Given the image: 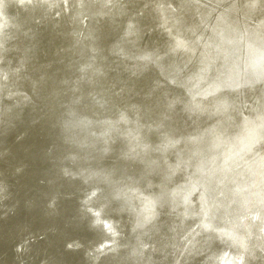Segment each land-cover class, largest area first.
I'll list each match as a JSON object with an SVG mask.
<instances>
[{
	"label": "rangeland",
	"instance_id": "374dc122",
	"mask_svg": "<svg viewBox=\"0 0 264 264\" xmlns=\"http://www.w3.org/2000/svg\"><path fill=\"white\" fill-rule=\"evenodd\" d=\"M14 1V2H13ZM16 1H17V3H16ZM31 1L32 0H0V19H1V21H3V22H12V21H16V22H14L13 24L15 25V28H16V31H13V30H5L6 32H10L7 36H6V38L5 39H0V44L2 45V47H1V51H0V70L1 71H4V72H8V74H9V76H8V79L7 80H2V81H0V114H1V117H0V119H2V123H3V121L4 122H6L5 124L3 123V125H2V123H0V134H2V135H0V136H3V134L5 135V136H7V137H5V136H3L4 138H6V139H4L3 137H0V142H1V138H3L2 139V145H0L1 147H0V150L2 149V151H0V156H1V158L2 159H0V163L2 162V164H1V167H0V175H3V177L4 178H6V177H9V179L10 180H7L8 178H6V179H4V178H2V176H0L1 177V179L2 180H4V184H5V187H6V190H7V194H6V197H2L1 199H0V212H3V213H0V264H24V263H26V264H76V262L77 261H79V262H77V264H80V262H81V264H124V263H126L127 264V262H128V258L127 257H130L129 258V261L131 260V256H132V260H134L135 258V260H136V263L138 264H146V263H144V262H141V261H143V259H144V256H145V252H147L146 254H148V259H147V261H151V263H153V264H156L157 262H160L161 264H165V263H167V261H168V263L169 264H181L180 263V260H182L181 262H183L182 264H206V263H208V264H213V263H215V261H216V258H214V256H213V254L215 255V253H217L220 249H222V248H225V247H228V248H230V245L232 246V244H231V242H230V240H229V238L228 237H225L224 238V236H222L221 234H220V236L221 237H219V235H218V231H223V232H226V233H228L229 235H230V237H231V239L233 240V242H235V243H237V244H239V245H241L242 246V242L244 243L243 245H245L244 247H245V249L247 250V252H251V250L250 249H254V251L255 252H257L258 251V254L256 253V254H251V255H249V253H247V255H246V253L243 255V257L245 256V258H244V262H246V261H248L247 263L248 264H264V256H261V255H264V254H260L261 252L262 253H264L263 251H264V249L261 247L262 246V244H261V242L263 243V241L261 240V239H263V237H258V240H253V239H250V237L248 238V237H245V233H243L242 235L244 236V238H248L247 240L245 239V241H243L244 239L241 237V232H240V227H242V225L244 224V222H243V220H239V218H236L235 220H230L231 218H234V217H236V216H238V215H233L232 213V217H231V214H230V216H227V218L228 219H226V217H224V220L222 221V222H220L219 224H216V226H215V229H217V230H214V232L216 231V237H212L213 238V240H211V241H209V242H213V241H218L219 239L218 238H224V239H222V240H224V241H222V240H219L217 243H215V242H213V244L212 243H209L208 245H207V247L205 248V250H200V249H196V248H194L195 246L193 245V242H192V237L194 236L195 237V235L196 234H201L202 232H199L198 233V231H197V229L196 228H194V229H190V227H191V225L192 224H190L191 223V220H190V216L191 215H189V217H188V215H186V213L187 212H193V211H195V210H197V211H199L200 209H201V205L203 206V203H202V201L205 199V197L204 198H202L203 196H201L202 194L200 193L199 194V192H200V190H198V189H194V187H193V185L191 184L193 181H192V179L194 180V178H195V176H197V174L198 173H200V172H205L206 171V173L208 174V172H209V174L211 175V174H213V176H215L214 174H217L215 177V180H216V182L218 181V183L220 184L222 181H224V180H226L227 179V181L224 183V188H226L225 187V184L227 185V187H228V184H229V187L232 185V187H234L235 186V184H234V186H233V183L235 182L233 179H235L236 178V180H238V181H240L241 182V184L242 185H245V186H243L242 187V185H240V187L239 186H235L234 188H239V190L241 191L242 190V188H243V190H245L246 191V189L247 188H249V189H247V191H249V190H253V188H254V190H258V189H260V188H262V189H264V183H263V181H264V86L262 85V84H264V73L263 74H261L262 72H264V70H263V68H264V60H261V62H263V63H257V64H253V60H255L256 59V57L255 56H262L261 58H264V0H185L184 2L182 1V0H68L67 1V5H65V6H60V7H57V1L56 0H33L32 1V3H31ZM53 2V4H52V2ZM91 1V2H90ZM132 1H134V2H132ZM171 1H173V3L171 2ZM177 1V2H176ZM207 1V2H206ZM211 1V2H210ZM54 2H56V3H54ZM86 2H88V3H86ZM128 2V3H127ZM138 2V3H137ZM179 2V3H178ZM181 2V3H180ZM188 4H187V3ZM208 2H210V3H208ZM214 2H217V3H214ZM19 3V4H18ZM34 3V4H33ZM175 3V4H174ZM193 3V4H192ZM208 3V4H207ZM22 4V5H21ZM25 4V5H24ZM38 4V5H37ZM48 4H50V5H53V7H52V9H51V11H50V14L48 15V17L44 20L45 22L42 24L43 26H40L39 28H36V27H33L32 29H29V30H26L25 32H23V33H21L20 35H19V32L20 31H18V28H17V25H19V24H21V22H24V19H22V17L24 16V14L26 15V14H28V17H31V16H33V15H31V14H33L34 13V11L35 10H38V9H40V7H43V5H44V7L46 8L47 6H48ZM77 4V5H76ZM88 4V5H87ZM181 4V5H180ZM211 4H213V5H211ZM13 5V6H12ZM186 7H184V6ZM192 5V6H191ZM177 6V8H175ZM178 6H180V7H178ZM187 6H189V7H187ZM214 6V7H213ZM32 7V8H31ZM181 7H183V8H181ZM192 9H191V8ZM246 7V8H245ZM252 9H251V8ZM38 8V9H37ZM59 8V9H58ZM64 9V10H62V11H60L61 9ZM170 8L172 9V10H170ZM225 8V9H224ZM228 8H230V9H228ZM260 9V11H259V9ZM28 9H30V10H28ZM185 9V10H184ZM253 9H254V11H253ZM176 10H178V11H176ZM183 10V11H182ZM245 10V11H244ZM262 10V11H261ZM4 11V12H3ZM172 11V12H171ZM180 11H182V12H180ZM194 11V12H193ZM251 11V12H250ZM28 12V13H27ZM30 12V13H29ZM189 12V13H188ZM197 12V13H196ZM245 12V13H244ZM258 12V13H257ZM262 12V13H261ZM185 13V14H184ZM196 15V16H193L194 14ZM203 13V14H202ZM249 13V14H248ZM257 13V14H256ZM114 14H115V16H114ZM180 14H183V16L185 17V19H184V17L181 15L180 16ZM186 14H188V15H186ZM192 14V16H191V18L190 19H188L189 17H190V15ZM198 14V15H197ZM247 14H248V16H247ZM251 14V15H250ZM253 14V15H252ZM170 15H171V17H170ZM177 15V16H176ZM245 15L247 16V18L245 17ZM255 15V16H254ZM49 16H52L51 18H49ZM55 16V19H53V21H51V19L53 18ZM149 16V17H148ZM255 17V19H254V17ZM148 17V18H147ZM174 17H176L175 19H177V21H174L175 19H174ZM187 17V18H186ZM195 17V18H194ZM198 17V18H197ZM213 17H214V19H213ZM253 17V18H252ZM20 18V19H19ZM49 18V19H48ZM102 18V19H101ZM171 18V19H170ZM180 18H181V20H184V21H180ZM197 18V19H196ZM48 19V20H47ZM148 19L150 20V21H148ZM173 19V20H172ZM186 19L188 20V22L186 21ZM193 21H192V20ZM200 21H199V20ZM208 19V20H207ZM216 20V21H213V20ZM219 19H221V21L219 20ZM61 20V21H60ZM106 20V21H105ZM108 20V21H107ZM170 20V21H169ZM194 20H196V21H194ZM144 21V22H143ZM193 22V24H195V25H193L192 23H190V22ZM218 21V22H217ZM226 21H227V23H226ZM253 23H252V22ZM55 22V23H54ZM120 22H121V24H120ZM149 22H151V23H149ZM172 23V25H171V23ZM177 22V23H176ZM205 23V25H203V27H202V24H204ZM225 24V25H228L227 27H225V25L223 24V23ZM84 23V24H83ZM149 23V24H148ZM180 23V24H179ZM197 23V24H196ZM202 23V24H201ZM219 23V24H218ZM220 23H222L221 25H220ZM108 24V25H107ZM179 24V25H178ZM183 24H184V26H183ZM191 24V25H190ZM198 24H201V25H198ZM213 24V25H212ZM23 25V24H22ZM54 27H53V26ZM103 25V26H102ZM142 27H141V26ZM144 25V26H143ZM174 25V26H173ZM178 25V26H177ZM188 25V27H186ZM189 25L192 27V28H190L189 27ZM223 25V26H222ZM27 26V23L23 26V28L22 29H24L25 27ZM199 26V27H198ZM207 26V27H206ZM215 26H216V28H215ZM221 26H222V29H220L221 28ZM3 27V26H2ZM123 27V28H122ZM171 27V28H170ZM174 27V28H173ZM181 27V28H180ZM183 27V28H182ZM198 27V28H197ZM201 27V28H200ZM206 27V28H205ZM213 27H214V30H213ZM217 27H219L218 29H217ZM229 27L231 28V29H229ZM244 27V28H243ZM7 28H9V27H7ZM6 28V29H7ZM176 28V29H175ZM178 28V29H177ZM184 28H185V30H184ZM189 28V29H188ZM212 28V29H211ZM235 28V29H234ZM249 28V29H248ZM115 29V30H114ZM118 29H119V31H118ZM187 29L189 30V31H187ZM191 29V30H190ZM196 29V30H195ZM200 29V31L203 29L204 31H202V32H204V33H202V32H200V31H197V30H199ZM210 29V30H209ZM218 31H217V30ZM229 29V30H228ZM234 29V30H233ZM247 29V30H246ZM121 30V31H120ZM213 30V31H212ZM222 30V33L220 32ZM228 32H227V31ZM236 30V31H235ZM242 32V34H241V32ZM103 32V33H102ZM235 32V33H234ZM240 32V33H239ZM87 33H93V34H95V36H94V39L92 40V43L95 45V50H98V51H95V50H91L90 48H83V43H85V39H86V37L84 38V35L86 36V34ZM213 33V34H212ZM15 35V36H12V35ZM104 34V35H103ZM111 34V35H110ZM118 34H119V36H118ZM148 34H149V36H148ZM203 34H206V37H205V35H203ZM210 34V35H209ZM211 34L213 35V36H211ZM238 34H241V35H238ZM25 35V36H24ZM216 35V37H214ZM113 36V37H112ZM117 36V37H116ZM208 36H211V37H214V38H209V40H208ZM219 37V39H218V37ZM26 37H27V39H26ZM204 37V38H203ZM32 38H36L33 42H31L32 41ZM82 38V39H81ZM125 38V39H124ZM101 39H102V42H101ZM130 39V40H129ZM132 39H133V41H132ZM28 40V41H27ZM104 40V41H103ZM108 40V41H107ZM123 40V41H122ZM128 40H129V42H128ZM137 40V41H136ZM213 40H214V42H216V43H214L213 42ZM218 42H217V41ZM36 43V45H37V50L36 49H32V51H30V50H28V47H29V49L31 48V46L33 45V43ZM109 42V43H108ZM112 42V43H111ZM123 42V43H122ZM125 42H127V43H125ZM132 42H134V44L132 43ZM136 42V43H135ZM104 43V44H103ZM114 43H115V46H114ZM119 43V44H118ZM128 43H130V44H132V45H129ZM108 44V45H107ZM121 44V45H120ZM125 44V45H124ZM0 45V46H1ZM105 45V46H104ZM117 45V46H116ZM119 45H120V47H119ZM85 46H86V44H85ZM5 47V48H4ZM105 47H107V49L105 48ZM113 48V51H112V48ZM104 48V49H103ZM118 48V49H117ZM248 48V49H247ZM116 49V50H115ZM101 50H103L102 52H101ZM108 50V51H107ZM28 51V52H27ZM34 51V52H33ZM107 51V55H109V56H105V55H103L102 56V54L103 53H105ZM117 51V52H119V54L116 52V54H115V52ZM95 52H99V54L98 53H96L97 54V56H96V54H95ZM111 52V53H110ZM124 54H123V53ZM157 52V53H156ZM172 54H171V53ZM101 53V54H100ZM110 53V54H109ZM142 55H141V54ZM144 53V54H143ZM169 54V56H168V54ZM174 53V54H173ZM112 54V55H111ZM122 54V55H121ZM177 55V57H176V55ZM98 55H100V56H98ZM110 55H111V57H110ZM119 55L121 56L120 58H119ZM144 55V56H143ZM146 55H148L149 56V58L147 59L146 57ZM175 55V56H174ZM105 56V57H104ZM114 56V58H112ZM116 56V57H115ZM123 56L125 57V59L123 58ZM141 56H143V57H141ZM146 56V57H145ZM150 56L152 57V58H150ZM164 56H168V57H172V56H174V57H172V58H168L169 59V61H168V59L166 60V57L164 58ZM180 56V57H179ZM97 57V59H95ZM102 58L101 60L103 61H101V60H99V58ZM108 57H110L109 59H110V62H109V59H108ZM140 57V58H139ZM183 59H182V58ZM93 58V59H92ZM121 58H123V59H121ZM126 58H127V60H126ZM128 58H130L129 60L131 61V59H132V61L133 62H129L128 63ZM133 58H135V60H133ZM141 58H142V60H141ZM176 58V59H175ZM179 58V59H178ZM222 58V59H221ZM246 58H249V60H248V62H247V64H246V62H245V60H246ZM138 59V60H137ZM144 59V60H143ZM155 61H154V60ZM166 60V62H165V60ZM174 62V64L175 65H173V62L171 61V60ZM176 60H179V62L178 61H176V63H175V61ZM91 60H93V62H91ZM114 60H115V62H114ZM121 60H125L126 62H123V61H121ZM145 60H150L151 62H148V64H147V66L148 67H146L145 66V63H147V61L145 62ZM185 62H187V63H185V64H183L184 63V61ZM225 60V61H224ZM100 61V62H99ZM111 61H113V62H111ZM117 61H120V62H117ZM138 61H141V62H139L138 63ZM142 61H143V64H142ZM183 63H182V62ZM220 61V62H219ZM96 62V63H95ZM107 62H108V64H107ZM138 64H137V63ZM145 62V63H144ZM167 62H169L168 64H167ZM171 62V63H170ZM179 64H178V63ZM180 62H181V64H180ZM218 62V63H217ZM240 62V63H239ZM89 63H91V64H93V65H95V67L93 66V65H91V64H89ZM124 63V64H123ZM132 63H135L134 65L132 64ZM154 63L156 64V65H154ZM166 65H165V64ZM102 64H104L103 66H101ZM108 65V67H106L105 68V66H107ZM126 64V65H125ZM128 64H131V65H128ZM137 64V65H136ZM157 64H158V67H157ZM229 64V65H228ZM251 64V65H250ZM53 65V66H52ZM83 65H85V66H83ZM110 65V66H109ZM121 65V66H120ZM149 65H150V67H149ZM160 65V66H159ZM183 67H182V66ZM102 67L101 68V70H100V73H101V75L102 76H100V73H96V72H98L99 71V69H100V67ZM120 66V67H119ZM122 66H123V69H121L122 68ZM130 66V67H129ZM153 66V67H152ZM164 68H163V67ZM168 66V67H167ZM176 66H178L179 68L177 69V70H175V67ZM244 66V67H243ZM249 67V69H248V67ZM88 67H91V68H88ZM138 67V68H137ZM139 67H141L140 69H139ZM154 67L155 68H157V69H154ZM162 69H160V68ZM240 67V68H239ZM88 68V69H87ZM96 70H94V69ZM99 68V69H98ZM104 68V69H103ZM108 68H110L112 71H114V70H117L118 72H114L115 74H118L119 73V71H120V73H119V75H116L115 76V78H114V73H111L112 71H110ZM117 68H119V70L117 69ZM125 68H126V70H125ZM129 70H128V69ZM131 68V69H130ZM133 68V69H132ZM149 70H148V69ZM166 68V69H165ZM177 68V67H176ZM181 68V69H180ZM184 68V69H183ZM218 68V69H217ZM255 69V70H260V73H257V74H259L260 75V77L256 74V76L255 77H257L258 78V80L256 79V81H254L255 82V84H257L256 82L257 81H259V78L261 79V84H258V85H256L257 87H255V86H253V87H255L256 89L257 88H259L258 86H260V88L258 89V90H256L255 88H251V90H250V88H245L247 85H248V83H246V84H244L243 86L244 87H242L243 89H237V90H239V94H237V90H236V92L234 91V89H227V88H225V89H227V90H225V89H223L224 87H219L221 90H220V92H222V93H225V91H227L228 93H226V94H220V92L218 91L216 94L214 93V94H212L213 95V98H207V97H202V98H200L201 99V104H200V102H198L200 99L199 98H197V99H195V101H194V97L195 96H197L196 94L195 95H193V93H194V91H191V92H189V93H187V96L186 95H183L182 94V91H180V87H181V90H182V87L184 86V85H192L193 86V84H195L194 86H196L197 88L196 89H193V90H195V93L196 92H199V90L201 89H207V88H209V86H214V85H221L222 83V85H224V84H226L225 83V81H223V79L225 80V79H227V80H229L231 83H234L235 85H238L239 83H241V82H243V74H245L247 71H249L250 69ZM83 69H85L84 71H83ZM103 69V70H102ZM109 70V72L108 71H106V70ZM136 69H137V71H136ZM154 69V70H153ZM163 69H164V72H162L163 71ZM183 69V70H182ZM217 69V70H216ZM222 69V70H221ZM240 69V70H239ZM243 69V70H242ZM91 70V71H90ZM95 72H94V71ZM143 70V71H142ZM156 70H157V72H158V76H161L160 78H162L163 76L162 75H164V73L166 72V74H165V76L167 75V71L169 70V72H170V77H168L169 76V74L165 77V78H163V80H165V81H167V82H165V81H161V79L158 77L157 78V72H156ZM159 70V71H158ZM166 70V71H165ZM173 70V71H172ZM180 70V71H179ZM232 70V71H231ZM88 71H89V76L87 77V73H88ZM102 71H105V72H103L105 75H104V77L106 78V81L109 79V78H111V79H113V80H115V81H113V82H115L114 84H113V82H112V80L110 79V80H108L109 81V83H107L106 81H104L105 80V78L103 77V73H102ZM135 71L137 72V73H135ZM151 71V72H150ZM153 71V72H152ZM156 73H155V72ZM176 71V72H175ZM215 71V72H214ZM217 71H218V73H217ZM242 71V72H241ZM262 71V72H261ZM83 72V73H82ZM85 72H87L86 74H84ZM108 72V73H107ZM133 72V73H132ZM143 72V73H142ZM162 74H161V73ZM172 72H174V73H172ZM238 72H241V73H238ZM244 72V73H243ZM94 73V74H93ZM96 73V74H95ZM123 73V74H122ZM142 73V74H141ZM216 73V74H215ZM58 74V75H57ZM79 74H81L80 76H79ZM120 74H121V76H120ZM130 74V75H129ZM174 74H176V75H174ZM220 74V75H219ZM222 74H225V76L223 75L222 76ZM240 74H241V78L239 77L240 76ZM78 75V76H77ZM97 75H98V77H97ZM109 77H108V76ZM136 75H137V78H136ZM155 75V76H154ZM227 75V76H226ZM236 77H235V76ZM262 75H263V77H262ZM68 76V77H67ZM82 76H83V78H82ZM85 76V77H84ZM90 76H91V78H90ZM96 77V78H93V77ZM119 76V78H117ZM128 76V77H127ZM130 76H133V77H130ZM173 76V77H172ZM174 76H176V78L174 77ZM196 77V78H193V77ZM217 76H218V78H217ZM220 76H221V78H220ZM28 77V78H27ZM66 77L68 78V80L66 79ZM77 77H81V78H77ZM138 77H140V78H138ZM52 78V79H51ZM57 79V81L55 80V79ZM72 78H74V79H72ZM87 78H88V80H87ZM108 78V79H107ZM134 78V79H133ZM169 78V79H168ZM171 78H174L173 80L171 79ZM193 78V79H192ZM223 78V79H222ZM60 80V82H59V80ZM66 79V80H65ZM78 79V80H77ZM80 79H82L81 81H80ZM84 79L86 80V81H84ZM116 79H117V81H116ZM122 80V82H121V80ZM134 81H133V80ZM137 79H138V81H137ZM148 79V80H147ZM211 79V80H210ZM238 79V80H237ZM51 80L54 82V83H52L51 82ZM64 80V81H63ZM73 80V81H72ZM74 80H76V82L74 81ZM90 80V81H89ZM100 80V81H99ZM120 80V81H119ZM127 80H129V81H127ZM141 80V81H140ZM144 82H143V81ZM169 80H170V82H169ZM191 80V81H190ZM210 80V81H209ZM233 82H232V81ZM63 82V85H60V84H62V82ZM80 82V84L79 83H77V82ZM87 81H89L88 82V85H87ZM94 81V83H91V82H93ZM186 81V82H185ZM187 81H189V82H187ZM193 81V82H192ZM198 81H200V83L198 82ZM246 81H249V80H247L246 79ZM263 81V82H262ZM57 82H58V84H57ZM66 82V83H65ZM82 82V83H81ZM85 82V83H84ZM124 82H127V84L126 85H123L124 84ZM140 82H141V84H140ZM150 82H151V84H150ZM170 83V86H168L169 85V83ZM181 82V83H180ZM195 82V83H194ZM196 82H198L199 84H197ZM220 82H221V84H220ZM260 82V81H259ZM69 83V84H68ZM77 83V84H76ZM96 83L97 84H99V83H103V84H101V85H104L105 83L107 84V85H104V86H107V87H113L114 85H116V86H119V90H118V87H117V91L115 90V91H111V93H109V91H110V89H109V91L107 90V93H104L105 91H106V89L107 88H104V86H103V91L104 92H102V90L101 91H99L100 93L98 94V95H93L92 97H94L95 99H97L99 96V99H97V103H99V102H105V106H103L102 108L103 109H101L102 110V113H99V112H97V114H89L90 112H89V108H88V110L86 109V107L84 108V106H86V104H85V102H83V100H85V96H87L89 93L91 94V92H89L90 90H89V88L90 87H92V88H94L93 87V85L95 84L96 85ZM113 85H112V84ZM129 83V84H128ZM131 83V84H130ZM133 83H135V84H133ZM143 83V84H142ZM161 83H163L162 85H160ZM166 83L168 84V85H166ZM178 83L180 84V85H178ZM184 85H183V84ZM186 83V84H185ZM49 84H51V85H49ZM57 84V85H56ZM84 84H86V87H85V85ZM92 86H91V85ZM138 84L140 85V88H139V86H138ZM146 84V85H145ZM149 84V85H148ZM181 84L183 85V86H181ZM197 84V85H196ZM252 84H254V83H252ZM53 85V86H52ZM70 85V86H69ZM73 85H75V86H73ZM77 85V86H76ZM109 85H112V86H109ZM122 85H123V87H122ZM134 85V86H133ZM142 85H144V86H142ZM180 86L179 87V89H178V87H175V86ZM60 86H62V87H60ZM66 86H67V88L68 89H70V91L69 90H66L67 88H66ZM69 86V87H68ZM71 86H73L72 88H71ZM89 88H88V87ZM130 87L131 88V93H130V95H129V91H130V88H128L127 89V87ZM150 86V87H149ZM164 86H166V88L163 87ZM174 86V87H173ZM205 86H207V87H205ZM52 89H51V88ZM54 87V88H53ZM126 87V88H125ZM136 87H138V88H136ZM144 89H143V88ZM146 87V88H145ZM173 87V88H172ZM58 88V89H57ZM74 88V89H73ZM82 90H81V89ZM84 88V89H83ZM88 90V92H87V90ZM137 89V90H135L134 91V89ZM147 88H150L149 89V92H148V89ZM153 88L156 90L155 92H154V90H153ZM169 88V90H168V93H166L167 92V89ZM172 88V89H171ZM177 88V89H176ZM246 90H245V89ZM262 88V89H261ZM57 89V90H56ZM60 89V90H59ZM62 89V90H61ZM64 89V90H63ZM121 89V90H120ZM126 89V90H125ZM140 89H142V90H140ZM158 89H160V90H158ZM161 89H163V93L161 92ZM198 89V90H197ZM222 89H223V91H222ZM249 89V90H248ZM80 90H81V92H80ZM84 90V91H83ZM129 90V91H128ZM139 90L141 91V92H139ZM147 90V91H146ZM153 93H155V95L157 96V98L156 97H154L155 95L154 94H152V92ZM176 90H179V92L177 91L176 92ZM225 90V91H224ZM230 90H232V92L234 91L235 93H231V91ZM262 90V91H261ZM59 91V92H58ZM76 91H78L77 92V94H76ZM119 91V93H117ZM123 91V93L121 94V92ZM126 93H125V92ZM161 93H160V92ZM166 91V92H165ZM176 93H175V92ZM230 91V92H229ZM250 91V92H249ZM252 91H253V97H251L252 96ZM256 91V92H255ZM56 92V93H55ZM69 92L71 93V94H69ZM75 93V94H73V93ZM84 92V93H83ZM102 92V93H101ZM133 92V93H132ZM134 92H136V94L134 93ZM148 92V93H147ZM165 92V93H164ZM171 92V93H170ZM240 92H242L241 94H240ZM55 93V94H54ZM79 93V94H78ZM81 93L83 94V96L81 95ZM98 93V92H97ZM112 93H113V95H112ZM117 93V94H116ZM146 93V94H145ZM177 93H179V94H177ZM249 95H248V94ZM251 93V94H250ZM53 94V95H52ZM58 94V95H57ZM65 94V95H64ZM87 94V95H86ZM94 94V93H93ZM103 94V95H102ZM107 94H108V97H107ZM114 94H116V95H114ZM141 94V95H140ZM144 94V95H143ZM148 94H150V95H148ZM159 94H160V96H159ZM174 94V95H173ZM191 94H192V98H191ZM221 95L220 97H219V101H218V95ZM237 94V95H236ZM256 94L259 96H256ZM260 94H262V95H260ZM85 95V96H84ZM109 95H111V96H109ZM125 96V99H123L124 98V96ZM136 96V97H138L137 98V100H136V97H133V96ZM138 95V96H137ZM147 95V96H146ZM152 95H154V96H152ZM215 95V96H214ZM228 95V96H227ZM230 95H232L231 97H230ZM52 96V97H51ZM53 96H55V97H53ZM62 98H61V97ZM76 97V98H74V97ZM79 96V97H78ZM112 96H114V97H112ZM122 96H123V98H122ZM127 96V97H126ZM131 96V97H130ZM140 96V97H139ZM143 96V97H142ZM146 96V97H145ZM167 96V97H166ZM184 96H186V97H184ZM189 96H190V99H189ZM211 96V95H210ZM224 96H226V97H224ZM236 96H238V98L236 97ZM243 96H244V98H243ZM73 97V98H72ZM82 97V98H81ZM90 97V96H89ZM91 97V98H92ZM107 97V98H106ZM121 97V98H120ZM152 97V98H151ZM209 97V96H208ZM212 97V96H211ZM221 97L223 98V99H228L226 102H225V100H224V102H223V99H221ZM236 97V98H235ZM250 97H251V99H250ZM257 97H258V99H257ZM260 97H262L261 99H260ZM49 98H50V101H49ZM54 98V99H53ZM57 98V99H56ZM70 98V99H69ZM91 98H89V99H91ZM110 98H112V99H110ZM115 98V99H114ZM119 100H118V99ZM133 98H135V99H133ZM142 98H143V100H142ZM151 98V99H150ZM159 98H161V100H159ZM186 98V99H185ZM205 98H207V99H205V100H207L208 101V99H210V101H211V104L216 108H214V107H212V105L211 104H209V107H207V101H205L204 99ZM52 99V100H51ZM62 99V100H61ZM78 101H80V99L82 100L81 102H83V103H81V102H78ZM105 99V100H104ZM120 99H121V101H120ZM123 99V100H122ZM132 99L135 101H132ZM139 99H140V102H138L139 101ZM145 99V100H144ZM149 99V100H148ZM154 99V101H152ZM163 99V100H162ZM168 99V100H167ZM185 99V100H184ZM191 99H193V100H191ZM199 99V100H198ZM202 99H203V102H202ZM238 99V100H237ZM246 99V100H245ZM253 99V100H252ZM260 99V100H259ZM5 100V101H4ZM59 100V101H58ZM69 100V101H68ZM72 102H71V101ZM87 100H88V98H87ZM126 100V101H125ZM128 100V101H127ZM130 100H131V102H130ZM166 101V103L168 104V105H165L166 103H165V101ZM215 100H217V101H215ZM221 100H222V103H224V104H222L223 105V107L224 106H226V104H227V106H229V107H227L226 106V108H225V110H224V108L222 109V113H221V109L220 108H222V105L219 103V102H221ZM235 100V101H234ZM109 101V102H108ZM118 101V102H117ZM123 101V102H122ZM145 101H147L148 103H146ZM152 102V104H154V105H152L151 106V108L150 109H148L147 107V105L148 104H150L151 105V103L150 102ZM161 102V101H163V102H161L162 103V105L160 104V103H157V102ZM195 102V104H193V103H191V102ZM204 101H205V103H204ZM210 101H208V103L210 102ZM213 101H214V103L216 102V104H218L219 103V106L218 105H216V104H214L213 103ZM229 101H231V102H229ZM232 101H234V103H239L238 105H236V104H234ZM237 101V102H236ZM239 101V102H238ZM249 101V102H248ZM254 101V102H253ZM78 104H77V103ZM112 102V103H111ZM187 102V103H186ZM189 102V103H188ZM197 102V103H196ZM242 102V103H241ZM250 102H251V104H250ZM260 104H259V103ZM52 103H53V105H52ZM56 105H55V104ZM58 103H59V105H58ZM68 103H69V106H68ZM76 103V104H75ZM117 103V104H116ZM124 105H123V104ZM134 103H138V104H144V106L142 107L143 108V110H144V112L143 113H135L134 111H131V109L129 108V105H131V104H134ZM157 103V104H156ZM169 103H170V105H169ZM173 103H174V106H173ZM230 103H232V104H230ZM245 103V104H244ZM247 103V104H246ZM84 106H83V105ZM107 104H108V106H110V107H107V109L105 108L106 106H107ZM127 104V105H126ZM160 105V107H158L157 108V106H159ZM172 104V105H171ZM175 104H177L176 106H175ZM186 104H188L189 106H190V108H189V106L188 105H186ZM229 104V105H228ZM61 105H63V106H61ZM70 105H71V108H70ZM72 105L74 106V105H77V107L78 108H83L82 110H81V108L80 109H78L76 106H74L73 107V109H72ZM80 107H79V106ZM118 107H117V106ZM123 105V107H121ZM150 105H149V107H150ZM216 105V106H215ZM230 105H231V107L233 106V108L231 109V107H230ZM247 105H249V106H247ZM252 105V106H251ZM257 105V106H256ZM45 106H46V109H48V110H46L45 109ZM56 106H58V108H56ZM61 106V107H60ZM98 107H99V105H97ZM113 106V107H112ZM115 106H116V108H115ZM147 106V107H146ZM165 106V107H164ZM166 106H168V107H166ZM170 106H172V107H170ZM195 106V107H194ZM201 106H202V109H201ZM48 107V108H47ZM51 107V108H50ZM54 107L57 109V110H59V111H56V109H55V111L56 112H54ZM145 107L147 108V110H145ZM155 107V108H154ZM162 107V108H161ZM192 107H194L193 108V110L195 109V111H198V109H199V111L198 112H194V111H190V110H192ZM200 107V108H199ZM207 107V108H206ZM218 107V108H217ZM249 107V108H248ZM257 107V108H256ZM261 107V108H260ZM53 108V109H52ZM77 108V109H76ZM94 108V107H93ZM100 108V107H99ZM109 108H113V110H110ZM124 108V109H123ZM127 108V109H126ZM153 108H154V111H153ZM158 110H157V109ZM169 110H168V109ZM171 108V109H170ZM189 109V111L191 112H189L188 113V109ZM204 108V109H203ZM234 108H235V111H236V108H237V111L235 112L234 111ZM246 108V109H245ZM248 108V109H247ZM70 109H71V111H73V112H75L74 114H73V112H70ZM76 109V110H75ZM86 109V110H85ZM96 109H98L97 107H96ZM106 109V110H105ZM109 109V110H108ZM120 109V110H119ZM129 109V110H128ZM161 109V110H160ZM162 109H164V112L162 113ZM200 109H201V111H200ZM207 109H209V111L207 110ZM220 109V110H219ZM253 109V110H252ZM43 110H45V111H43ZM51 110L53 111V113L51 112ZM61 110V111H60ZM69 110V111H68ZM79 110V111H78ZM85 110V111H84ZM103 110H105V111H103ZM108 110V111H107ZM122 110V111H121ZM150 110H152V111H150ZM155 110H156V112H158V113H154L155 112ZM214 111V112H212V111ZM217 112H216V111ZM223 110H224V112H223ZM227 110V111H226ZM228 110H233V112H235L234 114H232L233 112H231V111H228ZM249 110H250V112H249ZM168 111V112H167ZM246 111V112H245ZM255 111V112H254ZM44 112V113H43ZM45 112L47 113V115L45 114ZM48 112L50 113V115L48 116ZM76 112H77V114H76ZM92 112V111H91ZM101 112V111H100ZM105 112V113H104ZM109 112V113H108ZM110 112L113 114V116H112V114H110ZM149 112H151L153 115H155L154 117H152L151 115V113H149ZM207 112V113H206ZM208 112H210V113H208ZM226 112H228V113H226ZM231 112V113H230ZM259 112V113H258ZM263 112V113H262ZM68 113H70V117L71 116H76V117H78V118H80V117H82V118H80L79 119V122H77L78 123V125H77V123L75 124V123H73V122H75L74 121V119L76 118H74L73 119V122L71 121L72 120V117L70 118V119H68L69 118V114ZM83 115H82V114ZM117 113H118V116H117ZM132 113V114H131ZM134 113V114H133ZM159 113H160V116L163 114L164 115V118L163 117H161V118H163V119H159L158 117H160V116H158L159 115ZM189 114V116H188V114ZM193 113V114H192ZM200 113V114H199ZM206 113V114H205ZM219 113V114H218ZM227 115H226V114ZM43 114V115H42ZM53 114H55V118H54V115ZM63 114V115H62ZM66 114H68V117H67V115ZM72 114V115H71ZM85 114V115H84ZM100 115V117H99V115ZM104 114L106 117H104V115L102 116V115ZM116 114V115H115ZM135 114H136V117H134L135 116ZM138 114H139V116H138ZM144 114V115H143ZM147 114V115H146ZM150 114V115H149ZM167 114H169V115H167ZM195 114H197V115H195ZM199 114V115H198ZM221 114V115H220ZM231 114H232V116H231ZM239 114V115H238ZM258 114H259V116H258ZM89 117H88V116ZM93 115H94V117H93ZM96 115V116H95ZM122 115V116H121ZM125 115V116H124ZM131 115H133V116H131ZM149 115V116H148ZM167 115V116H166ZM202 115H203V117H202ZM207 115V116H206ZM212 115H213V117H212ZM228 115H230V117L228 116ZM6 116V117H5ZM9 116V117H8ZM44 116V117H43ZM46 116L47 117H49L50 119L51 118H54V119H52L51 121H48L49 122V126H51V127H49V126H47L46 127V124L48 125V123H47V121L46 120H48V119H46ZM51 116H53V117H51ZM63 116H64V118L66 117V119H67V121H66V119H64L63 118ZM80 116V117H79ZM85 116V118H83ZM87 116V117H86ZM142 116V117H141ZM150 116L152 117V118H150ZM169 116H171V121H174V126H173V124H169V123H171V121L169 120ZM194 116V117H193ZM210 116V117H209ZM215 116V117H214ZM216 116H218V117H216ZM261 116V117H260ZM3 117V118H2ZM96 117H97V119H96ZM110 117V118H109ZM116 117V118H115ZM118 117V118H117ZM137 117H138V119H137ZM147 117H149V118H147ZM165 117H167V118H165ZM196 117H198L197 118V120H195V124H194V119H196ZM206 117V118H205ZM13 118H15L14 120H16V121H14L13 120ZM17 118H19V120H20V123H19V120L17 119ZM60 118H62V119H60ZM78 118H77V121H78ZM94 118V119H93ZM102 118V119H101ZM119 118H120V120H119ZM135 118V119H134ZM143 118V119H142ZM145 118H147V119H145ZM158 118V119H157ZM188 118H189V120H188ZM194 118V119H193ZM201 118V119H200ZM208 118V119H207ZM209 118H213V119H211L210 120V122H209ZM215 118H216V120H215ZM221 118V119H220ZM231 118V119H230ZM251 118V119H250ZM5 119V120H4ZM36 119V120H35ZM49 119V120H50ZM81 119H83L84 121H87L88 119V123L89 122H91L90 124H88L87 122H84L83 123V126H82V124L80 123L82 120ZM85 119H87V120H85ZM99 119V120H98ZM108 121H107V120ZM115 119V120H114ZM151 119V120H150ZM173 119V120H172ZM199 119H200V121H199ZM205 119V120H204ZM218 119H220V120H218ZM230 119V120H229ZM234 119V120H233ZM6 120H9V121H12V122H7ZM23 120H24V122H23ZM27 121V126H28V128L30 127H32V129H28L27 127H26V121ZM31 120V121H30ZM40 120V121H39ZM42 120V121H41ZM59 122H58V121ZM61 120V121H60ZM62 120H64V122L66 121V122H68V120H70V122H68L69 123V125H68V123L67 124H65L66 125V127H64L65 125H64V123L62 122ZM76 120V119H75ZM101 120V121H100ZM113 120H114V123L115 124H113ZM144 120H146V121H148V123L147 122H145ZM153 120V126H151L150 125V122ZM158 122H157V121ZM161 120H163L162 121V123H161ZM169 120V121H168ZM188 120V122H186ZM202 120H203V122H202ZM208 120V122H205V121H207ZM218 120V121H217ZM224 120V121H223ZM228 120V121H227ZM236 120V121H235ZM28 121H30L31 123H29ZM35 121V122H34ZM37 121L38 122H40L39 124V126L37 125L38 123H37ZM92 121H94V123L92 124ZM103 121H104V123H103ZM119 123H117V122ZM142 121V122H141ZM154 121L156 122V123H154ZM165 121V122H164ZM177 123H176V122ZM184 121V122H183ZM220 121H221V123H220ZM231 121V122H230ZM247 121V122H246ZM257 121V122H256ZM261 121V122H260ZM1 122V121H0ZM15 122H17V123H15ZM21 122L22 123H25V124H22V126H21ZM44 122V123H43ZM52 122H53V125H52ZM54 122H56L55 124H54ZM58 122V123H57ZM65 122V123H66ZM99 122H100V124H99ZM102 122V123H101ZM126 123V126L124 125L125 123ZM128 122H129V124H128ZM130 122H131V124H130ZM159 122H160V125H158L159 124ZM169 122V123H168ZM181 122H182V124H181ZM219 122V123H218ZM222 122H224V123H222ZM227 122H229L228 124H227ZM10 125H9V124ZM12 123H13V125H12ZM18 123H19V126H18ZM33 123V124H32ZM37 123V124H36ZM73 123V124H72ZM123 123V124H122ZM139 123V124H138ZM145 123H147L148 125H146ZM166 123H168V126H167V124ZM185 123V124H184ZM190 123H192L191 125H190ZM196 123H198V124H196ZM201 123V124H200ZM203 123V124H202ZM7 124V126H5ZM17 124V125H16ZM43 124H45L44 125V127L47 129H45L44 127H43ZM59 126H58V125ZM61 124V125H60ZM72 124V127L70 126ZM86 124H88V125H86ZM98 126H97V125ZM122 124V125H121ZM143 124V125H142ZM156 124H157V128H156ZM179 124H181V126L182 127H180V125ZM189 124V126L190 127H187V125ZM223 124V125H222ZM225 124H226V126H225ZM8 125H9V127H8ZM16 125V126H15ZM31 125V126H30ZM37 127L38 128V131H37V128H36V131L37 132H34L35 131V127ZM37 125V126H36ZM42 125V126H41ZM55 125V126H54ZM64 125V126H63ZM74 125V126H73ZM86 127H85V126ZM92 125V126H91ZM93 125H96V127L94 126L93 127ZM101 125V126H100ZM129 125V126H128ZM146 125V126H145ZM150 125V126H149ZM167 126V128L165 127V126ZM169 125H170V127H169ZM172 125V126H171ZM183 125H186V126H183ZM195 125V127H193ZM218 125V126H217ZM228 125H229V127H228ZM17 126H18V128H17ZM54 126V127H53ZM63 128H62V127ZM69 126V127H68ZM76 126H78V127H80V129L78 128V127H76ZM117 126V127H116ZM133 126V127H132ZM160 128H159V127ZM166 128V133H168L170 130H174L173 129V127L174 128H176L175 126H177V128H178V130H180V131H178V130H174V131H176V132H173V131H170L168 134H166L167 136L168 135H170V137L167 139L166 138V135L164 134V132H165V129H163V130H161V128ZM200 126V127H199ZM211 126V127H210ZM217 126V127H216ZM232 126V127H231ZM235 126V127H234ZM7 127H8V129H7ZM17 128V129H11V128ZM34 127V128H33ZM42 127V128H41ZM75 127L78 129V131H79V134H77L78 133V131H76L75 130ZM99 127H100V129H99ZM129 128L130 127V129H128L127 130V128ZM153 127V128H152ZM155 127V128H154ZM184 127L186 128L185 130H184ZM202 127V128H201ZM216 127V128H215ZM4 128H5V130H7V132H9V133H7L5 130H4ZM49 128H51V129H49ZM69 128L70 129H72V130H74V132H71L72 130H70L69 131ZM87 128V129H86ZM93 128V129H92ZM96 128V129H95ZM114 128V129H113ZM118 130H117V129ZM122 128V130H120ZM125 128V129H124ZM145 128L148 130L149 128V134H148V131L147 130H145ZM159 128V129H158ZM182 128V129H181ZM188 128H189V131H188ZM196 128V129H195ZM236 128V129H235ZM251 128V129H250ZM253 128V129H252ZM11 131H10V130ZM26 130V132H28V133H26V132H24L25 130ZM43 129V130H42ZM52 129L53 130H55V132L54 133H52L53 131H52ZM60 129H62V130H60ZM89 129H90V131H89ZM113 129V130H112ZM131 129H134V130H136V131H134L133 130V133H131L132 132V130ZM143 129V130H142ZM151 129L153 130H156L157 129V131H154L153 130V133L152 132H150L151 131ZM191 129H193L194 130V133H192L193 132V130L192 131H190ZM201 129V130H200ZM207 129V130H206ZM209 129V130H208ZM238 129V130H237ZM4 132H3V131ZM12 130H14L15 132H16V130H18L17 132H16V135H14L13 133H12ZM20 130H24L23 132L21 131L20 132ZM29 130V131H28ZM42 131V135L43 136H41L40 135V131ZM44 130H46V132L44 131ZM83 130V132H81ZM125 130H127V132L125 131ZM131 130V131H130ZM183 130V131H182ZM220 130V131H219ZM225 130V131H224ZM249 130V131H248ZM13 131V132H14ZM34 133H36V134H34ZM50 132V133H48V132ZM64 131V132H63ZM98 131V132H97ZM117 131H119V133L116 132ZM124 131L125 133H127V134H124V133H122V132ZM128 131H130V133H128ZM144 131H146V132H144ZM163 133H162V132ZM177 131L180 133V134H178L177 133ZM186 131H187V133H186ZM222 131V132H221ZM3 132V133H2ZM14 132V133H15ZM62 132V133H61ZM82 134H81V133ZM98 133V135H99V133H101V135L103 136V137H101V135H95V134H97ZM123 134H121V133ZM135 132V133H134ZM161 132V133H160ZM173 132V133H172ZM181 132H184L185 133V135H186V137H185V135H184V133H181ZM190 132H191V134H190ZM196 132H198V133H196ZM214 132V133H213ZM229 132V133H228ZM8 135H7V134ZM20 133V134H19ZM25 135V136H22V140L25 142V144H22V143H24V142H22V140L20 139V138H18L17 139V137H19V136H17V135ZM26 133V134H25ZM29 133H30V136H27V135H29ZM50 134V135H46V134ZM56 133V134H55ZM94 133V134H93ZM136 133H137V136H136ZM146 133V134H148V135H144V134ZM206 133V134H205ZM246 133V134H245ZM249 133V134H248ZM13 134V135H12ZM34 135V137H33V135ZM53 134H55V137L53 136ZM57 134L59 135V137H56L57 136ZM68 134V135H67ZM81 134V135H80ZM112 134V135H111ZM115 134V135H114ZM120 134H121V136H120ZM128 134H130V136L128 135ZM135 134V135H134ZM141 134V136H139V135ZM153 134H155L154 135V137H155V139H154V137H151V135L153 136ZM157 134V135H156ZM163 134L165 135L164 137H163ZM177 135V137L175 136V135ZM212 134V135H211ZM218 134H219V136H218ZM243 134V135H242ZM13 136V138H11L12 136ZM40 137H39V136ZM60 135H62V136H60ZM66 135V136H65ZM74 135V136H73ZM83 135V136H82ZM86 135V136H85ZM88 135H89V137H88ZM105 135H107V136H105ZM116 135L117 136H120L119 138H120V140H119V138L118 137H116ZM143 135V136H142ZM150 135V136H149ZM171 135H173L172 137H171ZM181 135V136H180ZM184 135V136H183ZM190 135V136H189ZM251 135V136H250ZM14 136H15V138H14ZM47 136H48V138H50L49 140H52V141H54V142H52V141H46L48 138H47ZM69 136H70V138H69ZM73 136V137H72ZM75 136H76V138H75ZM79 136V137H78ZM94 136H95V138H94ZM108 136H109V138H108ZM113 136H115V137H113ZM148 136V137H147ZM189 136V137H188ZM228 136V137H227ZM232 136V137H231ZM24 137H25V139H24ZM43 137H44V139L45 140H43ZM46 137V138H45ZM54 137V139H52ZM68 137V138H67ZM78 137V138H77ZM82 137V138H81ZM87 137V138H86ZM92 137V138H91ZM98 137V138H97ZM124 137H126L125 139H122V138ZM136 137V138H135ZM138 137V138H137ZM162 137V138H161ZM175 137V138H174ZM193 137H194V139H193ZM221 137V138H220ZM256 137V138H255ZM258 137V138H257ZM8 138H10V141H9V143L11 144V145H9V143L7 144V141H8ZM27 138V139H26ZM35 138V139H34ZM38 138V139H37ZM42 138V139H41ZM59 138H60V141H62V144H61V142L59 141ZM73 139V141L74 142H72V139ZM86 138V139H85ZM146 138V139H145ZM149 138V139H148ZM159 138H160V142L158 141L159 140ZM170 138H171V140H170ZM189 138V139H188ZM196 138V139H195ZM225 138V139H224ZM251 138H253V139H251ZM12 139H15V140H12ZM29 139V140H28ZM40 140V142L39 141H37V140ZM63 139V140H62ZM83 139V140H82ZM89 139V140H88ZM91 139H93L92 141H90ZM96 139H98V140H96ZM103 139V140H102ZM114 139H116V140H114ZM150 139H152V141H150ZM174 139H175V141H174ZM178 139V142L176 141ZM198 139V140H197ZM202 139V140H201ZM211 139V140H210ZM263 139V140H262ZM21 140V142H19V143H21V145L23 146L24 145V147H22V149H21V147L19 146V143L17 142V141H20ZM31 141L32 142V146H30V145H28L29 143L27 142V141ZM33 140H34V142H33ZM36 140V141H35ZM59 142H58V141ZM80 140V141H79ZM86 140V141H85ZM111 140V141H110ZM122 140V141H121ZM144 140V141H143ZM173 140V141H172ZM191 140V141H190ZM193 140H195V141H193ZM197 140V141H196ZM209 140V141H208ZM221 140V141H220ZM223 140V141H222ZM251 140V141H250ZM259 140V141H258ZM4 141H6L5 142V144H7L6 145V149H4L3 150V148L5 147V144H4ZM11 141H13V142H11ZM41 141H42V143H41ZM59 143V147H61V148H58V145H57V142ZM64 141V142H63ZM71 141V142H70ZM84 141V142H83ZM120 141L121 142H124V143H120ZM180 141V142H179ZM187 141H188V143H187ZM207 141H208V144H207ZM237 141V142H236ZM254 143H253V142ZM37 142V144H38V146L35 144ZM43 142H45V143H43ZM80 142H82V143H80ZM87 142H89V143H87ZM90 142H91V144H90ZM95 142V143H94ZM112 142H113V144H112ZM116 143V146H115V143ZM118 142H119V144H118ZM157 142H159L158 143V146L160 147V149H159V147L157 146ZM196 142V143H195ZM199 142V143H198ZM258 142V143H257ZM17 143V144H16ZM33 143H34V146H35V148H34V146H33ZM39 143H41V145L39 144ZM47 143V144H46ZM56 143V144H55ZM67 143V145H65V144ZM100 145H99V144ZM104 145H103V144ZM106 143V144H105ZM140 143V144H139ZM163 145H162V144ZM201 143V144H200ZM245 143V144H244ZM252 143V144H251ZM17 145V147L19 146V148H17L16 147V145ZM42 144H44L43 146H42ZM46 144V145H45ZM76 144V145H75ZM78 144L80 145L79 147H78ZM91 145L90 147H89V145ZM111 145V147L109 146V145ZM122 144L124 145V148L123 149H120L121 147H122ZM154 144V145H153ZM178 144V145H177ZM180 144V145H179ZM227 144V145H226ZM233 144V145H232ZM258 144H260V145H258ZM262 144V145H261ZM11 146L12 148L14 147H16V149L17 150H20L21 152L22 151H24V152H16L17 150L16 149H12V150H10L11 149V147H9V146ZM13 145V146H12ZM15 145V146H14ZM28 145V146H27ZM40 145V146H39ZM94 145L96 146L95 148H94ZM103 145V146H102ZM121 147H120V146ZM156 145V146H155ZM174 145L177 147V146H180V147H178L177 149H176V147L174 148ZM183 145V146H182ZM192 145L194 146V147H192ZM198 145V148H199V150H198V148L196 147ZM211 145V146H210ZM237 145V146H236ZM246 147H245V146ZM250 145V146H249ZM27 148H26V147ZM37 146V147H36ZM101 146V147H100ZM107 146V147H106ZM112 146H113V149H111L112 148ZM115 146V147H114ZM136 146H138V147H136ZM152 146V147H151ZM153 146H154V148H153ZM187 146H189V148L187 147ZM248 146V147H247ZM10 149H9V148ZM31 147H33L34 149H36V150H34L33 148H31ZM38 147H40L41 149H38ZM65 147H67V148H65ZM73 147V148H72ZM84 147V148H83ZM85 147H87V148H85ZM125 147H126V149H125ZM134 147V148H133ZM146 147V148H145ZM150 147V148H149ZM161 147H162V149H161ZM192 147V148H191ZM212 147V148H211ZM242 147V148H241ZM245 147V148H244ZM29 148H31L32 150H30ZM58 148V150H60V151H57V150H55V149H57ZM80 150H79V149ZM101 148H103V149H101ZM115 148H118V149H115ZM132 148V149H131ZM138 148H140V149H138ZM144 148V149H143ZM170 148V149H169ZM174 148V149H173ZM205 148V149H204ZM234 148V149H233ZM244 148V149H243ZM247 148V149H246ZM249 148V149H248ZM7 149H9V150H7ZM24 149V150H23ZM25 149H26V152H25ZM27 149H29V150H27ZM68 149H69V151H68ZM93 149V150H92ZM108 149V150H107ZM125 149V152H126V150H127V152L125 153L126 154V156H125V154H123L124 152L122 151V150H124ZM137 149V150H136ZM143 149V150H142ZM147 149V150H146ZM156 150V152H155V150ZM181 149V150H180ZM190 149V150H189ZM194 149H196V150H194ZM220 149V150H219ZM240 149V150H239ZM253 149V150H252ZM39 150H40V153H38L39 152ZM74 150V151H73ZM90 150V151H89ZM99 150L101 151L100 152V154H101V156L100 155H97V153H99ZM112 150V151H111ZM118 150V151H117ZM140 151V153H139V151ZM148 150H150V151H148ZM152 150H154V151H152ZM206 150H207V152H206ZM212 150V151H211ZM222 150V151H221ZM247 150V151H246ZM250 150H251V152H250ZM255 150V151H254ZM259 150H261V151H259ZM4 151H6V152H8V153H5ZM27 151H29L30 152V154H29V152H27ZM54 151L56 152V153H54ZM65 153H64V152ZM91 151H93V153L91 152ZM94 151H95V153H94ZM97 151V152H96ZM113 151H116V152H113ZM142 151V152H141ZM149 152V154H148V152ZM180 151V152H179ZM195 151V152H194ZM201 151H203V152H201ZM226 151V152H225ZM231 151V152H230ZM243 151H246V152H244V155H243ZM259 151V152H258ZM2 152H4L3 154H2ZM12 152V153H11ZM43 152V153H42ZM57 152H59L58 154L60 155H57ZM103 152V153H102ZM146 152V153H145ZM150 152L152 153V155L150 154ZM154 152V153H153ZM162 154H161V153ZM172 153V155H170V153ZM176 152H177V154H176ZM193 152V153H192ZM10 153H11V155H13V156H11L10 155ZM15 153H18V155L19 154H21L20 156H16V154ZM28 153V154H27ZM32 153V154H31ZM34 153V154H33ZM42 153V156L41 155H39L38 156V158H37V156H35L36 154L38 155V154H41ZM61 153V154H60ZM91 153V154H90ZM116 153V154H115ZM119 153V154H118ZM131 153V154H130ZM139 153V154H138ZM142 153V154H141ZM155 153H157V154H155ZM190 153V154H189ZM196 153V154H195ZM210 153V154H209ZM218 153V154H217ZM256 153V154H255ZM4 154H8V155H10V157H9V160H10V162H12V163H10L9 162V160H8V156H3ZM23 154V155H22ZM24 154H26V155H24ZM44 154V155H43ZM47 154V155H46ZM53 154H54V157H52L51 158V156H53ZM114 154V155H113ZM120 154H122V156L120 155ZM129 154H130V156H129ZM179 154H181V155H179ZM184 154V155H183ZM206 154V155H205ZM245 154H246V156H248V158L246 159V156H245ZM249 154V155H248ZM14 155H15V157H14ZM30 155V158H31V163L34 165H36V166H39L38 164H41L43 167H41V165H40V168L42 169V171H41V169L39 168L38 169V167L36 168V166L34 167V166H32L31 167V163H30V159H28L29 157L28 156ZM34 155V161H33V158H32V156ZM46 155V156H45ZM57 155V156H56ZM64 155V156H63ZM66 155V156H65ZM91 155H92V157H91ZM95 155V156H94ZM109 155H111V156H109ZM145 155V156H144ZM147 155V156H146ZM177 155V156H176ZM178 155H179V157H178ZM230 155V156H229ZM262 155H263V157H262ZM46 158H45V157ZM50 156V157H49ZM56 156V157H55ZM58 156H59V158H58ZM72 156V157H71ZM74 156V157H73ZM97 156V157H96ZM98 156H99V158H98ZM103 156V157H102ZM105 156V157H104ZM113 156H114V158H113ZM129 156V157H128ZM150 156V157H149ZM162 156V157H161ZM174 156V157H173ZM203 156V157H202ZM240 156V157H239ZM5 157V158H4ZM6 157H7V160H6ZM14 157L15 158V164H14V158L12 159V158ZM20 157V160L18 159V158ZM25 157V159L27 158V161H29V163H27V162H25L26 160L24 159H22V158H24ZM42 157V158H41ZM43 157L45 158V159H43ZM61 157V158H60ZM70 157V158H69ZM76 157V158H75ZM79 157H81V158H78ZM93 157H94V159H93ZM106 157H107V159H106ZM116 157V158H115ZM119 157V158H118ZM142 157V158H141ZM155 157V158H154ZM171 157V158H170ZM177 157V158H176ZM213 157V158H212ZM219 157V158H218ZM228 157V158H227ZM36 158V159H35ZM50 158V159H49ZM56 158H58L57 160H56ZM65 158V159H64ZM67 158H68V160H67ZM83 158H84V162H83ZM95 158H96V160H95ZM109 158V159H108ZM126 158V159H125ZM129 160H128V159ZM132 158V159H131ZM152 158V159H151ZM154 158V159H153ZM161 158V159H160ZM170 158V159H169ZM176 158V159H175ZM201 158V159H200ZM223 158V159H222ZM12 159V160H11ZM18 159V160H17ZM39 159V162H41L42 161V163H36L37 162V160ZM42 159V160H41ZM57 161V162H59L58 163V165H59V167L61 166L60 164H62V169L60 168L59 169V167H58V165L55 163V161ZM62 159V160H61ZM65 161H64V160ZM87 159V160H86ZM99 159V160H98ZM103 159H105V160H103ZM111 159V160H110ZM124 159V160H123ZM131 159V160H130ZM134 159V160H133ZM136 159V160H135ZM159 159V160H158ZM178 159H179V161H178ZM193 159V160H192ZM222 159V160H221ZM240 159V160H239ZM245 161H244V160ZM254 159V160H253ZM256 159V160H255ZM2 160H6L5 162L4 161H2ZM22 160V161H21ZM41 160V161H40ZM43 160H46V162L48 163H46L45 161H43ZM50 160H51V162H50ZM66 160H67V162H66ZM81 160V161H80ZM88 160H93L92 162H87ZM103 160V161H102ZM110 160V161H109ZM127 160H128V162L130 161V162H132V161H136V163H134V162H132V163H134V164H130V162H129V164H128V162H127ZM138 160V161H137ZM139 160H140V162H139ZM163 160V161H162ZM200 160V161H199ZM204 162H203V161ZM210 160V161H209ZM220 160V161H219ZM233 160V161H232ZM251 162H250V161ZM20 161V162H19ZM23 161H24V163L25 164H31V165H29L30 166V168L27 166V165H25V164H20V163H23ZM54 161V162H53ZM63 161V162H62ZM73 161V162H72ZM105 162V163H103L102 164V162ZM162 161V162H161ZM180 161H181V163H180ZM197 161V162H196ZM230 161H231V163H230ZM239 161V162H238ZM10 164H9V163ZM16 162H19V164L18 163H16ZM45 162V163H44ZM62 162V163H61ZM93 162H95V163H93ZM117 162V163H116ZM124 162V163H123ZM127 162V163H126ZM139 162V163H138ZM161 162V163H160ZM189 162V163H188ZM200 162V163H199ZM205 162H207V163H205ZM218 162V163H217ZM221 162H223V164L221 163ZM232 162H234V163H232ZM255 162V163H254ZM51 163H52V166H51ZM65 163H67V166H66V164ZM79 163V164H78ZM82 163H84V164H82ZM90 163V165L92 164V167H91V169H89L88 170V168H90L89 167V165L88 164ZM108 163L109 164H111V166L110 165H108ZM122 163V166H119V164H121ZM164 163V164H163ZM167 163V165L168 166H166L165 164ZM211 163V164H210ZM224 163H226V164H224ZM239 163H241V164H239ZM263 163V164H262ZM4 164H6V165H8L7 167L4 165ZM12 164V166H10L9 167V165H11ZM13 164H14V166L16 167V168H14V166H13ZM16 164H18V165H16ZM45 164H47V165H49V166H51L49 169L50 170H48V168H46L47 167V165H46V167H44L45 166ZM69 164V165H68ZM70 164H72V166H73V168H72V166L70 165ZM85 164H87V165H85ZM94 164H96V165H94ZM130 167H132V168H129V166ZM137 164H138V168H137ZM174 164V165H173ZM210 164V165H209ZM217 164V165H216ZM228 164V165H227ZM238 164V165H237ZM20 165H23V166H20ZM54 165H56L57 166V168L54 166ZM102 165V166H101ZM201 165V166H200ZM221 165V166H220ZM225 165H226V167L228 166V168H227V170L230 172V171H232V173L230 172H227V170H226V168L224 169V167H225ZM234 165V166H233ZM250 165V166H249ZM5 166V168H3ZM17 166H18V168H17ZM26 166V167H25ZM48 166V167H49ZM55 168H54V167ZM84 166H87V167H84ZM109 166V167H108ZM136 167V168H134V167ZM189 166V167H188ZM203 166V167H202ZM210 166H212V167H210ZM257 166V167H256ZM11 168V169H9V168ZM20 167V168H19ZM69 167H71V168H69ZM79 167V168H78ZM94 167V168H93ZM101 167V169H99V168ZM104 167V168H103ZM107 167H108V169H107ZM124 167V168H123ZM129 169H128V168ZM209 167V168H208ZM217 167V168H216ZM220 167H221V169L223 168L224 170H222V172L224 171L225 173H222L221 172V169H220ZM247 167V168H246ZM249 167V168H248ZM259 167V168H258ZM14 168V169H13ZM23 168H24V170H23ZM28 168L30 169L29 171L30 172H32L33 174H31L29 171H28ZM45 168H46V170H45ZM66 168V169H65ZM67 168H69V169H67ZM75 168H78L77 170H79L78 172H77V170L75 169ZM82 168H84L83 169V171H81L82 170ZM86 168V169H85ZM115 168V169H114ZM119 168H120V170H119ZM169 168V169H168ZM172 168V169H171ZM175 168V169H174ZM181 168V169H180ZM185 168V169H184ZM191 168H192V170H191ZM202 168H203V171H202ZM212 170H211V169ZM230 168H231V170H230ZM236 168V169H235ZM238 168V169H237ZM258 168V169H257ZM12 169L14 170V172L12 171ZM19 169V170H18ZM21 169V170H20ZM27 170V172L25 173V175H24V171H26ZM34 169L36 170V171H34ZM52 169L55 171H53L54 173H50L51 171H52ZM58 169V170H57ZM71 169V170H70ZM72 169L74 170V172H75V175L73 174L74 172H71L72 171ZM95 169V170H94ZM121 169H123L122 171H121ZM125 169H127V170H125ZM131 169H134L133 171L131 170ZM174 169V170H173ZM200 169V170H199ZM215 169H217V170H215ZM242 169V170H241ZM8 170H10V172L11 173H9L8 172ZM16 170V171H15ZM33 170V171H32ZM37 170L38 171H40L39 172V174L37 173ZM61 170V171H60ZM63 170L65 171V172H63ZM70 170V171H69ZM105 170V171H104ZM107 170H109V171H107ZM116 170H119V171H121L122 173H120V172H118V171H116ZM125 170V171H124ZM131 170V171H130ZM226 170V171H225ZM238 170L240 171L238 174H236V172H238ZM252 170H253V172H252ZM4 171H5V173H4ZM18 171V172H17ZM22 172V174H21V172ZM49 173H48V172ZM84 171H87V172H84ZM90 171V172H89ZM107 171V172H106ZM116 171V172H115ZM126 171H129V172H126ZM198 171H200V172H198ZM213 171V172H212ZM214 171H216V172H214ZM217 171H219L218 173H217ZM235 172V174H234V172ZM36 172V173H35ZM44 172V173H43ZM45 172H46V177H45ZM57 172L58 173H62V174H57ZM93 172V173H92ZM100 172V173H99ZM103 172H105V173H103ZM114 172V173H113ZM243 173L241 176H239L240 175V173ZM246 172V173H245ZM247 172H249V174L247 173ZM12 174L13 175V177H14V175L15 176H17V175H19L18 177H20L21 176V179L23 178V176H24V178L26 177H28L29 179H30V177H31V179H32V181H30L28 178L25 180H22V182H18L17 180H20L21 181V179L19 178H17V177H14V178H16V179H14L13 177H12V175L10 176L9 174ZM15 173V174H14ZM20 173V174H19ZM48 173V174H47ZM58 175V176H56V174ZM70 173H72V174H70ZM76 173H78L77 174V177L75 178V179H71V177L72 178H74L75 176H76ZM98 173V174H97ZM107 173V174H106ZM116 173V175H114ZM174 173V174H173ZM220 173H222V175L220 174ZM251 173H252V175H251ZM257 173V174H256ZM260 173V174H259ZM26 174H28V175H31L30 177L29 176H26ZM42 174V175H41ZM44 174V175H43ZM51 175V177H50V175ZM52 174H53V176H52ZM63 174H65V175H63ZM85 176H84V175ZM95 174V176H93ZM105 174H106V176H105ZM118 174V175H117ZM128 175V176H125V175ZM131 174V175H130ZM230 174H233L232 175V177L230 176ZM249 176H248V175ZM7 175V176H6ZM34 175H38L37 177H39V175H40V180H41V182H40V180H39V178H37L38 180H35V178H36V176H34ZM48 175V176H47ZM74 175V176H73ZM79 175V176H78ZM81 175V176H80ZM110 177H109V176ZM124 175V176H123ZM152 175V176H151ZM172 175V176H171ZM184 175V176H183ZM219 175V176H218ZM41 176L44 178V181H42V179H41ZM67 176H70L69 178H67ZM82 176H83V178H82ZM88 176V178H86ZM90 176V177H89ZM93 176V177H92ZM104 176V177H103ZM111 176L112 177H114V179L113 178H111ZM170 176V177H169ZM174 176L176 177V178H174ZM189 176V177H188ZM218 176V177H217ZM227 178H226V177ZM230 176V177H229ZM244 177V176H246V177H244V179L245 178H247V177H249L247 180L245 179H243V178H241V177ZM262 177V178H260L259 179V177ZM53 180V178L55 179V181L53 182L50 178ZM58 178L57 180H56V178ZM117 177H119V178H117ZM124 177V178H123ZM132 177V178H131ZM152 177V178H151ZM186 177V178H185ZM212 177V176H211ZM225 177V178H224ZM238 177V178H237ZM240 177V178H239ZM13 178V179H12ZM34 178V179H33ZM46 178H48V179H46ZM62 178V179H61ZM77 178H78V180H77ZM81 178V179H80ZM92 179V182H91V179ZM105 178V179H104ZM107 178H111V179H108L107 180ZM127 178V179H126ZM179 178V179H178ZM182 178V179H181ZM230 178V179H229ZM61 181H60V180ZM66 179V180H65ZM102 179V180H101ZM117 179V180H116ZM119 179V180H118ZM123 179H125L124 181H123ZM141 179V180H140ZM168 181H167V180ZM187 179H189V180H187ZM212 179V178H211ZM218 179V180H217ZM229 179V180H228ZM240 179V180H239ZM12 180H16V181H12ZM29 180V185L28 184H24L23 183V181H25V183H27L26 181H28ZM35 180V181H34ZM45 180H46V182H48V183H46L45 182ZM48 180V181H47ZM49 180H51V182H49ZM59 180V181H58ZM69 180V181H68ZM71 180V181H70ZM73 180V181H72ZM74 180H75V182H74ZM93 180H94V182H93ZM101 180V181H100ZM104 180V181H103ZM115 180V181H114ZM132 180V181H131ZM178 180H180V181H178ZM250 180V181H249ZM252 180V181H251ZM258 182H257V181ZM11 183H10V182ZM38 181V182H37ZM58 181V182H57ZM62 181H64V182H62ZM89 181H90V183H89ZM100 181V183L98 184V182ZM114 181V182H113ZM121 181H123V182H121ZM135 182V183H132V182ZM139 182V183H136V182ZM234 181V182H233ZM245 181H247V182H245ZM254 181V182H253ZM261 181V182H260ZM15 182V183H14ZM32 182V184L34 185H30V183ZM40 182V183H39ZM43 182H45V183H43ZM53 182V183H52ZM57 182V183H56ZM59 182H62L61 184L59 183ZM69 182L71 183L70 185H69ZM77 182H79V183H77ZM87 182V183H86ZM104 183V185H103V183ZM110 183V186H108V184H106V183ZM119 184H117V183ZM144 182V183H143ZM165 184H164V183ZM215 182V183H216ZM233 182V183H232ZM243 182V183H242ZM6 183L8 184V183H10V186H9V184L8 185H6ZM15 185H14V184ZM39 183V184H38ZM43 183V184H42ZM49 183H51L50 185H49ZM59 183V184H58ZM63 183H66V184H63ZM68 183V184H67ZM102 183V184H101ZM113 183V184H112ZM141 183V184H140ZM144 185H143V184ZM155 183V184H154ZM171 183V184H170ZM217 183V185H219ZM230 183H232V184H230ZM247 183V184H246ZM251 183V185H249ZM263 183V184H262ZM48 184V185H47ZM52 184H54V185H52ZM73 184H75V187H73ZM81 184V185H80ZM83 184H86V185H84L85 187H83ZM91 184V185H90ZM125 184H127V185H125ZM137 184V185H136ZM152 184V185H151ZM158 184H160V185H158ZM162 184V185H161ZM164 184V185H163ZM191 184V185H190ZM259 184V185H258ZM28 185V186H27ZM61 185V186H60ZM79 185V186H78ZM99 185V186H98ZM101 185V186H100ZM106 185V186H105ZM118 185V186H117ZM123 185H124V189H123ZM128 185H130V186H128ZM141 185V186H140ZM146 185V186H145ZM156 185V186H155ZM183 185V186H182ZM7 186H9V187H7ZM12 186V187H11ZM16 186V187H15ZM30 186V187H29ZM32 186V187H31ZM38 186V187H37ZM43 186V187H42ZM46 186H47V188H46ZM55 186H58V187H55ZM67 186V187H66ZM77 186V187H76ZM90 186V187H89ZM97 186V187H96ZM108 186V187H107ZM125 186H128L129 188H127V187H125ZM134 186V187H133ZM136 186V187H135ZM143 186V187H142ZM247 186H249V187H247ZM253 186V187H252ZM27 187V188H26ZM50 189H49V188ZM52 187H53V189H52ZM55 187V188H54ZM67 188V190H68V192H66L67 190H66V188ZM80 187H82V195L84 194V196H82L81 195V190H79V188ZM100 187V188H99ZM101 187H102V189L104 190V192H103V190L101 189ZM110 187H113L112 189H110V190H108ZM118 187V188H117ZM139 187V188H138ZM153 187V188H152ZM165 187V188H164ZM175 187V188H174ZM185 187H187V188H185ZM188 187L190 188L189 189V192L187 191L188 190ZM16 188V189H15ZM35 188H36V191H35ZM42 188H44V189H42ZM73 189V191H76V192H74L73 193V191H71L72 189ZM92 188V189H91ZM105 188V189H104ZM106 188H107V190H106ZM126 188V189H125ZM136 188H138V190L136 189ZM141 188V189H140ZM172 188V189H171ZM184 188V189H183ZM199 189H201L200 187H198ZM236 188V189H237ZM244 188H246V189H244ZM251 188V189H250ZM55 189V190H54ZM59 189H60V193H58L59 192ZM62 189V190H61ZM78 189V190H77ZM81 189V188H80ZM86 189V190H85ZM88 189V190H87ZM93 189H94V191H93ZM195 191V193H194V195H192V196H190V195H188V193H191L190 191H193V190ZM24 192H23V191ZM45 190V191H44ZM47 190V191H46ZM48 190L50 191L49 193H48ZM58 192H57V191ZM84 190H85V192H84ZM118 190V191H117ZM126 190V191H125ZM136 190V191H135ZM159 190V191H158ZM161 190V191H160ZM178 192H177V191ZM197 190V191H196ZM242 190V192L241 193H246L245 191H243ZM261 190V189H260ZM260 190H258V191H260ZM22 191V192H21ZM44 191V192H43ZM53 191L55 192V193H53ZM64 192V193H61V192ZM97 191V192H96ZM106 191H108V193L106 192ZM115 191V192H114ZM123 191H125L124 193H123ZM151 191V192H150ZM193 191V192H194ZM199 191V192H198ZM40 192V193H39ZM47 192V193H46ZM68 193V194H66V193ZM72 192V193H71ZM88 192V193H87ZM95 192V193H94ZM128 192V193H127ZM132 192H134V193H132ZM156 192V193H155ZM166 192V193H165ZM30 193V194H29ZM32 193V194H31ZM43 193V194H42ZM46 193V194H45ZM57 193V194H56ZM69 193H70V195H69ZM77 193H79L78 195H77ZM98 194V196H96L95 194ZM104 193V194H103ZM116 193H119L118 195L124 200H121V198L119 197V196H117L116 197ZM127 194V196H126V194ZM169 193H170V195H169ZM171 193L173 194V196H174V199H175V196H177L179 193V197L180 196H182V197H180L179 199H182V200H184L185 199V201H182V203L180 202L181 200H179L178 199V196L176 197V199L179 201V202H176L175 203V200L171 197L172 195H171ZM187 193V195H185ZM37 194V195H36ZM43 196H42V195ZM62 194H64V195H62ZM76 194V195H75ZM88 194V195H87ZM93 194V195H92ZM102 194H103V196H102ZM110 194H112L113 195V197H112V195H110ZM139 194V195H138ZM140 194H141V196H140ZM145 194V195H144ZM154 194H157V195H154ZM165 194L168 196V197H170L169 199H168V197H166L165 196ZM174 194H176V195H174ZM182 194H184V195H182ZM199 194V197L197 196V195ZM26 195V196H25ZM40 195V196H39ZM45 195V196H44ZM48 195V196H47ZM56 197H55V196ZM60 195H62V196H60ZM65 195H67V197L66 198H64L65 197ZM88 197H86V196ZM109 195H110V197H109ZM115 195V196H114ZM128 195H130V196H128ZM152 195V196H151ZM9 196V197H8ZM92 196V198H90ZM94 196V197H93ZM106 196V197H105ZM132 196H134V197H132ZM162 196V197H161ZM167 198H165V197ZM185 196H187L186 198H184ZM194 196L197 198H195L194 199ZM11 197V198H10ZM41 197V199H39ZM45 197H47V198H45ZM54 197H55V199H54ZM61 199H60V198ZM71 197V198H70ZM80 197V198H79ZM83 197H84V199H83ZM97 197V198H96ZM100 197V198H99ZM101 197L103 198L102 200L103 201H105L104 199H106V202H102V200H101ZM126 197V198H125ZM143 197V198H142ZM148 197V198H147ZM193 199H192V198ZM43 198H45V199H43ZM70 198V200L72 201H70V200H68ZM74 198V199H73ZM82 198V199H81ZM109 198H110V200H109ZM132 198V199H131ZM145 198V199H144ZM155 198V199H154ZM162 198L166 201V206H163V203L165 202L164 200H162ZM173 200H172V199ZM200 198L202 199L201 201H199L200 203V205L198 204V200H200ZM33 199V200H32ZM37 199H39V200H37ZM62 200V201H60V200ZM63 199H65V200H68V202H66L65 200H63ZM87 199H89V201L87 200ZM112 199H113V201H112ZM119 200V204H118V200ZM126 199V200H125ZM138 199V200H137ZM144 199V200H143ZM162 201H160V200ZM186 199H188L187 201H186ZM191 199V201H189ZM11 200V202H9ZM13 200V201H12ZM29 200H30V202H29ZM40 200H41V202H42V204H41V202H40ZM50 200V201H49ZM51 200H55L54 202L53 201H51ZM77 200V201H76ZM86 200V201H85ZM96 200V201H95ZM115 200H117V201H115ZM121 200V201H120ZM143 200V201H142ZM154 200V201H153ZM169 200V201H168ZM193 200H195V202H197V204L196 205H198V209H195V208H197V207H195L196 205L194 204V207L192 206L193 205V203H194V201ZM207 200V199H206ZM19 203H18V202ZM35 201H36V203H35ZM38 201H39V205L41 204V206L39 207L38 206ZM48 201V203H46V204H44L45 202H47ZM56 201H57V203H56ZM59 201V202H58ZM63 201H65V202H63ZM76 201V203H75V206H74V204H73V202H75ZM81 202V203H79V202ZM110 201V202H109ZM114 201H115V204H111V203H114ZM123 201V202H122ZM149 201H150V203H149ZM168 201V202H167ZM192 201H193V203H192ZM255 201H256V198L255 197H252V200H249L248 202H250L251 203V205H250V203L248 204L249 205V207H252V205L255 203ZM260 201H262V203H264V195L262 196V199L260 200ZM260 201H258L259 203H261ZM5 202V203H4ZM44 202V203H43ZM62 202V203H61ZM93 204H92V203ZM108 202V203H107ZM136 202H138V203H136ZM154 202V203H153ZM160 202V203H159ZM171 204H170V203ZM187 202H189L188 204L190 205L191 203V205L189 206L188 204H186ZM191 202V203H190ZM206 202V201H205ZM247 202V203H248ZM32 205H31V204ZM51 203V204H50ZM56 203V204H55ZM63 205H61V204ZM65 203V204H64ZM100 205H103V207L104 208H102L100 211L101 212H99L100 214L98 215V216H100L101 215V217H103L102 215H104V217L103 218H112L111 219V222L113 223V219H115V216H117L118 214H119V212L122 214V215H124L125 217L123 218V219H125L126 220V217H127V219H130V217L129 216H133V214L134 215H136L135 217L136 218H134V216L133 217H131V219L130 220H128V221H126L125 222V220H123L122 221V215H118L117 216V219L116 220H118V223H121V224H125V225H127L126 223H128V225H127V228L125 227V225H122V227H121V224H120V226H118L119 228H121V229H118L117 231H118V237L117 238H119V240H121L122 238H123V236L126 238V239H128V237H129V240H126L127 242H124V239L123 240H121V241H119L118 239H116V240H118L119 241V244H117L118 246L121 244V246H122V248L123 247H125L126 246V249L125 248H123V250L121 249V247H118V246H116V245H114L113 247H115L116 249H118V250H116V251H114V249L115 248H113L112 250L111 249H106V251H108V252H103L104 250L103 249H94L95 251L93 252V246L95 245V246H97V245H99V243H100V241L102 242L101 244H103V242L105 241V239L109 236V235H111L112 236V232L110 233V231H108L107 229H105V227H104V229H103V225H102V222H99V221H93L94 219H91V218H97V216H95L94 217V215H96L93 211H92V207H94L95 205H97L98 206V204ZM111 205H110V204ZM120 203H122L121 204V207L119 206L120 205ZM169 203V204H168ZM174 203V204H173ZM184 203V204H183ZM5 204V205H4ZM49 204V205H48ZM59 204V205H58ZM69 204V205H68ZM70 204H73L72 206L70 205ZM94 205V206H92V205ZM106 204H108L107 206H106ZM127 204H128V206H127ZM142 204H143V206H142ZM181 204H183V207H182V205ZM206 204H207V202H206ZM13 207H11V206ZM33 205H34V207L36 206V208H34L33 207ZM80 205V206H79ZM113 205H117L118 206V208H117V206H113ZM134 205H136V206H134ZM154 205V207H152ZM157 205V206H156ZM176 205H178V211H177V209H175L176 207ZM180 205H181V207H180ZM51 206H53V208L51 207ZM55 206V207H54ZM58 206H60L59 207V209H58ZM65 206H67L66 208H64ZM77 206H78V208H79V210H78V208H77ZM81 206H84V207H81ZM110 206V207H109ZM112 206V207H111ZM137 206H139V207H137ZM163 206V207H162ZM189 206V208L192 206L193 207V209H195V210H193V209H189V210H187L188 207ZM18 209H17V208ZM32 207L34 208L33 209V211H32ZM40 208V210H39V208ZM57 207V208H56ZM63 207V208H62ZM70 207H72L71 209H70ZM75 207V208H74ZM114 207H115V209L118 211V212H111V211H109L110 209L111 210H115L114 209ZM127 207V208H126ZM133 207V208H132ZM164 207H165V209H164ZM175 207V208H174ZM187 208V209H185L184 210V208ZM20 208V209H19ZM45 208H47V210H44ZM51 209V210H48V209ZM58 210H56V209ZM67 208H68V211H69V213H68V211H67ZM74 208V209H73ZM110 208V209H109ZM179 208H181V210L179 209ZM209 208L211 209V206H209L208 208H207V210H208V212H210V210H209ZM15 209V210H14ZM16 209H17V211H16ZM28 209V210H27ZM55 209V210H54ZM77 209V210H76ZM83 210V213H87L86 215V218L88 217V215H89V218H85V221H84V217L83 216H85L83 213H82V210ZM90 209V210H89ZM105 209V210H104ZM108 209V210H107ZM119 209V210H118ZM123 209V210H122ZM128 209V210H127ZM161 209V210H160ZM162 209H164V210H167V212H169V213H165V211L164 210H162ZM168 209H169V211H168ZM172 209V210H171ZM174 209V210H173ZM183 209V210H182ZM3 210H5V211H3ZM24 210V211H23ZM32 212H34V213H31V211ZM35 210V211H34ZM54 210V211H53ZM60 210H62L61 212H59ZM71 210V211H70ZM72 210H76V211H78V212H76V211H74V212H72ZM81 210V211H80ZM84 210H86V212L84 211ZM89 210V211H88ZM104 210V211H103ZM127 210V211H126ZM13 211V212H12ZM21 213H20V212ZM38 213H37V212ZM40 211V212H39ZM43 211H45V213L43 212ZM47 211V212H46ZM48 211H49V213H48ZM51 211V212H50ZM56 211V212H55ZM64 211V212H63ZM91 211V212H90ZM107 211V212H106ZM152 211V212H151ZM174 211V212H173ZM181 211H183V213H179V212H181ZM186 211V212H185ZM23 212H24V214H23ZM54 212H55V215H54ZM59 212V213H58ZM76 212V213H75ZM103 212V214H101ZM109 212H111V213H109ZM125 212L128 214H126L125 215ZM129 212L131 213V214H129ZM137 212H138V214H137ZM162 212V213H161ZM171 212V213H170ZM176 212V213H175ZM196 212V211H195ZM12 213V214H11ZM17 215H16V214ZM19 213V214H18ZM27 213V214H26ZM37 213V214H36ZM40 213H41V215H40ZM48 213V214H47ZM55 216H53L52 214ZM60 213H61V215H60ZM65 213V214H64ZM77 214V216L76 215H72V214ZM79 213H80V215H81V217H83L82 219H83V221H81L80 220V215H79ZM82 213V214H81ZM118 213V214H117ZM144 213V214H143ZM145 213H147L146 215H145ZM152 214V215H149V214ZM166 215H164V214ZM173 213H175V215L173 214ZM6 214V215H5ZM14 214V215H13ZM28 214H29V216L31 215V217H29L28 216ZM44 214V215H43ZM93 214V215H92ZM105 214H107V215H109V214H111V215H113V217H111V216H107V215H105ZM161 214V215H160ZM171 214V215H170ZM184 214V215H183ZM208 214V213H207ZM210 214V213H209ZM12 215V216H11ZM19 215V216H18ZM36 215V216H35ZM64 215L66 216V218L64 217ZM69 215V216H68ZM71 215V216H70ZM144 215V216H143ZM148 215V216H147ZM162 215L164 216L163 218H162ZM178 215V216H177ZM180 215V216H179ZM2 216H4V217H2ZM48 216V217H47ZM60 216V217H59ZM93 216V217H92ZM121 216V218H118V217H120ZM138 216V217H137ZM145 216H147V220H145L144 218H146ZM167 216H168V218H170V220H168L167 219ZM171 216V217H170ZM175 216H177V218L175 217ZM187 216V217H186ZM26 217V218H25ZM41 217V218H40ZM47 217V218H46ZM52 217V218H51ZM69 217V218H68ZM165 217H166V219L171 223V225H170V227H169V222L165 219ZM174 217V218H173ZM180 217V218H179ZM185 217V218H184ZM5 218V219H4ZM50 218H51V220H50ZM73 218V219H72ZM78 220H77V219ZM133 218V219H132ZM138 218H139V220H138ZM144 219L143 221H141L142 219ZM153 218V219H152ZM162 218V219H161ZM173 218V219H172ZM179 218V219H178ZM183 218V219H182ZM189 218V219H188ZM16 219H17V222H19L18 224H17V222H15L16 221ZM21 219V220H20ZM23 219V220H22ZM27 219V220H26ZM49 219V220H48ZM68 219V220H67ZM76 219V220H75ZM102 219V218H101ZM134 219H137V221L139 222V224L141 223V222H143V225H142V223L140 224V226L141 227H143L142 228V230H141V227L138 225V223H137V221L135 220L134 221ZM141 219V220H140ZM173 221H172V220ZM177 219L178 220H180V221H177ZM182 219V220H181ZM184 219H186L185 221L187 222H185L184 221ZM211 219H213V217L212 216H210V219H209V222H211ZM15 220V221H14ZM20 220V221H19ZM31 220V221H30ZM57 220V221H56ZM59 220H61V221H59ZM72 220H73V222H72ZM132 220V222L131 223H133V222H135L136 224H137V226H139V228L138 229H136L137 227L135 226L136 224H134L133 223V227H134V229H132V224L130 223V221ZM164 220H166L165 222H167V223H164ZM22 221V222H21ZM25 221V222H24ZM38 221V222H37ZM48 221V222H47ZM53 221V222H52ZM56 221V222H55ZM66 221V222H65ZM75 221H76V223H75ZM81 221V222H80ZM87 221V222H86ZM100 221H102V220H100ZM145 221V222H144ZM160 221V222H159ZM163 221V222H162ZM183 221V222H182ZM190 221V222H189ZM233 221V222H232ZM238 221V222H237ZM240 221H242V222H240ZM72 222V223H71ZM77 222H78V224L81 226H79V227H77ZM86 224V225H84V223ZM95 222H97L98 224H96ZM122 222H124V223H122ZM174 223V226H175V223H176V226L175 227H179V228H175V227H173V223ZM180 222L182 223V224H180ZM224 222V223H223ZM3 225H2V224ZM21 223V224H20ZM25 225H24V224ZM36 223H38V225H36ZM41 223V224H40ZM52 223V224H51ZM62 223V224H61ZM64 223V224H63ZM67 223L69 224V225H67ZM87 223H89V224H91L90 226L87 224ZM93 223V224H92ZM114 223H115V225L117 226V222L116 221H114ZM150 223H152L153 224V226H152V224H151V226H150ZM162 223V224H161ZM186 225H185V224ZM205 223H207V222H205ZM15 224V225H14ZM28 224V225H27ZM35 224V225H34ZM55 224V225H54ZM75 224V226H73ZM158 224H160L159 226L161 227L162 225H163V227L165 228H163V227H161V228H154L155 226L154 225H158ZM165 224V225H164ZM180 224V225H179ZM184 224V225H183ZM189 224V225H188ZM212 224V223H211ZM230 224V225H229ZM34 225V226H33ZM41 225V226H40ZM57 225V226H56ZM64 225V226H63ZM65 225H67V226H72L73 228H70V227H68V230H69V233H70V235L71 236H69V233H68V230H67V233H66V229L67 228H65V227H67V226H65ZM93 225V228H94V226L96 225H98V228H94L95 229V231H94V229L91 227ZM129 225H130V227H131V230H130V227H129ZM166 225H167V227H169V228H167L166 227ZM177 225H179V226H177ZM226 225V226H225ZM21 226V227H20ZM23 226V227H22ZM33 226V227H32ZM48 226V227H47ZM86 226H88L87 228H89V229H87L86 228ZM180 226H183V227H181L180 228ZM229 228H228V227ZM244 226V225H243ZM13 227H15V228H13ZM19 227V228H18ZM32 227V228H31ZM45 227H47V228H45ZM62 229H61V228ZM102 227V228H101ZM117 227V228H118ZM151 227H153V228H151ZM174 228V229H172V228ZM232 227H235V228H232ZM7 228H9L10 230H8ZM33 228H35V229H33ZM58 230H57V229ZM64 228V229H63ZM76 228H77V232H78V234H77V232H76ZM79 228V229H78ZM80 228H81V231H80ZM129 228V229H128ZM146 228V229H145ZM167 228V229H166ZM228 228V229H227ZM14 229V230H13ZM39 230V231H37V230ZM48 229V230H47ZM72 229V230H71ZM85 231H87L88 232V235H87V232H85ZM90 229H93V230H91L90 231ZM126 229V230H125ZM163 229V230H162ZM196 229V230H195ZM235 229V230H234ZM237 229H238V231H237ZM41 230V231H40ZM59 230H61V231H59ZM62 230H63V232H65V234L67 235L68 234V236H66L65 235V237H66V239H65V237L63 236V232H62ZM98 230H99V233H97L98 232ZM102 230V231H101ZM123 230V232H121V231ZM132 231L133 230V232H131V234H129V232L128 233H125V231ZM134 230L136 231V234H138L139 232V234L138 235H135V232H134ZM151 232H150V231ZM164 231V232H162V231ZM169 230H171V232L169 231ZM191 230V232L190 233H188L189 231ZM208 230V229H207ZM16 231V232H15ZM48 231V232H47ZM57 231V232H56ZM73 231H74V233H73ZM80 231V232H79ZM84 231V232H83ZM95 233H94V232ZM106 231V232H105ZM141 231H142V233H141ZM150 233H148V232ZM158 231H159V233H158ZM179 231V232H178ZM194 231V232H193ZM199 231H202V230H199ZM3 232V233H2ZM15 232V233H14ZM34 232V233H33ZM38 232V233H37ZM53 232V233H52ZM92 232V233H91ZM105 232V234L104 235H102L103 233ZM109 234H108V233ZM145 232H147L148 233V235H146L145 236V234H147V233H145ZM161 232V233H160ZM6 233V234H5ZM47 233V234H46ZM54 233H56V234H54ZM58 233H60V234H58ZM83 233H84V235H83ZM97 233V234H96ZM132 233H134L133 235H132ZM165 233H166V235H165ZM169 233V234H168ZM25 234V235H24ZM72 234H75V235H73V237H72ZM79 234H82L81 236L79 235ZM90 234H92V235H90ZM95 234V235H94ZM99 234V235H98ZM124 234V235H123ZM151 234H152V236H151ZM153 234H156L155 236L153 235ZM169 236H168V235ZM7 235V236H6ZM13 236V238H12V236ZM36 235V236H35ZM108 235V236H107ZM123 235V236H122ZM130 235L133 237L134 236V240H133V238L132 237H130ZM142 235V236H141ZM157 235L158 236H160V237H157ZM167 236V243H166V239L164 240V237L165 236ZM171 235V236H170ZM175 235H176V237H175ZM183 235V236H182ZM2 236H4V237H2ZM18 236V237H17ZM40 236V237H39ZM55 236H56V238H55ZM57 236H58V238H57ZM59 236H60V238H61V236H62V239H60L59 238ZM76 236V237H75ZM88 236V237H87ZM89 236H91V238L89 237ZM95 236V237H94ZM97 236V237H96ZM101 236V237H100ZM126 236H128V237H126ZM135 236H137V238L135 237ZM143 236H145L144 238H143ZM149 236H150V238H149ZM192 236V237H191ZM251 237H253L254 235H250ZM38 237V238H37ZM49 238V239H47V238ZM52 237V238H51ZM67 237H69L70 239H76V241H78V242H81V243H78V242H76V241H74V240H70L69 238H67ZM72 237V238H71ZM78 237H79V239H78ZM80 237H82V238H80ZM86 237V238H85ZM100 237V238H99ZM152 237H154L153 239H152ZM171 237V238H170ZM179 237V239H180V241H179V239H177ZM188 237V238H187ZM51 238V239H50ZM53 238H55V239H53ZM64 238V239H63ZM87 238H89L90 239V243L88 242L89 241V239L87 240ZM94 238V242H93V239ZM95 238H97V239H99V240H97V239H95ZM103 238V239H102ZM140 238H142V239H140ZM160 238V239H159ZM173 238H175V239H173ZM183 238V239H182ZM185 238H186V240H185ZM210 239H211V237H209ZM215 238H217V240L215 239ZM234 238H235V240L236 241H234ZM237 238V239H236ZM15 239V240H14ZM17 239V240H16ZM35 239V240H34ZM40 239V240H39ZM57 239V240H56ZM69 239V240H68ZM81 239V241H79ZM83 239V240H82ZM137 239V240H136ZM140 239V240H139ZM144 239H146L147 241H144ZM154 239H155V241H154ZM157 239V240H156ZM160 241H159V240ZM161 239H163V240H161ZM48 240H52V242L50 243ZM53 240H55V241H53ZM59 240V241H58ZM62 240V241H61ZM65 240V241H64ZM66 240H68V241H66ZM87 241L86 242V244H84V245H82L83 244V241ZM103 240V241H102ZM130 240H133L134 241V243H132ZM136 240V241H135ZM169 240V241H168ZM183 240H185L184 241V243H183ZM239 240V241H238ZM8 241V242H7ZM15 241V242H14ZM30 241V242H29ZM39 241V243H37ZM41 241V242H40ZM65 243H64V242ZM70 241V242H69ZM72 241H73V243L74 244H72ZM92 241V242H91ZM98 241V242H97ZM131 243H130V242ZM172 241V242H171ZM173 241H175V242H177L176 244H174L173 245ZM182 241V242H181ZM191 241V242H190ZM227 241V242H226ZM11 242H12V244H11ZM35 242H36V244H35ZM57 242V243H56ZM59 242H60V245H59ZM63 242V243H62ZM67 242V243H66ZM69 242V243H68ZM121 242V243H120ZM135 242H136V244H135ZM141 242V243H140ZM148 242V243H147ZM155 242H162V245H164L163 247H161V248H159V249H156L154 246H156V244L157 243H155ZM169 242V243H168ZM170 242H171V244H170ZM174 242V243H175ZM197 242V241H196ZM223 242V243H222ZM226 242V243H225ZM250 242L252 243V242H254V243H252L251 245H250ZM260 242V243H259ZM18 243V244H17ZM25 243H26V245H25ZM42 243V244H41ZM52 243H55L56 244V247L55 248H53L55 245L53 244L52 245ZM92 243H93V245H92ZM96 243V244H95ZM98 243V244H97ZM138 243H140V245L138 244ZM145 245H144V244ZM150 243H152V244H150ZM155 243V244H154ZM186 243V244H185ZM188 243V244H187ZM190 243V244H189ZM192 243V244H191ZM229 245H228V244ZM6 244V245H5ZM72 244V245H71ZM75 244H77V245H75ZM88 244V245H87ZM100 244V245H101ZM127 244H129V246L127 245ZM130 244H131V246H130ZM133 244V245H132ZM135 244V245H134ZM149 244V245H148ZM153 244H154V246H153ZM166 244V245H165ZM171 245V247H170V245ZM181 244V245H180ZM183 244H184V247H183ZM215 244V245H214ZM247 244H248V246H247ZM254 244H256V245H254ZM57 245H59V246H57ZM81 246V248H79L80 246ZM91 245H92V247H91ZM107 245H109V244H107ZM147 245H148V247H147ZM151 245V246H150ZM169 245V246H168ZM175 245H177V246H175ZM180 245V246H179ZM219 245V246H218ZM2 246V247H1ZM21 246H22V248H21ZM44 246H45V248H44ZM53 246V247H52ZM73 246V247H72ZM84 246H86L85 248H84ZM88 246H90V247H88ZM104 246V245H103ZM128 246V247H127ZM135 246V247H134ZM138 246H139V248H138ZM145 246V247H144ZM166 246V247H165ZM216 247V248H213V247ZM251 246V247H250ZM254 248H253V247ZM57 247H58V249H57ZM89 248V250L90 251H88V248ZM105 247H107L106 246V244H105ZM140 247H141V249H140ZM144 247V248H143ZM166 249H165V248ZM168 247V248H167ZM176 247V248H175ZM209 247V248H208ZM259 247V248H258ZM32 248V249H31ZM48 248V249H47ZM63 248H65V249H63ZM73 248V249H72ZM83 248H84V250H83ZM86 248H87V250H86ZM120 248V249H119ZM128 248V249H127ZM130 248V249H129ZM136 248V249H135ZM148 248V250H144V249H147ZM155 248V249H154ZM163 248V249H162ZM172 248V249H171ZM174 248H175V250H174ZM178 248H179V250H178ZM182 248V249H181ZM218 248V249H217ZM220 248V249H219ZM133 249H135V250H133ZM137 249H138V255H139V258H138V255H137ZM164 249H165V251H164ZM210 249L211 251H213V254H212V252H210V250L208 251V250ZM256 249H259V250H256ZM3 251V253H2V251ZM18 250V251H17ZM32 252H31V251ZM44 250V251H43ZM61 250H62V252H61ZM74 250V251H73ZM77 250V251H76ZM83 250V251H82ZM103 250V251H102ZM111 250V251H110ZM119 250H121V251H119ZM125 250V251H124ZM128 250V251H127ZM131 250V251H130ZM141 250V251H140ZM160 250H162V251H160ZM195 250V251H194ZM200 250V251H199ZM215 250H216V252H215ZM22 251V252H21ZM25 251V252H24ZM28 251H30V252H28ZM39 251V252H38ZM79 251H81V253L79 252ZM88 251V252H87ZM100 251V252H99ZM113 251V252H112ZM128 253H127V252ZM130 251V252H129ZM132 251H133V253H132ZM135 251V252H134ZM140 251V252H139ZM142 251H145V252H142ZM148 251H149V253H148ZM169 251V252H168ZM171 251V252H170ZM67 255H72V254H74V255H72V257H75V261L73 260V258H72V260H71V258L70 257H68V255L66 256V257H64L65 256V254ZM67 252V253H66ZM73 252H75V253H73ZM83 252H85V253H83ZM92 252V253H91ZM121 252H123L122 254H123V256H124V254H125V256L124 257H122V254H121ZM158 252H160V253H158ZM176 252V253H175ZM178 252V253H177ZM206 252H207V254H206ZM260 252V253H259ZM13 253V254H12ZM16 253H17V255H16ZM27 253V254H26ZM34 253V254H33ZM59 254V255H57V254ZM83 253V255H81ZM136 253V254H135ZM143 253V254H142ZM152 253V254H151ZM156 253V254H155ZM192 254L191 256H190V254ZM198 253V254H197ZM4 254V255H3ZM11 254V255H10ZM36 254V255H35ZM54 254H55V256H54ZM80 255V258L79 259H77L78 258V256H75V255ZM100 254V255H99ZM120 254H121V259H123L124 260V262H123V260H121L120 259ZM131 256H130V255ZM135 254V255H134ZM156 255V256H154V255ZM185 254H189L188 256H186ZM211 254V256L214 258L213 260V262L211 261V259H212V257H208L209 255ZM52 255V256H51ZM60 255H63V256H60ZM85 255V256H84ZM89 255V256H88ZM98 255V256H97ZM104 255V256H103ZM129 255V256H128ZM141 255H142V257H141ZM167 255V256H166ZM183 255V256H182ZM206 256L205 257V260H203L204 258H201V257H204V256ZM208 255V256H207ZM258 255V256H257ZM3 256V257H2ZM10 256V257H9ZM36 256H37V258H36ZM40 256V257H39ZM47 256V257H46ZM49 256V257H48ZM60 256V257H59ZM97 256V257H96ZM106 256V257H105ZM135 256H137V257H135ZM163 256H165L166 258L167 257H169V258H167V260H166V258L165 257H163ZM201 256V257H200ZM13 257H15V258H13ZM30 257V258H29ZM32 257V258H31ZM45 257V258H44ZM51 257V258H50ZM56 257V258H55ZM62 257V258H61ZM63 257H64V259H63ZM94 257V258H93ZM108 257V258H107ZM119 257V258H118ZM157 258V260H156V258ZM159 257V258H158ZM163 257V258H162ZM172 257V258H171ZM174 257V258H173ZM251 258V260H250V258ZM260 257V258H259ZM21 258V259H20ZM25 258V259H24ZM28 258V259H27ZM44 260H43V259ZM49 258V259H48ZM67 258H69V259H67ZM100 258V259H99ZM116 258H118V259H116ZM127 258V259H126ZM143 258V259H142ZM151 258H153V260L151 259ZM176 258V259H175ZM190 258V259H189ZM193 258V259H192ZM198 258H200V259H198ZM247 258V259H246ZM10 259V260H9ZM14 259V260H13ZM18 261H17V260ZM27 259V260H26ZM31 259V260H30ZM61 259V260H60ZM67 259V260H66ZM76 259H77V261H76ZM84 259V260H83ZM101 259H103V260H101ZM109 259V260H108ZM142 259V260H141ZM160 259V260H159ZM165 259V260H164ZM210 259V260H209ZM243 259V258H242ZM242 259H241V261H242ZM245 259H246V261H245ZM26 260V261H25ZM29 260V261H28ZM34 262H33V261ZM50 262V260L52 261L51 263H49L48 261ZM59 260H60V262H59ZM70 261V262H72V263H68L67 261ZM81 260V261H80ZM88 260V261H87ZM95 260V261H94ZM125 260H126V262H125ZM135 260L134 261H131V262H129L128 264H134L135 263ZM163 260V261H162ZM189 260V261H188ZM196 260V261H195ZM201 260V261H200ZM203 260V261H202ZM207 260H209V262L207 261ZM256 260H258V261H256ZM14 263H13V262ZM32 261V262H31ZM56 261V262H55ZM94 261V262H93ZM109 261V262H108ZM118 261V262H117ZM137 261H139V262H137ZM154 261V262H153ZM177 261H179V262H177ZM186 261V262H185ZM251 261V262H250ZM29 262V263H28ZM91 262V263H90ZM93 262V263H92ZM104 262V263H103ZM133 262V263H132ZM163 262V263H162ZM189 262V263H188ZM191 262V263H190ZM202 262V263H201ZM206 262V263H205ZM250 262V263H249ZM258 262V263H257ZM159 263V264H160ZM167 263V264H168ZM244 264V263H243Z\"/></svg>",
	"mask_w": 264,
	"mask_h": 264
},
{
	"label": "bare ground",
	"instance_id": "6f19581e",
	"mask_svg": "<svg viewBox=\"0 0 264 264\" xmlns=\"http://www.w3.org/2000/svg\"><path fill=\"white\" fill-rule=\"evenodd\" d=\"M5 1H6V0H5ZM18 1H19V0H18ZM27 1H28V0H27ZM32 1H33V0H32ZM32 1H31V3H32ZM47 1H48V0H47ZM56 1H57V7H60V6L62 7V6L67 5V1H68V0H56ZM93 1H94V0H93ZM182 1L184 2L185 0H182ZM186 1H187V0H186ZM212 1H213V0H212ZM13 2H14V1H13ZM51 2H52V1H51ZM90 2H91V1H90ZM132 2H134V1H132ZM171 2L173 3V1H171ZM176 2H177V1H176ZM206 2H207V1H206ZM210 2H211V1H210ZM210 2H208V3H210ZM0 3H1V2H0ZM16 3H17V1H16ZM54 3H56V2H54ZM86 3H88V2H86ZM127 3H128V2H127ZM137 3H138V2H137ZM178 3H179V2H178ZM180 3H181V2H180ZM186 3H187V2H186ZM208 3H207V4H208ZM214 3H217V2H214ZM18 4H19V3H18ZM33 4H34V3H33ZM52 4H53V2H52ZM174 4H175V3H174ZM187 4H188V3H187ZM192 4H193V3H192ZM21 5H22V4H21ZM24 5H25V4H24ZM37 5H38V4H37ZM76 5H77V4H76ZM87 5H88V4H87ZM180 5H181V4H180ZM211 5H213V4H211ZM12 6H13V5H12ZM183 6H184V5H183ZM191 6H192V5H191ZM52 7H53V5H50V4H48V6H47L46 8H45L44 5H43V7H40V9L37 8L38 10H35L34 13L31 14V15H33V16H31V17H28V14H26V15L24 14V16L22 17V19H24V22H21V24L17 25L18 31H20V32H19V35H20L21 33L25 32L26 30L32 29L33 27L39 28L40 26H43L42 24L45 22L44 20H45V19L48 17V15L50 14V11H51ZM178 7H180V6H178ZM184 7H185V6H184ZM187 7H189V6H187ZM213 7H214V6H213ZM31 8H32V7H31ZM175 8H177V6H176ZM181 8H183V7H181ZM185 8H186V7H185ZM190 8H191V7H190ZM245 8H246V7H245ZM250 8H251V7H250ZM0 9H1V8H0ZM58 9H59V8H58ZM191 9H192V8H191ZM224 9H225V8H224ZM228 9H230V8H228ZM251 9H252V8H251ZM258 9H259V8H258ZM260 9H261V8H260ZM260 9H259V11H260ZM28 10H30V9H28ZM62 10H64V9L62 8L60 11H62ZM170 10H172V9L170 8ZM184 10H185V9H184ZM176 11H178V10H176ZM182 11H183V10H182ZM182 11H180V12H182ZM244 11H245V10H244ZM253 11H254V9H253ZM261 11H262V10H261ZM3 12H4V11H3ZM171 12H172V11H171ZM193 12H194V11H193ZM250 12H251V11H250ZM27 13H28V12H27ZM29 13H30V12H29ZM182 13H183V12H182ZM188 13H189V12H188ZM196 13H197V12H196ZM244 13H245V12H244ZM257 13H258V12H257ZM257 13H256V14H257ZM261 13H262V12H261ZM184 14H185V13H184ZM193 14H194V13H193ZM202 14H203V13H202ZM248 14H249V13H248ZM248 14H247V16H248ZM181 15L183 16V14H180V16H181ZM186 15H188V14H186ZM197 15H198V14H197ZM250 15H251V14H250ZM252 15H253V14H252ZM114 16H115V14H114ZM176 16H177V15H176ZM191 16H192V14L190 15V17H189L188 19H190ZM193 16H196V15L194 14ZM247 16L245 15L246 18H247ZM254 16H255V15H254ZM254 16H253V17H254ZM51 17H52V16H49V18H51ZM148 17H149V16H148ZM148 17H147V18H148ZM170 17H171V15H170ZM183 17H184V16H183ZM253 17H252V18H253ZM49 18H48V19H49ZM175 18H176V17H174V19H175ZM186 18H187V17H186ZM194 18H195V17H194ZM197 18H198V17H197ZM197 18H196V19H197ZM19 19H20V18H19ZM48 19H47V20H48ZM53 19H55V16L51 19V21H53ZM101 19H102V18H101ZM170 19H171V18H170ZM184 19H185V17H184ZM213 19H214V17H213ZM213 19H212V20H213ZM247 19H248V18H247ZM254 19H255V17H254ZM172 20H173V19H172ZM191 20H192V19H191ZM198 20H199V19H198ZM207 20H208V19H207ZM219 20L221 21V19H219ZM60 21H61V20H60ZM105 21H106V20H105ZM107 21H108V20H107ZM148 21H150V20L148 19ZM169 21H170V20H169ZM174 21H177V19H175ZM180 21L182 22V21H184V20H181V18H180ZM186 21L188 22L187 19H186ZM192 21H193V20H192ZM192 21H191L190 23L193 24ZM194 21H196V20H194ZM199 21H200V20H199ZM213 21H216V20H213ZM14 22H16V21H12V22H3V21H1V19H0V39H1V40H2V39H5L6 36L10 33V32H6L5 30H7V31H8V30L16 31L15 25L13 24ZM143 22H144V21H143ZM184 22H185V21H184ZM217 22H218V21H217ZM251 22H252V21H251ZM253 22H254V21H253ZM253 22H252V23H253ZM26 23H27V26H26L24 29H22L23 26H24ZM54 23H55V22H54ZM149 23H151V22H149ZM149 23H148V24H149ZM170 23H171V22H170ZM176 23H177V22H176ZM182 23H183V22H182ZM203 23H204V22H203ZM222 23H223V22H222ZM222 23H220V25H221ZM224 23H225V22H224ZM224 23H223V24H224ZM226 23H227V21H226ZM22 24H23V25H22ZM83 24H84V23H83ZM120 24H121V22H120ZM179 24H180V23H179ZM179 24H178V25H179ZM196 24H197V23H196ZM201 24H202V23H201ZM201 24H198V25H201ZM218 24H219V23H218ZM107 25H108V24H107ZM171 25H172V23H171ZM178 25H177V26H178ZM190 25H191V24H190ZM190 25H189V27L192 28ZM193 25H195V24H193ZM203 25H205V23L202 24V27H203ZM212 25H213V24H212ZM224 25H225V24H224ZM2 26H3V27H2ZM52 26H53V25H52ZM102 26H103V25H102ZM140 26H141V25H140ZM143 26H144V25H143ZM173 26H174V25H173ZM183 26H184V24H183ZM222 26H223V25H222ZM222 26H221L220 29H222ZM227 26H228V25H225V27H227ZM7 27H9V28H7ZM53 27H54V26H53ZM141 27H142V26H141ZM186 27H188V25H187ZM198 27H199V26H198ZM198 27H197V28H198ZM206 27H207V26H206ZM206 27H205V28H206ZM6 28H7V29H6ZM122 28H123V27H122ZM170 28H171V27H170ZM173 28H174V27H173ZM180 28H181V27H180ZM182 28H183V27H182ZM200 28H201V27H200ZM215 28H216V26H215ZM218 28H219V27H217V29H218ZM243 28H244V27H243ZM175 29H176V28H175ZM177 29H178V28H177ZM188 29H189V28H188ZM188 29H187V31H189ZM211 29H212V28H211ZM217 29H216V30H217ZM229 29H231V28L229 27ZM229 29H228V30H229ZM234 29H235V28H234ZM234 29H233V30H234ZM248 29H249V28H248ZM114 30H115V29H114ZM184 30H185V28H184ZM190 30H191V29H190ZM195 30H196V29H195ZM209 30H210V29H209ZM213 30H214V27H213ZM213 30H212V31H213ZM218 30H219V29H218ZM218 30H217V31H218ZM246 30H247V29H246ZM118 31H119V29H118ZM120 31H121V30H120ZM197 31H200V29L197 30ZM202 31H204V30L202 29L200 32H202ZM226 31H227V30H226ZM235 31H236V30H235ZM220 32L222 33V30H221ZM227 32H228V31H227ZM240 32H241V31H240ZM240 32H239V33H240ZM102 33H103V32H102ZM202 33H204V32H202ZM234 33H235V32H234ZM212 34H213V33H212ZM212 34H211V36H213ZM241 34H242V32H241ZM241 34H238V35H241ZM11 35H12V34H11ZM15 35H16V34H15ZM15 35H12V36H15ZM103 35H104V34H103ZM110 35H111V34H110ZM203 35H205V37H206V34H203ZM209 35H210V34H209ZM24 36H25V35H24ZM94 36H95V34H93V33H87L86 36L84 35V38L86 37V39H85V43H83V48H90L92 51L95 50V45L93 44L94 42L92 43V40L94 39ZM118 36H119V34H118ZM148 36H149V34H148ZM211 36H208V40H209V38H210ZM112 37H113V36H112ZM116 37H117V36H116ZM214 37H216V35H215ZM214 37H211V38H214ZM217 37H218V36H217ZM203 38H204V37H203ZM26 39H27V37H26ZM35 39H36V38H32V41H31V42H33ZM81 39H82V38H81ZM124 39H125V38H124ZM218 39H219V37H218ZM129 40H130V39H129ZM129 40H128V42H129ZM27 41H28V40H27ZM103 41H104V40H103ZM107 41H108V40H107ZM122 41H123V40H122ZM132 41H133V39H132ZM136 41H137V40H136ZM216 41H217V40H216ZM101 42H102V39H101ZM213 42H214V40H213ZM217 42H218V41H217ZM108 43H109V42H108ZM111 43H112V42H111ZM122 43H123V42H122ZM125 43H127V42H125ZM132 43L134 44V42H132ZM135 43H136V42H135ZM214 43H216V42H214ZM85 44H86V46H85ZM103 44H104V43H103ZM118 44H119V43H118ZM128 44H129V45H132V44H130V43H128ZM0 45H1V44H0ZM107 45H108V44H107ZM120 45H121V44H120ZM120 45H119V47H120ZM124 45H125V44H124ZM104 46H105V45H104ZM114 46H115V43H114ZM116 46H117V45H116ZM1 47H2V45L0 46V51H1ZM4 48H5V47H4ZM105 48L107 49V47H105ZM111 48H112V47H111ZM32 49H36V50H37V45H36L35 42L33 43V45L31 46L30 49H29V47H28V50L32 51ZM103 49H104V48H103ZM117 49H118V48H117ZM247 49H248V48H247ZM115 50H116V49H115ZM95 51H98V50H95ZM102 51H103V50H101V52H102ZM107 51H108V50H107ZM107 51H106L105 53H103L102 56L105 55V54L107 53ZM112 51H113V48H112ZM27 52H28V51H27ZM33 52H34V51H33ZM114 52H115V51H114ZM116 52H117V51H116ZM116 52H115V54H116ZM96 53L99 54V52H95V54H96ZM110 53H111V52H110ZM110 53H109V54H110ZM117 53L119 54V52H117ZM122 53H123V52H122ZM156 53H157V52H156ZM170 53H171V52H170ZM100 54H101V53H100ZM107 54H108V53H107ZM107 54H106L105 56H109V55H107ZM123 54H124V53H123ZM140 54H141V53H140ZM143 54H144V53H143ZM167 54H168V53H167ZM171 54H172V53H171ZM173 54H174V53H173ZM111 55H112V54H111ZM111 55H110V57H111ZM121 55H122V54H121ZM141 55H142V54H141ZM175 55H176V54H175ZM175 55H174V56H175ZM96 56H97V54H96ZM98 56H100V55H98ZM105 56H104V57H105ZM143 56H144V55H143ZM143 56H141V57H143ZM146 56H147V57H146ZM146 56H145V57L148 59L149 56H148V55H146ZM168 56H169V54H168ZM168 56H167V57H168ZM174 56H172V57H174ZM110 57H108V59H109ZM115 57H116V56H115ZM120 57H121V56L119 55V58H120ZM165 57H166V56H164V58H165ZM167 57H166V60H167L168 58H172V57H168V58H167ZM176 57H177V55H176ZM179 57H180V56H179ZM255 57H256V59L253 60V64L263 63V62H261V60H264V58H261L262 56H259V57H258V56H255ZM98 58H99V57H98ZM112 58H114V56H113ZM123 58L125 59L124 56H123ZM123 58H121V59H123ZM139 58H140V57H139ZM150 58H152V57L150 56ZM181 58H182V57H181ZM92 59H93V58H92ZM95 59H97V57H96ZM101 59H102V58H99V60H101ZM110 59H111V58H110ZM110 59H109V62H110ZM129 59H130V58H128V63H129V62H133L132 59H131V61H130ZM175 59H176V58H175ZM178 59H179V58H178ZM182 59H183V58H182ZM221 59H222V58H221ZM102 60H103V59H102ZM102 60H101V61H102ZM111 60H112V59H111ZM126 60H127V58H126ZM133 60H135V58H133ZM137 60H138V59H137ZM141 60H142V58H141ZM143 60H144V59H143ZM153 60H154V59H153ZM164 60H165V59H164ZM166 60H165V62H166ZM170 60H171V59H170ZM173 60H174V59H173ZM248 60H249V58H246V60H245L246 64H247ZM121 61H123V60H121ZM146 61H147V60H145V62H146ZM154 61H155V60H154ZM168 61H169V59H168ZM171 61H172V60H171ZM174 61H175V60H174ZM176 61L179 62V60H176ZM176 61H175V63H176ZM183 61H184V60H183ZM224 61H225V60H224ZM91 62H93V60H91ZM99 62H100V61H99ZM102 62H103V61H102ZM111 62H113V61H111ZM114 62H115V60H114ZM114 62H113V63H114ZM117 62H120V61H117ZM123 62H126V61L124 60ZM139 62H141V61H138V63H139ZM145 62H144V63H145ZM148 62H151V61L148 60L147 63H145V66H146V67H148V66H147ZM172 62H173V61H172ZM178 62H177V63H178ZM181 62H182V61H181ZM181 62H180V64H181ZM219 62H220V61H219ZM95 63H96V62H95ZM136 63H137V62H136ZM138 63H137V64H138ZM168 63H169V62H167V64H168ZM170 63H171V62H170ZM182 63H183V62H182ZM185 63H187V62L184 61L183 64H185ZM217 63H218V62H217ZM239 63H240V62H239ZM248 63H249V62H248ZM89 64H91V63H89ZM107 64H108V62H107ZM107 64H106V65H107ZM123 64H124V63H123ZM132 64L134 65L135 63H132ZM137 64H136V65H137ZM142 64H143V61H142ZM164 64H165V63H164ZM178 64H179V63H178ZM187 64H188V63H187ZM91 65H93V64H91ZM103 65H104V64H102L101 66H103ZM125 65H126V64H125ZM128 65H131V64H128ZM154 65H156V64L154 63ZM165 65H166V64H165ZM173 65H175L174 62H173ZM228 65H229V64H228ZM250 65H251V64H250ZM52 66H53V65H52ZM83 66H85V65H83ZM93 66L95 67V65H93ZM109 66H110V65H109ZM120 66H121V65H120ZM120 66H119V67H120ZM159 66H160V65H159ZM181 66H182V65H181ZM99 67H100V66H99ZM106 67H108V65L105 66V68H106ZM129 67H130V66H129ZM149 67H150V65H149ZM152 67H153V66H152ZM157 67H158V64H157ZM162 67H163V66H162ZM167 67H168V66H167ZM176 67H177V68H176ZM176 67H175V70H177V69L179 68L178 66H176ZM182 67H183V66H182ZM243 67H244V66H243ZM247 67H248V66H247ZM88 68H91V67H88ZM88 68H87V69H88ZM101 68H102V67H100V69L98 68L99 71L96 72V73H100ZM137 68H138V67H137ZM140 68H141V67H139V69H140ZM159 68H160V67H159ZM163 68H164V67H163ZM239 68H240V67H239ZM93 69H94V68H93ZM103 69H104V68H103ZM103 69H102V70H103ZM108 69H109L110 71H112L110 68H108ZM108 69H107L106 71L109 72ZM117 69L119 70V68H117ZM121 69H123V66H122ZM127 69H128V68H127ZM130 69H131V68H130ZM132 69H133V68H132ZM147 69H148V68H147ZM149 69H150V68H149ZM149 69H148V70H149ZM154 69H157V68L154 67ZM154 69H153V70H154ZM160 69H161V68H160ZM165 69H166V68H165ZM180 69H181V68H180ZM183 69H184V68H183ZM183 69H182V70H183ZM217 69H218V68H217ZM217 69H216V70H217ZM248 69H249V67H248ZM84 70H85V69H83V71H84ZM94 70H95V69H94ZM94 70H93V71H94ZM96 70H97V69H96ZM96 70H95V71H96ZM125 70H126V68H125ZM128 70H129V69H128ZM161 70H162V69H161ZM221 70H222V69H221ZM239 70H240V69H239ZM242 70H243V69H242ZM263 70H264V68H263ZM90 71H91V70H90ZM95 71H94V72H95ZM115 71L118 72L117 70H114V71H112L111 73H114ZM120 71H121V70H120ZM120 71H119V73H120ZM136 71H137V69H136ZM136 71H135V73H137ZM142 71H143V70H142ZM158 71H159V70H158ZM165 71H166V70H165ZM172 71H173V70H172ZM177 71H178V70H177ZM179 71H180V70H179ZM231 71H232V70H231ZM103 72H105V71H102V73H103ZM108 72H107V73H108ZM116 72H115V73H116ZM121 72H122V71H121ZM150 72H151V71H150ZM152 72H153V71H152ZM154 72H155V71H154ZM156 72H157V70H156ZM156 72H155V73H156ZM162 72H164V69H163ZM170 72H171V71H170ZM170 72H169V70L167 71V75L169 74L168 77H170ZM175 72H176V71H175ZM214 72H215V71H214ZM241 72H242V71H241ZM241 72H238V73H241ZM261 72H262V71H261ZM82 73H83V72H82ZM86 73H87V72H85L84 74H86ZM96 73H95V74H96ZM115 73H114V78H115L116 75H119V73H118V74H115ZM132 73H133V72H132ZM142 73H143V72H142ZM142 73H141V74H142ZM160 73H161V72H160ZM172 73H174V72H172ZM217 73H218V71H217ZM243 73H244V72H243ZM257 73H260V70H255V69L253 70V69L251 68L249 71H247L245 74H243V78H242V79H243V82L239 83L238 85H235L234 83H231L229 80H227V79L224 80V79L222 78L223 81H225L226 84L222 85L223 83L221 84V82H220L221 85H214L213 87H212V86H209V88H207L206 90H205V89H202V90L200 89L199 92H196V93H195V90H193V89H196V88H197L196 86H194L195 84H193V86H192V85L189 86V85H184V84L182 83V84L184 85V86H183V85L181 84V86H183V87H182V90H181V87H180V86H179V87H180V91H182V94H183V95H186V96H187V93H189V92H191V91H194L193 95H195V94L197 95V96H195V97L193 98L194 101H195V99H197V98L200 99V98H202V97L213 98V95H212V94H214V93L216 94L218 91L220 92L221 89H220L219 87H224L223 89H225V88H227V89H234L235 92H236V90L239 89L240 87H241L240 89H243L242 87H244L243 85L246 84V83H248V85H247L245 88H250V90H251V88H255V87H257L256 85L261 84V79H260V78H259V81H260V82L257 81V82H256L257 84H255V82H254V81H256V79L258 80V78H257L258 76L260 77V75L257 74ZM263 73H264V72H262L261 74H263ZM90 74H91V73H90ZM90 74H89V71H88V73L86 74L87 77H88ZM93 74H94V73H93ZM122 74H123V73H122ZM161 74H162V73H161ZM165 74H166V72L164 73V75H162L163 77L160 78L161 76H158V72H157V78L159 77V78L161 79V81L163 82V81H165V80H163V78H165V77L167 76V75L165 76ZM215 74H216V73H215ZM256 74L258 75L257 77H255ZM57 75H58V74H57ZM80 75H81V74H79V76H80ZM104 75H105V74L103 73V77H104ZM129 75H130V74H129ZM174 75H176V74H174ZM219 75H220V74H219ZM223 75L225 76V74H222V76H223ZM8 76H9L8 72H4V71H1V70H0V81H2V80H7V79H8ZM77 76H78V75H77ZM100 76H102L101 73H100ZM100 76H99V77H100ZM107 76H108V75H107ZM109 76H110V75H109ZM109 76H108V77H109ZM120 76H121V74H120ZM154 76H155V75H154ZM226 76H227V75H226ZM234 76H235V75H234ZM67 77H68V76H67ZM67 77H66V79L68 80ZM84 77H85V76H84ZM97 77H98V75H97ZM99 77H98V78H99ZM103 77H102V78H103ZM127 77H128V76H127ZM130 77H133V76H130ZM172 77H173V76H172ZM174 77L176 78V76H174ZM235 77H236V76H235ZM239 77L241 78V74H240ZM262 77H263V75H262ZM27 78H28V77H27ZM77 78L79 79V78H81V77H77ZM82 78H83V76H82ZM90 78H91V76H90ZM93 78H96V77L94 76ZM100 78H101V77H100ZM102 78H101V79H102ZM104 78H105V77H104ZM117 78H119V76H118ZM136 78H137V75H136ZM138 78H140V77H138ZM193 78H196V77L194 76ZM193 78H192V79H193ZM217 78H218V76H217ZM220 78H221V76H220ZM51 79H52V78H51ZM54 79H55V78H54ZM66 79H65V80H66ZM72 79H74V78H72ZM78 79H77V80H78ZM96 79H97V78H96ZM107 79H108V78H107ZM110 79H111V78H109L108 80H110ZM133 79H134V78H133ZM133 79H132V80H133ZM140 79H141V78H140ZM165 79H166V78H165ZM168 79H169V78H168ZM171 79L173 80L174 78H171ZM218 79H219V78H218ZM246 79L249 80V81H246ZM55 80L57 81V79H55ZM58 80H59V79H58ZM81 80H82V79H80V81H81ZM87 80H88V78H87ZM97 80H98V79H97ZM108 80L106 81V78H105L104 81H106L107 83H109ZM111 80H112V82L115 81V80H113V79H111ZM120 80H121V79H120ZM120 80H119V81H120ZM147 80H148V79H147ZM166 80H167V79H166ZM210 80H211V79H210ZM210 80H209V81H210ZM237 80H238V79H237ZM63 81H64V80H63ZM72 81H73V80H72ZM74 81L76 82V80H74ZM82 81H83V80H82ZM84 81H86V80L84 79ZM89 81H90V80H89ZM89 81H87V85H88V82H89ZM99 81H100V80H99ZM116 81H117V79H116ZM127 81H129V80H127ZM133 81H134V80H133ZM137 81H138V79H137ZM140 81H141V80H140ZM142 81H143V80H142ZM167 81H168V80H167ZM167 81H165V82H167ZM190 81H191V80H190ZM231 81H232V80H231ZM51 82L54 83L52 80H51ZM59 82H60V80H59ZM61 82H62V81H61ZM121 82H122V80H121ZM143 82H144V81H143ZM169 82H170V80H169ZM169 82H168V83H169ZM185 82H186V81H185ZM187 82H189V81H187ZM192 82H193V81H192ZM198 82L200 83V81H198ZM198 82H196V83L199 84ZM232 82H233V81H232ZM262 82H263V81H262ZM65 83H66V82H65ZM77 83L80 84L79 81H78ZM77 83H76V84H77ZM81 83H82V82H81ZM84 83H85V82H84ZM91 83H94V81L91 82ZM114 83H115V82H113V84H114ZM163 83H164V82H163ZM163 83H161L160 85H162ZM180 83H181V82H180ZM194 83H195V82H194ZM252 83H254V84H252ZM57 84H58V82H57ZM57 84H56V85H57ZM68 84H69V83H68ZM101 84H103V83H99V84L96 83V85H95V84H94V85L92 84L94 88H92V87L89 88V87L87 86V87L89 88V90L91 89V90L89 91V92H91V94H90V93H89L88 95L86 94L87 96L84 95L86 98H85V100H83V102H85L86 106H84L83 104H82V105L84 106V108L86 107L87 110H88V108H89V112H90L89 114H90V115H91V114H94V113L97 114V112L102 113V110H101V109H103L102 107L105 106V102H106V101H105V102H99V103H97V99H99L100 96H99L97 99H95L94 97H92L93 95H98V94L100 93L99 91H101V90H102V92H104V91H103V90H104V89H103V86H104V85H107V84H106V83H105L104 85H101ZM111 84H112V83H111ZM113 84H112V85H113ZM126 84H127V82H124L123 85H126ZM128 84H129V83H128ZM130 84H131V83H130ZM133 84H135V83H133ZM140 84H141V82H140ZM142 84H143V83H142ZM150 84H151V82H150ZM185 84H186V83H185ZM197 84H196V85H197ZM49 85H51V84H49ZM60 85H63V82H62V84H60ZM84 85H85V87H86V84H84ZM90 85H91V84H90ZM92 85H91V86H92ZM112 85H109V86H112ZM123 85H122V87H123ZM135 85H136V84H135ZM145 85H146V84H145ZM148 85H149V84H148ZM163 85H164V84H163ZM166 85H168V84L166 83ZM178 85H180V84L178 83ZM262 85L264 86V84H262ZM52 86H53V85H52ZM69 86H70V85H69ZM69 86H68V87H69ZM73 86H75V85H73ZM73 86H71V88H72ZM76 86H77V85H76ZM133 86H134V85H133ZM136 86H137V85H136ZM138 86H139V88H140V85H139V84H138ZM142 86H144V85H142ZM168 86H170V83H169ZM253 86H255V87H253ZM60 87H62V86H60ZM117 87H118V90H119V86H116V85H114L113 87H107V86H104V88H107L106 91H105L104 93H107V90L109 91V89H110L109 93H111V91H112V92L115 91V90L117 91ZM149 87H150V86H149ZM162 87H163V86H162ZM164 87L166 88V86H164ZM164 87H163V88H164ZM173 87H174V86H173ZM173 87H172V88H173ZM175 87H178V86L176 85ZM179 87H178V89H179ZM205 87H207V86H205ZM258 87L260 88V86H258ZM50 88H51V87H50ZM53 88H54V87H53ZM62 88H63V87H62ZM66 88H67V86H66ZM125 88H126V87H125ZM128 88H130V87L128 86L127 89H128ZM136 88H138V87H136ZM139 88H138V89H139ZM142 88H143V87H142ZM145 88H146V87H145ZM172 88H171V89H172ZM245 88H244V89H245ZM259 88H257V89L255 88V89L258 90ZM51 89H52V88H51ZM57 89H58V88H57ZM57 89H56V90H57ZM73 89H74V88H73ZM80 89H81V88H80ZM83 89H84V88H83ZM85 89H86V88H85ZM133 89H134V88H133ZM143 89H144V88H143ZM147 89H148V92H149V89H150V88H147ZM176 89H177V88H176ZM223 89H222V91H223ZM227 89H225V90H227ZM261 89H262V88H261ZM59 90H60V89H59ZM61 90H62V89H61ZM63 90H64V89H63ZM66 90H69V91H70V89H68V88H67ZM81 90H82V89H81ZM81 90H80V92H81ZM86 90H87V89H86ZM120 90H121V89H120ZM125 90H126V89H125ZM135 90H137V89H134V91H135ZM140 90H142V89H140ZM140 90H139V92H141ZM153 90H154V92L156 91L154 88H153ZM158 90H160V89H158ZM168 90H169V88L167 89V92H166V91H165V92L168 93ZM197 90H198V89H197ZM225 90H224V91H225ZM245 90H246V89H245ZM248 90H249V89H248ZM83 91H84V90H83ZM128 91H129V90H128ZM131 91H132V90H131V88H130L129 95H130ZM146 91H147V90H146ZM150 91H151V90H150ZM162 91H163V89H161V92H162ZM177 91L179 92V90H176V92H177ZM227 91H228V90H227ZM227 91H225V93L220 92V94L222 93V94L224 95V94L228 93ZM230 91H231V93H235L234 91L232 92V90H230ZM230 91H229V92H230ZM237 91H238L237 94H239V90H237ZM258 91H259V90H258ZM261 91H262V90H261ZM58 92H59V91H58ZM77 92H78V91H76V94H77ZM87 92H88V90H87ZM97 92H98V93H97ZM102 92H101V93H102ZM124 92H125V91H124ZM148 92H147V93H148ZM151 92H152V91H151ZM159 92H160V91H159ZM161 92H160V93H161ZM165 92H164V93H165ZM174 92H175V91H174ZM176 92H175V93H176ZM249 92H250V91H249ZM255 92H256V91H255ZM55 93H56V92H55ZM55 93H54V94H55ZM72 93H73V92H72ZM83 93H84V92H83ZM93 93H94V94H93ZM113 93H114V92H113ZM113 93H112V95H113ZM117 93H119V91H118ZM117 93H116V94H117ZM122 93H123V91L121 92V94H122ZM125 93H126V92H125ZM132 93H133V92H132ZM134 93L136 94V92H134ZM162 93H163V92H162ZM170 93H171V92H170ZM241 93H242V92H240V94H241ZM69 94H71V93L69 92ZM73 94H75V93H73ZM76 94H75V95H76ZM78 94H79V93H78ZM116 94H114V95H116ZM145 94H146V93H145ZM152 94L155 95V93H153V92H152ZM168 94H169V93H168ZM177 94H179V93H177ZM228 94H229V93H228ZM237 94H236V95H237ZM247 94H248V93H247ZM250 94H251V93H250ZM52 95H53V94H52ZM57 95H58V94H57ZM64 95H65V94H64ZM81 95L83 96L82 93H81ZM102 95H103V94H102ZM140 95H141V94H140ZM143 95H144V94H143ZM148 95H150V94H148ZM154 95H152V96H154ZM173 95H174V94H173ZM210 95H211L212 97H211ZM217 95H218V94H217ZM248 95H249V94H248ZM258 95H259V94H258ZM258 95L256 94V96H258ZM260 95H262V94H260ZM76 96H77V95H76ZM89 96H90V97H89ZM109 96H111V95H109ZM123 96H124V95H123ZM123 96H122V98H123ZM132 96H133V95H132ZM137 96H138V95H137ZM146 96H147V95H146ZM146 96H145V97H146ZM159 96H160V94H159ZM186 96H184V97H186ZM208 96H209V97H208ZM214 96H215V95H214ZM220 96H221V95H218V96H217V97H218V101L220 100V99H219ZM227 96H228V95H227ZM231 96H232V95H230V97H231ZM262 96H263V95H262ZM51 97H52V96H51ZM53 97H55V96H53ZM60 97H61V96H60ZM73 97H74V96H73ZM73 97H72V98H73ZM78 97H79V96H78ZM91 97H92V98H91ZM107 97H108V94H107ZM107 97H106V98H107ZM112 97H114V96H112ZM126 97H127V96H126ZM130 97H131V96H130ZM133 97H136V96H133ZM139 97H140V96H139ZM142 97H143V96H142ZM154 97L157 98L156 95H155ZM160 97H161V96H160ZM166 97H167V96H166ZM224 97H226V96H224ZM236 97L238 98V96H236ZM236 97H235V98H236ZM251 97H253V91H252V96H251ZM251 97H250V99H251ZM258 97H259V96H258ZM258 97H257V99H258ZM61 98H62V97H61ZM74 98H76V97H74ZM81 98H82V97H81ZM87 98H88V100H87ZM89 98H91V99H89ZM120 98H121V97H120ZM137 98H138V97H136V100H137ZM151 98H152V97H151ZM151 98H150V99H151ZM191 98H192V94H191ZM207 98H205V99H207ZM214 98H215V97H214ZM214 98H213V99H214ZM226 98H227V97H226ZM243 98H244V96H243ZM261 98H262V97H260V99H261ZM53 99H54V98H53ZM56 99H57V98H56ZM69 99H70V98H69ZM110 99H112V98H110ZM114 99H115V98H114ZM117 99H118V98H117ZM123 99H125V96H124ZM123 99H122V100H123ZM133 99H135V98H133ZM133 99H132V101H134ZM185 99H186V98H185ZM185 99H184V100H185ZM189 99H190V96H189ZM193 99H191V100H193ZM199 99H198V100H199ZM203 99H204V98H203ZM203 99H202V102H203ZM205 99H204V100H205ZM215 99H216V98H215ZM221 99H223V98L221 97ZM260 99H259V100H260ZM51 100H52V99H51ZM61 100H62V99H61ZM76 100H77V99H76ZM104 100H105V99H104ZM112 100H113V99H112ZM118 100H119V99H118ZM142 100H143V98H142ZM144 100H145V99H144ZM148 100H149V99H148ZM159 100H161V98H159ZM162 100H163V99H162ZM167 100H168V99H167ZM224 100H225V102H226L228 99H227V100H226V99H223V102H224ZM237 100H238V99H237ZM245 100H246V99H245ZM252 100H253V99H252ZM4 101H5V100H4ZM49 101H50V98H49ZM58 101H59V100H58ZM68 101H69V100H68ZM70 101H71V100H70ZM77 101H78V100H77ZM81 101H82V100L80 99V101H78V102H81ZM120 101H121V99H120ZM125 101H126V100H125ZM127 101H128V100H127ZM152 101H154V99H153ZM164 101H165V100H164ZM200 101H201V99H200L198 102H200ZM205 101H207V100H205ZM205 101H204V103H205ZM208 101H210V99H208ZM208 101H207V104H208L207 107H209V104H211V101H210L209 103H208ZM215 101H217V100H215ZM218 101H217V102H218ZM234 101H235V100H234ZM234 101H232V102L234 103ZM71 102H72V101H71ZM83 102H81V103H83ZM108 102H109V101H108ZM117 102H118V101H117ZM122 102H123V101H122ZM130 102H131V100H130ZM134 102H135V101H134ZM138 102H140V99H139ZM145 102L148 103L147 101H145ZM149 102H150V101H149ZM161 102H163V101H161ZM161 102L158 101L157 103H160V104L162 105ZM225 102H224V103H225ZM229 102H231V101H229ZM236 102H237V101H236ZM238 102H239V101H238ZM248 102H249V101H248ZM253 102H254V101H253ZM76 103H77V102H76ZM76 103H75V104H76ZM111 103H112V102H111ZM131 103H132V102H131ZM150 103H151V105L148 104V105H147L148 107L146 106L148 109H150L151 106L155 104V103L152 104V102H150ZM157 103H156V104H157ZM165 103H166V101H165ZM186 103H187V102H186ZM188 103H189V102H188ZM191 103L195 104V102H193V101H192ZM196 103H197V102H196ZM213 103H214V101H213ZM219 103L221 104V103H222V100H221V102H219ZM219 103L216 104V102H215L214 104H216V105L219 106ZM224 103H222V104H224ZM226 103H227V102H226ZM241 103H242V102H241ZM258 103H259V102H258ZM54 104H55V103H54ZM77 104H78V103H77ZM116 104H117V103H116ZM122 104H123V103H122ZM200 104H201V102H200ZM205 104H206V103H205ZM222 104H221V105H222ZM230 104H232V103H230ZM234 104H236V103H234ZM238 104H239V103H237L236 105H238ZM244 104H245V103H244ZM246 104H247V103H246ZM250 104H251V102H250ZM259 104H260V103H259ZM52 105H53V103H52ZM55 105H56V104H55ZM58 105H59V103H58ZM97 105H99L100 108H99ZM123 105H124V104H123ZM123 105H122L121 107H123ZM126 105H127V104H126ZM149 105H150V107H149ZM158 105H159V104H158ZM165 105H168V104L166 103ZM169 105H170V103H169ZM171 105H172V104H171ZM176 105H177V104H175V106H176ZM186 105H188V104H186ZM211 105H212V104H211ZM216 105H215V106H216ZM228 105H229V104H228ZM61 106H63V105H61ZM61 106H60V107H61ZM68 106H69V103H68ZM74 106L77 107V105H74ZM74 106L72 105V109H73ZM78 106H79V105H78ZM80 106H81V105H80ZM80 106H79V107H80ZM116 106H117V105H116ZM116 106H115V108H116ZM143 106H144V104L142 105V104L134 103V104L129 105V108L131 109V111H134L135 113H143V112H144V110H143V108H142ZM173 106H174V103H173ZM188 106H189V105H188ZM226 106H227V104H226ZM226 106H224V107L226 108ZM247 106H249V105H247ZM251 106H252V105H251ZM256 106H257V105H256ZM93 107H94V108H93ZM96 107H97L98 109H96ZM107 107H110V106H108V104H107V106H106L105 108L107 109ZM112 107H113V106H112ZM117 107H118V106H117ZM146 107H145V110H147ZM158 107H160V105L157 106V108H158ZM164 107H165V106H164ZM166 107H168V106H166ZM170 107H172V106H170ZM194 107H195V106H194ZM194 107H192V110H190V111H191V112H192V111H194V112H198L199 109H198V111H195V109L193 110ZM207 107H206V108H207ZM212 107H214V106L212 105ZM219 107H220V106H219ZM224 107H223V105H222V108H220V109H221V113H222V109H223ZM227 107H229V106H227ZM230 107H231V105H230ZM47 108H48V107H47ZM50 108H51V107H50ZM56 108H58V106H56ZM56 108L54 107V112L59 111V110H57ZM70 108H71V105H70ZM77 108H78V107H77ZM77 108H76V109H77ZM80 108H81V107H80ZM80 108H78V109H80ZM154 108H155V107H154ZM154 108H153V111H154ZM157 108H156V109H157ZM161 108H162V107H161ZM172 108H173V107H172ZM189 108H190V106H189ZM199 108H200V107H199ZM209 108H210V107H209ZM214 108H215V107H214ZM217 108H218V107H217ZM225 108H224V110H225ZM232 108H233V106L231 107V109H232ZM248 108H249V107H248ZM248 108H247V109H248ZM256 108H257V107H256ZM260 108H261V107H260ZM45 109H46V106H45ZM52 109H53V108H52ZM55 109H56V111H55ZM76 109H75V110H76ZM82 109H83V108H81V110H82ZM86 109H85V110H86ZM106 109H105V110H106ZM109 109H110V110H113V108H112V109L109 108ZM109 109H108V110H109ZM123 109H124V108H123ZM126 109H127V108H126ZM151 109H152V108H151ZM167 109H168V108H167ZM170 109H171V108H170ZM187 109H188V108H187ZM201 109H202V106H201ZM201 109H200V111H201ZM203 109H204V108H203ZM215 109H216V108H215ZM220 109H219V110H220ZM245 109H246V108H245ZM46 110H48V109H46ZM85 110H84V111H85ZM105 110H103V111H105ZM108 110H107V111H108ZM119 110H120V109H119ZM128 110H129V109H128ZM157 110H158V109H157ZM160 110H161V109H160ZM162 110H163V111H162V113H163V112H164V109H162ZM168 110H169V109H168ZM207 110L209 111V109H207ZM224 110H223V112H224ZM252 110H253V109H252ZM263 110H264V109H263ZM43 111H45V110H43ZM48 111H49V110H48ZM60 111H61V110H60ZM68 111H69V110H68ZM78 111H79V110H78ZM82 111H83V110H82ZM91 111H92V112H91ZM100 111H101V112H100ZM121 111H122V110H121ZM142 111H143V112H142ZM150 111H152V110H150ZM190 111H189V109H188V113H189ZM211 111H212V110H211ZM215 111H216V110H215ZM226 111H227V110H226ZM228 111H231V110H228ZM234 111H235V108H234ZM236 111H237V108H236ZM236 111H235V112H236ZM51 112L53 113L52 110H51ZM70 112H73V111H71V109H70ZM105 112H106V111H105ZM105 112H104V113H105ZM167 112H168V111H167ZM191 112H190V113H191ZM212 112H214V111H212ZM216 112H217V111H216ZM231 112H233V110H232ZM231 112H230V113H231ZM235 112H233L232 114H234ZM245 112H246V111H245ZM249 112H250V110H249ZM254 112H255V111H254ZM43 113H44V112H43ZM74 113H75V112H73V114H74ZM108 113H109V112H108ZM144 113H145V112H144ZM149 113H151V112H149ZM154 113H158V112H156V110H155ZM164 113H165V112H164ZM188 113H187V114H188ZM206 113H207V112H206ZM206 113H205V114H206ZM208 113H210V112H208ZM226 113H228V112H226ZM226 113H225V114H226ZM258 113H259V112H258ZM262 113H263V112H262ZM45 114L47 115L46 112H45ZM68 114H69V118H68V119H70V118L72 117V120H71V119H70V120L73 122V119H74L76 116L74 115V116H71V117H70V113H68ZM68 114H66L67 117H68ZM76 114H77V112H76ZM81 114H82V113H81ZM110 114H112V113L110 112ZM131 114H132V113H131ZM133 114H134V113H133ZM151 114H152V113H151ZM192 114H193V113H192ZM199 114H200V113H199ZM199 114H198V115H199ZM218 114H219V113H218ZM222 114H223V113H222ZM232 114H231V116H232ZM263 114H264V113H263ZM42 115H43V114H42ZM49 115H50V113L48 112V116H49ZM53 115H54V118H55V114H53ZM62 115H63V114H62ZM71 115H72V114H71ZM77 115H78V114H77ZM82 115H83V114H82ZM84 115H85V114H84ZM98 115H99V114H98ZM101 115H102V114H101ZM103 115H104V114H103ZM103 115H102V116H103ZM115 115H116V114H115ZM143 115H144V114H143ZM146 115H147V114H146ZM149 115H150V114H149ZM149 115H148V116H149ZM155 115H156V114H155ZM155 115L152 114L151 116L154 117ZM167 115H169V114H167ZM167 115H166V116H167ZM195 115H197V114H195ZM220 115H221V114H220ZM226 115H227V114H226ZM238 115H239V114H238ZM87 116H88V115H87ZM87 116H86V117H87ZM95 116H96V115H95ZM112 116H113V114H112ZM117 116H118V113H117ZM121 116H122V115H121ZM124 116H125V115H124ZM131 116H133V115H131ZM138 116H139V114H138ZM151 116H150V118H152ZM158 116H160V113H159ZM188 116H189V114H188ZM206 116H207V115H206ZM228 116L230 117V115H228ZM258 116H259V114H258ZM0 117H1V114H0ZM5 117H6V116H5ZM8 117H9V116H8ZM43 117H44V116H43ZM51 117H53V116H51ZM73 117H74V118H73ZM79 117H80V116H79ZM88 117H89V116H88ZM93 117H94V115H93ZM99 117H100V115H99ZM104 117H106V116L104 115ZM118 117H119V116H118ZM118 117H117V118H118ZM134 117H136V114H135ZM141 117H142V116H141ZM155 117H156V116H155ZM161 117L164 118V115L162 114V115H161L160 117H158V118L160 119ZM193 117H194V116H193ZM202 117H203V115H202ZM209 117H210V116H209ZM212 117H213V115H212ZM214 117H215V116H214ZM216 117H218V116H216ZM260 117H261V116H260ZM2 118H3V117H2ZM48 118H49V117L46 116V119H48ZM54 118H51V119L49 118L50 120H49V119L46 120L47 123H48V125L46 124V127L49 126V122H48V121H51V120L54 119ZM63 118H64V116H63ZM77 118H78V117L75 118L76 120L74 119L75 122H73V123L76 124L77 122H79V119L82 118V117L78 118V121H77ZM83 118H85V116H84ZM109 118H110V117H109ZM115 118H116V117H115ZM147 118H149V117H147ZM147 118H145V119H147ZM158 118H157V119H158ZM163 118H161V119H163ZM165 118H167V117H165ZM197 118H198V117H196V119L193 118V119H194V124H195V120H197ZM205 118H206V117H205ZM14 119H15V118H13V120H14ZM17 119L19 120V118H17ZM60 119H62V118H60ZM64 119H66V117H65ZM93 119H94V118H93ZM96 119H97V117H96ZM101 119H102V118H101ZM134 119H135V118H134ZM137 119H138V117H137ZM142 119H143V118H142ZM170 119H171V116H169V120H170ZM200 119H201V118H200ZM200 119H199V121H200ZM207 119H208V118H207ZM211 119H213V118H209V122H210ZM220 119H221V118H220ZM220 119H218V120H220ZM230 119H231V118H230ZM230 119H229V120H230ZM250 119H251V118H250ZM263 119H264V118H263ZM4 120H5V119H4ZM35 120H36V119H35ZM70 120H68V122H70ZM81 120H82V121H81L80 123H81L82 126H83V123H84V122H87V123H88V120H89V119H88V120L85 119V120H87V121H84L83 119H81ZM98 120H99V119H98ZM106 120H107V119H106ZM114 120H115V119H114ZM114 120H113V124H115V123H114ZM119 120H120V118H119ZM138 120H139V119H138ZM150 120H151V119H150ZM163 120H164V119H163ZM163 120H161V123H162ZM169 120H168V121H169ZM172 120H173V119H172ZM188 120H189V118H188ZM188 120H187L186 122H188ZM204 120H205V119H204ZM215 120H216V118H215ZM218 120H217V121H218ZM233 120H234V119H233ZM0 121H1L0 123H2V119H0ZM6 121L8 122L9 120H6ZM14 121H16V120H14ZM25 121H26V120H25ZM30 121H31V120H30ZM30 121H28V122L31 123ZM39 121H40V120H39ZM41 121H42V120H41ZM57 121H58V120H57ZM60 121H61V120H60ZM66 121H67V119H66ZM66 121H65V122H66ZM100 121H101V120H100ZM107 121H108V120H107ZM144 121L148 123L149 120H148V121L144 120ZM156 121H157V120H156ZM170 121H171V120H170ZM197 121H198V120H197ZM223 121H224V120H223ZM227 121H228V120H227ZM235 121H236V120H235ZM9 122H12V121H9ZM23 122H24V120H23ZM34 122H35V121H34ZM58 122H59V121H58ZM58 122H57V123H58ZM62 122L64 123V125L68 123V122L65 123L64 120H62ZM116 122H117V121H116ZM118 122H119V121H118ZM118 122H117V123H118ZM141 122H142V121H141ZM157 122H158V121H157ZM164 122H165V121H164ZM175 122H176V121H175ZM183 122H184V121H183ZM202 122H203V120H202ZM205 122H208V120L205 121ZM230 122H231V121H230ZM246 122H247V121H246ZM256 122H257V121H256ZM260 122H261V121H260ZM263 122H264V121H263ZM3 123L5 124L6 122L3 121ZM3 123H2V125H3ZM15 123H17V122H15ZM19 123H20V120H19ZM19 123H18V126H19ZM37 123H38V124H37ZM37 123H36V124L39 126V125H40V124H39L40 122L37 121ZM43 123H44V122H43ZM55 123H56V122H54V124H55ZM73 123H72V124H73ZM90 123H91V122H89L88 124H90ZM93 123H94V121H92V124H93ZM101 123H102V122H101ZM103 123H104V121H103ZM124 123H125V122H124ZM147 123H145V124L148 125ZM152 123H153V120L150 122V125H151ZM154 123H156V122L154 121ZM168 123H169V122H168ZM168 123H166L167 126H168ZM173 123H174V121H171V123H169V124H173ZM176 123H177V122H176ZM218 123H219V122H218ZM220 123H221V121H220ZM222 123H224V122H222ZM228 123H229V122H227V124H228ZM8 124H9V123H8ZM10 124H11V123H10ZM10 124H9V125H10ZM22 124H25V123H22V122H21V126H22ZM32 124H33V123H32ZM72 124L70 125L71 127H72ZM84 124H85V123H84ZM88 124H86V125H88ZM99 124H100V122H99ZM118 124H119V123H118ZM122 124H123V123H122ZM122 124H121V125H122ZM128 124H129V122H128ZM130 124H131V122H130ZM138 124H139V123H138ZM181 124H182V122H181ZM181 124H179L180 127H182ZM184 124H185V123H184ZM191 124H192V123H190V125H191ZM196 124H198V123H196ZM200 124H201V123H200ZM202 124H203V123H202ZM9 125H8V127H9ZM12 125H13V123H12ZM16 125H17V124H16ZM16 125H15V126H16ZM25 125H26V127L28 128V126H27V125H28V124H27V121H26V124H25ZM37 125H36V126H37ZM44 125H45V124H43V127H44ZM52 125H53V122H52ZM57 125H58V124H57ZM60 125H61V124H60ZM64 125H63V126H64ZM68 125H69V123H68ZM77 125H78V123H77ZM96 125H97V124H96ZM96 125H93V127H94V126L96 127ZM124 125L126 126V123H125ZM142 125H143V124H142ZM146 125H145V126H146ZM150 125H149V126H150ZM158 125H160V122H159ZM222 125H223V124H222ZM5 126H7V124H6ZM18 126H17V128H18ZM30 126H31V125H30ZM33 126H34V125H33ZM41 126H42V125H41ZM54 126H55V125H54ZM54 126H53V127H54ZM58 126H59V125H58ZM73 126H74V125H73ZM84 126H85V125H84ZM91 126H92V125H91ZM97 126H98V125H97ZM100 126H101V125H100ZM128 126H129V125H128ZM151 126H153V124H152ZM164 126H165V125H164ZM167 126H165V127L167 128ZM171 126H172V125H171ZM173 126H174V124H173ZM183 126H186V125H183ZM217 126H218V125H217ZM217 126H216V127H217ZM225 126H226V124H225ZM8 127H7V129H8ZM34 127H35V126H34ZM34 127H33V128H34ZM39 127H40V126H39ZM49 127H51V126H49ZM61 127H62V126H61ZM64 127H66V125H65ZM68 127H69V126H68ZM76 127H78V126H76ZM76 127H75V130L77 129ZM85 127H86V126H85ZM116 127H117V126H116ZM132 127H133V126H132ZM158 127H159V126H158ZM162 127H163V126H162ZM169 127H170V125H169ZM175 127L177 128V126H175ZM187 127H190L189 124L187 125ZM193 127H195V125H194ZM199 127H200V126H199ZM210 127H211V126H210ZM216 127H215V128H216ZM228 127H229V125H228ZM231 127H232V126H231ZM234 127H235V126H234ZM10 128H11V127H10ZM17 128H14V127H13V128H11V129H14V130H15V129H17ZM19 128H20V127H19ZM19 128H18V129H19ZM36 128H37V127H35V131H34V132H37V131H38V128H37V131H36ZM41 128H42V127H41ZM44 128H45V127H44ZM62 128H63V127H62ZM78 128L80 129V127H78ZM126 128H127V127H126ZM152 128H153V127H152ZM154 128H155V127H154ZM156 128H157V124H156ZM159 128H160V127H159ZM159 128H158V129H159ZM166 128H164V127L161 128V130L165 129V132H164L165 135L168 134L170 131L176 132V131H174L176 128L173 127L174 130H170L168 133H166V132H167V131H166ZM201 128H202V127H201ZM28 129L30 130V129H32V127H31V128L29 127ZM45 129H46V128H45ZM49 129H51V128H49ZM86 129H87V128H86ZM92 129H93V128H92ZM95 129H96V128H95ZM99 129H100V127H99ZM113 129H114V128H113ZM113 129H112V130H113ZM116 129H117V128H116ZM124 129H125V128H124ZM128 129H130V127L127 128V130H128ZM149 129H150V128H149ZM149 129L147 130V129L145 128V130L148 131V134H149ZM181 129H182V128H181ZM185 129H186V128L184 127V130H185ZM195 129H196V128H195ZM235 129H236V128H235ZM250 129H251V128H250ZM252 129H253V128H252ZM0 130H1V129H0ZM4 130H5V128H4ZM9 130H10V129H9ZM14 130H12V133H13L14 135H16V132H17L18 130H16V132H15ZM24 130H25V129H24ZM24 130H20V132H21V131L23 132ZM29 130H28V131H29ZM42 130H43V129H42ZM46 130H47V129H46ZM46 130H44V131L46 132ZM60 130H62V129H60ZM70 130H72V129L69 128V131H70ZM80 130H81V129H80ZM117 130H118V129H117ZM120 130H122V128H121ZM127 130H125V131L127 132ZM131 130H132L131 133H133V130H134V129H131ZM131 130H130V131H131ZM142 130H143V129H142ZM153 130H154V129H153ZM153 130L151 129L150 132L153 133ZM176 130H178V128H177ZM192 130H193V129H191L190 131H192ZM200 130H201V129H200ZM206 130H207V129H206ZM208 130H209V129H208ZM237 130H238V129H237ZM2 131H3V130H2ZM5 131L7 132V130H5ZM10 131H11V130H10ZM13 131H14L15 133H14ZM39 131H40V130H39ZM52 131H53L52 133L55 132V130H53V129H52ZM76 131H78V129H77ZM89 131H90V129H89ZM130 131H128V133H130ZM134 131H136V130H134ZM154 131H157V129L154 130ZM178 131H180V130H178ZM178 131H177V133L180 134ZM182 131H183V130H182ZM188 131H189V128H188ZM219 131H220V130H219ZM224 131H225V130H224ZM248 131H249V130H248ZM0 132H1V131H0ZM3 132H4V131H3ZM3 132H2V133H3ZM24 132H26V130H25ZM32 132H33V131H32ZM34 132H33V133H34ZM47 132H48V131H47ZM63 132H64V131H63ZM71 132H74V130H72ZM81 132H83V130H82ZM81 132H80V133H81ZM97 132H98V131H97ZM97 132H96V133H97ZM115 132H116V131H115ZM117 132L119 133V131H117ZM117 132H116V133H117ZM121 132H122V131H121ZM121 132H120V133H121ZM144 132H146V131H144ZM157 132H158V131H157ZM161 132H162V131H161ZM161 132H160V133H161ZM173 132H172V133H173ZM221 132H222V131H221ZM7 133H9V132H7ZM7 133H6V134H7ZM26 133H28V132H26ZM26 133H25V134H26ZM48 133H50V132H48ZM48 133H47L46 135H50V134H48ZM61 133H62V132H61ZM122 133L127 134V133H125L124 131H123ZM122 133H121V134H122ZM134 133H135V132H134ZM162 133H163V132H162ZM181 133H184V132H181ZM186 133H187V131H186ZM192 133H194V130H193ZM196 133H198V132H196ZM213 133H214V132H213ZM228 133H229V132H228ZM9 134H10V133H9ZM13 134H12V135H13ZM19 134H20V133H19ZM21 134H22V133H21ZM34 134H36V133H34ZM44 134H45V133H44ZM44 134H43V135H44ZM55 134H56V133H55ZM55 134H53L54 137H55ZM77 134H79V131H78ZM81 134H82V133H81ZM81 134H80V135H81ZM93 134H94V133H93ZM121 134H120V136H121ZM143 134H144V133H143ZM145 134H146V133H145ZM145 134H144V135H145ZM148 134H146V135H148ZM164 134H163V137L165 136ZM178 134H177V135H178ZM187 134H188V133H187ZM187 134H186V135H187ZM190 134H191V132H190ZM198 134H199V133H198ZM205 134H206V133H205ZM245 134H246V133H245ZM248 134H249V133H248ZM0 135H2V134H0ZM7 135H8V134H7ZM12 135H11V136H12ZM32 135H33V134H32ZM40 135L43 136V135H42V131H40ZM67 135H68V134H67ZM95 135H98V133L95 134ZM99 135H101V133H99ZM99 135H98V136H99ZM111 135H112V134H111ZM114 135H115V134H114ZM122 135H123V134H122ZM128 135L130 136V134H128ZM134 135H135V134H134ZM138 135H139V134H138ZM154 135H155V134H153V136L151 135V137H154ZM156 135H157V134H156ZM174 135H175V134H174ZM177 135H175V136L177 137ZM184 135H185V133H184ZM184 135H183V136H184ZM186 135H185V137H186ZM211 135H212V134H211ZM242 135H243V134H242ZM3 136H5V135L3 134ZM3 136H0V137H3ZM17 136H19V137H17V139H18V138H20V137L22 138V136H25V135L22 134V135H17ZM27 136H30V133H29V135H27ZM38 136H39V135H38ZM44 136H45V135H44ZM50 136H51V135H50ZM60 136H62V135H60ZM65 136H66V135H65ZM73 136H74V135H73ZM73 136H72V137H73ZM82 136H83V135H82ZM85 136H86V135H85ZM105 136H107V135H105ZM120 136H117V135H116V137H118V138H119ZM136 136H137V133H136ZM139 136H141V134H140ZM142 136H143V135H142ZM149 136H150V135H149ZM168 136L170 137V135H168ZM168 136L166 135V138H167V139L169 138ZM172 136H173V135H171V137H172ZM180 136H181V135H180ZM189 136H190V135H189ZM189 136H188V137H189ZM218 136H219V134H218ZM250 136H251V135H250ZM5 137H7V136H5ZM33 137H34V135H33ZM39 137H40V136H39ZM51 137H52V136H51ZM54 137H53L52 139H54ZM56 137H59V135L57 134ZM78 137H79V136H78ZM78 137H77V138H78ZM88 137H89V135H88ZM101 137H103V136L101 135ZM113 137H115V136H113ZM147 137H148V136H147ZM227 137H228V136H227ZM231 137H232V136H231ZM3 138H4V137H3ZM3 138H1L0 145L3 144V143H2V139H3ZM11 138H13V136H12ZM14 138H15V136H14ZM21 138H20V139H21ZM45 138H46V137H45ZM47 138H48V136H47ZM67 138H68V137H67ZM69 138H70V136H69ZM75 138H76V136H75ZM81 138H82V137H81ZM86 138H87V137H86ZM86 138H85V139H86ZM91 138H92V137H91ZM94 138H95V136H94ZM97 138H98V137H97ZM108 138H109V136H108ZM121 138H122V137H121ZM125 138H126V137H125ZM125 138L123 137L122 139H125ZM135 138H136V137H135ZM137 138H138V137H137ZM161 138H162V137H161ZM164 138H165V137H164ZM174 138H175V137H174ZM177 138H178V137H177ZM220 138H221V137H220ZM255 138H256V137H255ZM257 138H258V137H257ZM4 139H6V138H4ZM15 139H16V138H15ZM15 139H12V140H15ZM24 139H25V137H24ZM26 139H27V138H26ZM34 139H35V138H34ZM37 139H38V138H37ZM37 139H36V140H37ZM41 139H42V138H41ZM49 139H50V138H48L46 141H47V142H48V141H52V140H49ZM71 139H72V138H71ZM73 139H74V138H73ZM73 139H72V142H74ZM145 139H146V138H145ZM148 139H149V138H148ZM154 139H155V137H154ZM188 139H189V138H188ZM193 139H194V137H193ZM195 139H196V138H195ZM224 139H225V138H224ZM251 139H253V138H251ZM21 140H22V139H21ZM21 140H20V141H17V142L19 143V142H21ZM28 140H29V139H28ZM36 140H35V141H36ZM43 140H45L44 137H43ZM62 140H63V139H62ZM74 140H75V139H74ZM82 140H83V139H82ZM88 140H89V139H88ZM92 140H93V139H91L90 141H92ZM96 140H98V139H96ZM102 140H103V139H102ZM114 140H116V139H114ZM119 140H120V138H119ZM170 140H171V138H170ZM197 140H198V139H197ZM197 140H196V141H197ZM201 140H202V139H201ZM210 140H211V139H210ZM262 140H263V139H262ZM9 141H10V138H8L7 144L9 143ZM26 141H27V140H26ZM37 141L40 142V140H37ZM57 141H58V140H57ZM57 141H56V142H57ZM59 141H60V138H59ZM59 141H58V142H59ZM79 141H80V140H79ZM85 141H86V140H85ZM98 141H99V140H98ZM110 141H111V140H110ZM121 141H122V140H121ZM121 141H120V143H124V142H121ZM143 141H144V140H143ZM150 141H152V139H150ZM158 141L160 142V138H159ZM172 141H173V140H172ZM174 141H175V139H174ZM176 141L178 142V139H177ZM190 141H191V140H190ZM193 141H195V140H193ZM208 141H209V140H208ZM208 141H207V144H208ZM220 141H221V140H220ZM222 141H223V140H222ZM250 141H251V140H250ZM258 141H259V140H258ZM5 142H6V141H4V144H5ZM11 142H13V141H11ZM22 142H24V141L22 140ZM27 142H28V143L30 142L28 145L32 146V145H31V144H32L31 141H27ZM33 142H34V140H33ZM52 142H54V141H52ZM58 142H57L58 148H61V147H59V146L62 144V141H60V142H61L60 145H59ZM63 142H64V141H63ZM70 142H71V141H70ZM83 142H84V141H83ZM92 142H93V141H92ZM159 142H157V146H158V143H159ZM179 142H180V141H179ZM236 142H237V141H236ZM252 142H253V141H252ZM1 143H2V144H1ZM41 143H42V141H41ZM41 143H39V144L41 145ZM43 143H45V142H43ZM80 143H82V142H80ZM87 143H89V142H87ZM94 143H95V142H94ZM114 143H115V142H114ZM187 143H188V141H187ZM195 143H196V142H195ZM198 143H199V142H198ZM253 143H254V142H253ZM257 143H258V142H257ZM7 144H5V147L3 148V150L6 149V145H7ZM11 144H12V143H11ZM11 144L9 143V145H11ZM16 144H17V143H16ZM16 144H15V145H16ZM22 144H25V142L22 143ZM35 144L38 146L37 142H36ZM46 144H47V143H46ZM46 144H45V145H46ZM55 144H56V143H55ZM64 144H65V143H64ZM90 144H91V142H90ZM98 144H99V143H98ZM102 144H103V143H102ZM105 144H106V143H105ZM112 144H113V142H112ZM112 144H111V145H112ZM118 144H119V142H118ZM139 144H140V143H139ZM161 144H162V143H161ZM188 144H189V143H188ZM200 144H201V143H200ZM244 144H245V143H244ZM251 144H252V143H251ZM9 145H8V146H9ZM15 145H14V146H15ZM28 145H27V146H28ZM40 145H39V146H40ZM43 145H44V144H42V146H43ZM65 145H67V143H66ZM75 145H76V144H75ZM88 145H89V144H88ZM99 145H100V144H99ZM103 145H104V144H103ZM103 145H102V146H103ZM108 145H109V144H108ZM111 145H109V146L111 147ZM124 145H125V144H124ZM124 145L122 144V147L119 145V146L121 147L120 149H123V148H124ZM153 145H154V144H153ZM162 145H163V144H162ZM177 145H178V144H177ZM179 145H180V144H179ZM226 145H227V144H226ZM232 145H233V144H232ZM258 145H260V144H258ZM261 145H262V144H261ZM2 146H3V145H2ZM12 146H13V145H12ZM19 146H20V147L22 146L21 143H19ZM19 146L17 147V145H16L17 148H19ZM33 146H34V143H33ZM37 146H36V147H37ZM79 146H80V145L78 144V147H79ZM90 146H91V145H89V147H90ZM115 146H116V143H115ZM115 146H114V147H115ZM155 146H156V145H155ZM182 146H183V145H182ZM210 146H211V145H210ZM236 146H237V145H236ZM244 146H245V145H244ZM249 146H250V145H249ZM0 147H1V146H0ZM9 147H11V146H9ZM9 147H8V148H9ZM16 147H15V148L13 147V148L16 149ZM22 147H24V145H23ZM22 147H21V149H22ZM25 147H26V146H25ZM95 147H96V146L94 145V148H95ZM100 147H101V146H100ZM106 147H107V146H106ZM136 147H138V146H136ZM151 147H152V146H151ZM158 147H159V146H158ZM175 147H176V146L174 145V148H175ZM178 147H180V146H177L176 149H177ZM187 147L189 148V146H187ZM192 147H194V146L192 145ZM192 147H191V148H192ZM196 147L198 148V145H197ZM245 147H246V146H245ZM245 147H244V148H245ZM247 147H248V146H247ZM13 148L11 147V149H10V148H9V149L12 150ZM26 148H27V147H26ZM31 148H33V147H31ZM31 148H29V149L32 150ZM34 148H35V146H34ZM34 148H33V149H34ZM58 148L55 149V150L60 151V150H58ZM65 148H67V147H65ZM72 148H73V147H72ZM83 148H84V147H83ZM85 148H87V147H85ZM133 148H134V147H133ZM145 148H146V147H145ZM149 148H150V147H149ZM153 148H154V146H153ZM174 148H173V149H174ZM211 148H212V147H211ZM241 148H242V147H241ZM244 148H243V149H244ZM9 149H7V150H9ZM14 149H13V150H14ZM21 149H20V150H21ZM29 149H27V150H29ZM38 149H41V148L38 147ZM61 149H62V148H61ZM78 149H79V148H78ZM101 149H103V148H101ZM111 149H113V146H112ZM115 149H118V148H115ZM125 149H126V147H125ZM125 149L122 150V151L124 152L123 154H125V153L127 152V150H126V152H125ZM131 149H132V148H131ZM138 149H140V148H138ZM143 149H144V148H143ZM143 149H142V150H143ZM159 149H160V147H159ZM161 149H162V147H161ZM169 149H170V148H169ZM204 149H205V148H204ZM233 149H234V148H233ZM246 149H247V148H246ZM248 149H249V148H248ZM16 150H17V149H16ZM20 150H17L16 152H19ZM23 150H24V149H23ZM30 150H29V151H30ZM34 150H36V149H34ZM79 150H80V149H79ZM92 150H93V149H92ZM107 150H108V149H107ZM136 150H137V149H136ZM146 150H147V149H146ZM154 150H155V149H154ZM154 150H152V151H154ZM180 150H181V149H180ZM189 150H190V149H189ZM194 150H196V149H194ZM198 150H199V148H198ZM219 150H220V149H219ZM239 150H240V149H239ZM252 150H253V149H252ZM0 151H2V149H1ZM29 151H27V152H29ZM32 151H33V150H32ZM36 151H37V150H36ZM68 151H69V149H68ZM73 151H74V150H73ZM89 151H90V150H89ZM111 151H112V150H111ZM117 151H118V150H117ZM138 151H139V150H138ZM148 151H150V150H148ZM148 151H147V152H148ZM211 151H212V150H211ZM221 151H222V150H221ZM246 151H247V150H246ZM246 151H243V155H244V152H246ZM254 151H255V150H254ZM259 151H261V150H259ZM259 151H258V152H259ZM4 152H5V153H8V152H6V151H4ZM4 152H2V154H3ZM20 152H21V151H20ZM20 152H19V153H20ZM22 152H24V151H22ZM22 152H21V153H22ZM25 152H26V149H25ZM60 152H61V151H60ZM63 152H64V151H63ZM91 152L93 153V151H91ZM96 152H97V151H96ZM100 152H101V151L99 150V153H97V155H100V156H101ZM113 152H116V151H113ZM141 152H142V151H141ZM155 152H156V150H155ZM179 152H180V151H179ZM194 152H195V151H194ZM201 152H203V151H201ZM206 152H207V150H206ZM225 152H226V151H225ZM230 152H231V151H230ZM250 152H251V150H250ZM11 153H12V152H11ZM11 153H10V155H11ZM38 153H40V150H39ZM42 153H43V152H42ZM42 153H41V154H38V155L36 154L35 156H37V158H38L39 155L42 156ZM54 153H56V152L54 151ZM58 153H59V152H57V155H59ZM64 153H65V152H64ZM94 153H95V151H94ZM102 153H103V152H102ZM116 153H117V152H116ZM116 153H115V154H116ZM139 153H140V151H139ZM139 153H138V154H139ZM145 153H146V152H145ZM153 153H154V152H153ZM160 153H161V152H160ZM169 153H170V152H169ZM172 153H173V152H172ZM172 153H170V155H172ZM192 153H193V152H192ZM246 153H247V152H246ZM8 154H9V153H8ZM8 154H7V155L4 154L3 156H5V155L8 156V160H9L10 155H8ZM15 154H16V156L18 155V153H15ZM27 154H28V153H27ZM29 154H30V152H29ZM31 154H32V153H31ZM33 154H34V153H33ZM60 154H61V153H60ZM90 154H91V153H90ZM95 154H96V153H95ZM118 154H119V153H118ZM130 154H131V153H130ZM130 154H129V156H130ZM141 154H142V153H141ZM148 154H149V152H148ZM150 154L152 155L151 152H150ZM155 154H157V153H155ZM161 154H162V153H161ZM176 154H177V152H176ZM189 154H190V153H189ZM195 154H196V153H195ZM209 154H210V153H209ZM217 154H218V153H217ZM255 154H256V153H255ZM0 155H1V154H0ZM20 155H21V154H19L18 156H20ZM22 155H23V154H22ZM24 155H26V154H24ZM43 155H44V154H43ZM46 155H47V154H46ZM46 155H45V156H46ZM57 155H56V156H57ZM113 155H114V154H113ZM120 155L122 156V154H120ZM179 155H181V154H179ZM179 155H178V157H179ZM183 155H184V154H183ZM205 155H206V154H205ZM248 155H249V154H248ZM11 156H13V155H11ZM27 156H28V155H27ZM45 156H44V157H45ZM56 156H55V157H56ZM59 156H60V155H59ZM59 156H58V158H59ZM63 156H64V155H63ZM65 156H66V155H65ZM94 156H95V155H94ZM109 156H111V155H109ZM125 156H126V154H125ZM129 156H128V157H129ZM144 156H145V155H144ZM146 156H147V155H146ZM176 156H177V155H176ZM229 156H230V155H229ZM245 156H246V154H245ZM14 157H15V155H14ZM14 157H13V158H14ZM28 157H29L28 159H30L29 161H30V163H31L32 161H31L30 155H29ZM33 157H34V155L32 156V158H33ZM44 157H43V159L46 158V157H45V158H44ZM49 157H50V156H49ZM52 157H54V154H53V156H51V158H52ZM71 157H72V156H71ZM73 157H74V156H73ZM91 157H92V155H91ZM96 157H97V156H96ZM102 157H103V156H102ZM104 157H105V156H104ZM111 157H112V156H111ZM149 157H150V156H149ZM161 157H162V156H161ZM173 157H174V156H173ZM202 157H203V156H202ZM239 157H240V156H239ZM262 157H263V155H262ZM4 158H5V157H4ZM11 158H12V157H11ZM13 158H12V159H13ZM15 158H16V157H15ZM15 158H14V164H15V161H16ZM17 158H18V157H17ZM41 158H42V157H41ZM58 158H56V160H57ZM60 158H61V157H60ZM69 158H70V157H69ZM75 158H76V157H75ZM77 158H78V157H77ZM79 158H81V157H79ZM79 158H78V159H79ZM98 158H99V156H98ZM113 158H114V156H113ZM115 158H116V157H115ZM118 158H119V157H118ZM141 158H142V157H141ZM154 158H155V157H154ZM154 158H153V159H154ZM170 158H171V157H170ZM170 158H169V159H170ZM176 158H177V157H176ZM176 158H175V159H176ZM212 158H213V157H212ZM218 158H219V157H218ZM227 158H228V157H227ZM247 158H248V156H246V159H247ZM0 159H2L1 156H0ZM12 159H11V160H12ZM18 159L20 160V157H19ZM18 159H17V160H18ZM22 159L24 160L25 157L22 158ZM35 159H36V158H35ZM49 159H50V158H49ZM64 159H65V158H64ZM64 159H63V160H64ZM81 159H82V158H81ZM93 159H94V157H93ZM106 159H107V157H106ZM108 159H109V158H108ZM125 159H126V158H125ZM127 159H128V158H127ZM131 159H132V158H131ZM131 159H130V160H131ZM151 159H152V158H151ZM160 159H161V158H160ZM200 159H201V158H200ZM222 159H223V158H222ZM222 159H221V160H222ZM6 160H7V157H6ZM6 160H5V161H6ZM8 160H7V161H8ZM25 160H26L25 162L29 163V161H27V158H26ZM41 160H42V159H41ZM41 160H40V161H41ZM53 160H54V159H53ZM61 160H62V159H61ZM67 160H68V158H67ZM67 160H66V162H67ZM86 160H87V159H86ZM95 160H96V158H95ZM98 160H99V159H98ZM103 160H105V159H103ZM103 160H102V161H103ZM110 160H111V159H110ZM110 160H109V161H110ZM123 160H124V159H123ZM128 160H129V159H128ZM128 160H127V162H128ZM133 160H134V159H133ZM135 160H136V159H135ZM158 160H159V159H158ZM192 160H193V159H192ZM239 160H240V159H239ZM243 160H244V159H243ZM253 160H254V159H253ZM255 160H256V159H255ZM2 161H4V160H2ZM5 161H4V162H5ZM21 161H22V160H21ZM33 161H34V158H33ZM43 161L46 162V160H43ZM54 161H55V160H54ZM54 161H53V162H54ZM64 161H65V160H64ZM80 161H81V160H80ZM84 161H85V160H84V158H83V162H84ZM89 161L92 162L93 160H92V161H91V160H88L87 162H89ZM96 161H97V160H96ZM102 161H101V162H102ZM137 161H138V160H137ZM162 161H163V160H162ZM162 161H161V162H162ZM178 161H179V159H178ZM199 161H200V160H199ZM202 161H203V160H202ZM209 161H210V160H209ZM219 161H220V160H219ZM232 161H233V160H232ZM244 161H245V160H244ZM249 161H250V160H249ZM9 162H10V160H9ZM9 162H8V163H9ZM19 162H20V161H19ZM19 162H16V163L19 164ZM38 162H39V159L37 160L36 163H38ZM45 162H44V163H45ZM50 162H51V160H50ZM56 162H57V161H55V163H56ZM62 162H63V161H62ZM62 162H61V163H62ZM72 162H73V161H72ZM127 162H126V163H127ZM129 162H130V161H129ZM129 162H128V164H129ZM132 162H134V161H132ZM132 162H130L131 165L134 164V163H136V161H135L134 163H132ZM139 162H140V160H139ZM139 162H138V163H139ZM161 162H160V163H161ZM196 162H197V161H196ZM203 162H204V161H203ZM238 162H239V161H238ZM250 162H251V161H250ZM10 163H12V162H10ZM10 163H9V164H10ZM39 163H42V161L39 162ZM46 163H47V162H46ZM58 163H59V162H57L56 164L58 165ZM84 163H85V162H84ZM84 163H82V164H84ZM93 163H95V162H93ZM93 163H92V164H93ZM103 163H105V162H102V164H103ZM116 163H117V162H116ZM123 163H124V162H123ZM180 163H181V161H180ZM188 163H189V162H188ZM199 163H200V162H199ZM205 163H207V162H205ZM217 163H218V162H217ZM221 163L223 164V162H221ZM230 163H231V161H230ZM232 163H234V162H232ZM254 163H255V162H254ZM1 164H2V162L0 163V167H1ZM14 164H13V166H14ZM18 164H16V165H18ZM20 164H25V163H24V161H23V163H20ZM31 164H32V163H31ZM31 164H29V165H31ZM47 164H48V163H47ZM47 164H45L44 167H46ZM65 164H66V166H67V163H65ZM78 164H79V163H78ZM87 164H88V163H87ZM87 164H85V165H87ZM92 164H91V165H90V163L88 164L89 167H90V168H88V170L91 169ZM128 164H127V165H128ZM130 164H129V165H130ZM163 164H164V163H163ZM210 164H211V163H210ZM210 164H209V165H210ZM224 164H226V163H224ZM239 164H241V163H239ZM262 164H263V163H262ZM2 165H3V164H2ZM4 165H5L6 167L8 166V165H6V164H4ZM25 165H27V166L30 168V166H29L28 164H25ZM38 165H39V166H36L35 164H34V165L32 164L31 167H32V166H34V167L36 166V168L38 167V169H39L41 164H38ZM60 165H61L60 167H59V165H58L59 169L62 167V164H60ZM68 165H69V164H68ZM70 165L72 166V164H70ZM88 165H87V166H88ZM94 165H96V164H94ZM108 165L111 166V164H109V163H108ZM129 165H128V166H129ZM134 165H135V164H134ZM165 165L168 166L167 163H166ZM173 165H174V164H173ZM216 165H217V164H216ZM227 165H228V164H227ZM237 165H238V164H237ZM241 165H242V164H241ZM5 166H4L3 168H5ZM10 166H12V164L9 165V167H10ZM18 166H19V165H18ZM18 166H17V168H18ZM20 166H23V165H20ZM48 166H49V165H47L46 168H48V170H50L49 168L52 166V163H51V166H49V167H48ZM54 166L57 168L56 165H54ZM54 166H53V167H54ZM87 166H84V167H87ZM101 166H102V165H101ZM119 166H122V163L119 164ZM200 166H201V165H200ZM220 166H221V165H220ZM233 166H234V165H233ZM249 166H250V165H249ZM9 167H8V168H9ZM25 167H26V166H25ZM41 167H43V166L41 165ZM55 167H54V168H55ZM108 167H109V166H108ZM108 167H107V169H108ZM111 167H112V166H111ZM133 167H134V166H133ZM188 167H189V166H188ZM202 167H203V166H202ZM210 167H212V166H210ZM256 167H257V166H256ZM11 168H12V167H11ZM11 168H9V169H11ZM14 168H16V167L14 166ZM14 168H13V169H14ZM19 168H20V167H19ZM29 168H28V171L31 169V168H30V169H29ZM46 168H45V170H46ZM69 168H71V167H69ZM69 168H67V169H69ZM72 168H73V166H72ZM78 168H79V167H78ZM78 168H75V169L77 170ZM93 168H94V167H93ZM98 168H99V167H98ZM103 168H104V167H103ZM123 168H124V167H123ZM127 168H128V167H127ZM129 168H132V167L129 166ZM129 168H128V169H129ZM134 168H136V167H134ZM137 168H138V164H137ZM208 168H209V167H208ZM216 168H217V167H216ZM225 168H226V170H227L228 166L226 167V165H225L224 169H225ZM246 168H247V167H246ZM248 168H249V167H248ZM258 168H259V167H258ZM258 168H257V169H258ZM13 169H12V171L14 172ZM40 169H41V168H40ZM42 169H43V168H42ZM42 169H41V171H42ZM61 169H62V168H61ZM65 169H66V168H65ZM73 169H74V168H73ZM73 169H72L71 172H74ZM83 169H84V168H82L81 171H83ZM85 169H86V168H85ZM99 169H101V167H100ZM114 169H115V168H114ZM168 169H169V168H168ZM171 169H172V168H171ZM174 169H175V168H174ZM174 169H173V170H174ZM180 169H181V168H180ZM184 169H185V168H184ZM210 169H211V168H210ZM220 169H221V167H220ZM224 169L222 168V169H221V172H222V170H224ZM235 169H236V168H235ZM237 169H238V168H237ZM18 170H19V169H18ZM20 170H21V169H20ZM23 170H24V168H23ZM25 170H26V169H25ZM57 170H58V169H57ZM70 170H71V169H70ZM70 170H69V171H70ZM94 170H95V169H94ZM119 170H120V168H119ZM119 170H116V171L122 173L121 171H122L123 169H121V171H119ZM125 170H127V169H125ZM125 170H124V171H125ZM131 170L133 171L134 169H131ZM131 170H130V171H131ZM191 170H192V168H191ZM199 170H200V169H199ZM211 170H212V169H211ZM215 170H217V169H215ZM226 170H225V171H226ZM230 170H231V168H230ZM241 170H242V169H241ZM15 171H16V170H15ZM32 171H33V170H32ZM34 171H36V170L34 169ZM53 171H54V170L52 169V171H51V172L49 171V172H50V173H54L55 171H54V172H53ZM60 171H61V170H60ZM78 171H79V170H77V172H78ZM104 171H105V170H104ZM107 171H109V170H107ZM107 171H106V172H107ZM116 171H115V172H116ZM202 171H203V168H202ZM0 172H1V171H0ZM8 172L11 173L10 170H8ZM17 172H18V171H17ZM20 172H21V171H20ZM22 172H23V171H22ZM22 172H21V174H22ZM26 172H27V170L24 171V175H25ZM29 172H30V171H29ZM39 172H40V171L37 170V173H38V174H39ZM47 172H48V171H47ZM49 172H48V173H49ZM63 172H65V171L63 170ZM84 172H87V171H84ZM89 172H90V171H89ZM126 172H129V171H126ZM198 172H200V171H198ZM212 172H213V171H212ZM214 172H216V171H214ZM218 172H219V171H217V173H218ZM227 172H229V171L227 170ZM230 172L232 173V171H230ZM230 172H229V173H230ZM233 172H234V171H233ZM235 172H236V171H235ZM235 172H234V174H235ZM239 172H240V171L238 170V172H236V174H238ZM252 172H253V170H252ZM4 173H5V171H4ZM9 173H8V174H9ZM27 173H28V172H27ZM30 173L33 174L32 172H30ZM35 173H36V172H35ZM40 173H41V172H40ZM43 173H44V172H43ZM48 173H47V174H48ZM92 173H93V172H92ZM99 173H100V172H99ZM103 173H105V172H103ZM113 173H114V172H113ZM222 173H225V172L223 171ZM222 173H220V174L222 175ZM243 173H244V172H243ZM243 173L241 172L239 176H241ZM245 173H246V172H245ZM247 173L249 174V172H247ZM0 174H1V173H0ZM12 174H13V173H12ZM12 174H9V175L11 176ZM14 174H15V173H14ZM19 174H20V173H19ZM55 174H56V173H55ZM57 174L60 175V174H62V173H58V172H57ZM57 174H56V176H58ZM70 174H72V173H70ZM73 174L75 175V172H74ZM77 174H78V173H76V176H75L74 178L71 177V179H75V178L77 177ZM97 174H98V173H97ZM106 174H107V173H106ZM106 174H105V176H106ZM173 174H174V173H173ZM248 174H247V175H248ZM256 174H257V173H256ZM259 174H260V173H259ZM263 174H264V173H263ZM41 175H42V174H41ZM43 175H44V174H43ZM49 175H50V174H49ZM63 175H65V174H63ZM74 175H73V176H74ZM83 175H84V174H83ZM114 175H116V173H115ZM117 175H118V174H117ZM130 175H131V174H130ZM214 175L216 176L217 174H214ZM232 175H233V174H230L231 177H232ZM249 175H250V174H249ZM249 175H248V176H249ZM251 175H252V173H251ZM0 176H2V178H4L3 175H0ZM6 176H7V175H6ZM18 176H19V175H17V176L14 175V177H17L18 179H19V178L21 179V176H20V177H18ZM26 176H29V177H30L31 175L26 174ZM34 176H36V175H34ZM37 176H38V175H37ZM37 176H36L35 180H38L37 178L40 177V175H39V177H37ZM47 176H48V175H47ZM52 176H53V174H52ZM78 176H79V175H78ZM80 176H81V175H80ZM84 176H85V175H84ZM93 176H95V174H94ZM93 176H92V177H93ZM108 176H109V175H108ZM123 176H124V175H123ZM125 176H128V175L126 174ZM151 176H152V175H151ZM171 176H172V175H171ZM183 176H184V175H183ZM211 176H212V177H211ZM215 176H213V174L210 175L209 172H208V174H207L206 171H205L204 173H203V172L198 173L197 176H195L194 180L192 179L193 182H192L191 184L193 185L194 189L196 188V189L200 190V192L198 191L199 194H200V193L202 194V195H201V196H203L202 198L205 197V199L202 201L203 206L201 205V209H200L199 211H197V210H195V209H198V205H196L197 202H195V200L197 199V198H196L197 196L199 197V194H198V195L196 194L197 196H196V197L194 196V199H195V198H196V199L193 200L194 203H193V201H192V203H193L192 206L194 207V204L196 203V204H195V205H196L195 207H197V208L194 207L195 209H193L192 206L190 207L191 209L195 210L196 212L193 211V212H187V213H186V215H188V217H189V215H191V216H190L191 218L189 217L190 220H191V223H190V224H192L191 227H190V229L192 230V229L196 228L197 231H198V233H199V232H202V233L199 234V235L196 234L195 237H194V236H193V237L191 236V237L193 238V239H192V242H193V245L195 246L194 248H196V249H200V250H205V248L207 247V245H208L209 243H212V244H213V242L217 243L219 240H222V239H224L225 237H228L229 240H230V242H231V244H232V246L230 245V248H228V247H225V248H222V249L219 248L220 250H219L217 253H215V255L213 254V251H211V250L209 249L210 252H212L214 258L217 257L215 263H213V264H243V263H244V264H248L247 262H248L249 260L246 261L247 258L245 259L246 262H244V258H245V256L247 255V253H249V255H251V254H253V253H254V254H256V253L258 254V251L255 252L254 249H250L251 252H247V250H246L245 247H244L245 245H243L245 242H244V243L242 242V246H241V245H239V244L233 242V240L231 239L230 235H229L228 233H226V232H223V231H218V235H219V237H221V236H220V234H221L222 236H224V238H222V239H221V238H218L219 240H218L217 242H216V241L209 242V241L213 240L212 237H213L214 235H215L214 237H216V234H217V233H216V231L214 232V230H217V229H215L216 224H219L220 222H222V221L224 220V217H226V219H228L229 217L227 218V216H230V214L232 213L234 216H235V215H238V216H236V217H234V218H231V219L229 218L230 220H235L236 218H239V220H243V222H244V224H243L244 226L242 225V227H240V228H241V229H240L241 237L244 239L243 241H245V239H246V238H244V236L242 235L243 233H245V237H248V236H249L250 239H253V240H258V237H263V239H261V240L263 241V243L261 242V244H262L261 247L264 249V203H262V201H260V200L262 199V196L264 195V189H262V188H260L261 190L258 189V190H260V191H258V190H254V188L256 187V186H255V187L253 188L252 191H251V190L247 191V189H249V188H247V189L244 188V189H246V191H247V192H246V191L243 190V188H242V190L245 191L246 193H244V192L241 193L242 190L240 191L239 188H237V187H236L237 189L234 188L235 186H239V187H240V185H242L240 181L236 180V178L233 179L235 182H234V181H233L234 183L232 182V183H233V186H234V184H235L234 187H232V185L229 187V184H228V187H227V185L225 184V187H226V188H224V183L227 181V179L224 180V181H222V182L219 184L218 181L216 182V180H215L216 177H215ZM218 176H219V175H218ZM218 176H217V177H218ZM230 176H229V177H230ZM233 176H234V175H233ZM12 177H13V175H12ZM14 177H13V178H14ZM31 177H32V176H31ZM31 177H30V179H31ZM43 177H44V176H43ZM43 177L41 176L42 181H44V178H43ZM45 177H46V172H45ZM50 177H51V175H50ZM50 177H49V178H50ZM69 177H70V176H67V178H69ZM89 177H90V176H89ZM103 177H104V176H103ZM109 177H110V176H109ZM114 177H115V176H114ZM114 177L111 176V178H113V179H114ZM169 177H170V176H169ZM188 177H189V176H188ZM225 177H226V176H225ZM225 177H224V178H225ZM244 177H246V176H244ZM244 177L242 176L241 178L244 179ZM263 177H264V176H263ZM6 178H8L7 180H10V179H11V178L9 179V177H6ZM6 178H4V179H6ZM13 178H12V179H13ZM25 178H26V177H25ZM25 178H24V176H23V178L21 179V181H20V180H17V181H18V182H22V180H24ZM27 178H28V177H27ZM27 178H26V179H27ZM55 178H56V177H55ZM82 178H83V176H82ZM86 178H88V176H87ZM111 178H107V180H108V179H111ZM115 178H116V177H115ZM117 178H119V177H117ZM123 178H124V177H123ZM131 178H132V177H131ZM151 178H152V177H151ZM174 178H176V177L174 176ZM185 178H186V177H185ZM211 178H212V179H211ZM226 178H227V177H226ZM237 178H238V177H237ZM239 178H240V177H239ZM248 178H249V177H247V178H245V179L247 180ZM260 178H262V177L260 176L259 179H260ZM14 179H16V178H14ZM26 179H25V180H26ZM28 179H29V178H28ZM30 179H29V180H30ZM33 179H34V178H33ZM46 179H48V178H46ZM50 179H51V178H50ZM57 179H58V178H56V180H57ZM61 179H62V178H61ZM80 179H81V178H80ZM90 179H91V178H90ZM104 179H105V178H104ZM119 179H120V178H119ZM119 179H118V180H119ZM126 179H127V178H126ZM178 179H179V178H178ZM181 179H182V178H181ZM229 179H230V178H229ZM229 179H228V180H229ZM245 179H244V180H245ZM29 180L26 181L27 183H25V181H23V183H24V184H28V183H29ZM35 180H34V181H35ZM39 180H40V178H39ZM51 180H52V179H51ZM51 180H49V182H51ZM59 180H60V179H59ZM59 180H58V181H59ZM65 180H66V179H65ZM77 180H78V178H77ZM101 180H102V179H101ZM101 180H100V181H101ZM116 180H117V179H116ZM124 180H125V179H123V181H124ZM140 180H141V179H140ZM166 180H167V179H166ZM187 180H189V179H187ZM217 180H218V179H217ZM239 180H240V179H239ZM12 181H16V180H12ZM30 181H32V179H31ZM47 181H48V180H47ZM52 181L54 182L55 179L53 178ZM58 181H57V182H58ZM60 181H61V180H60ZM68 181H69V180H68ZM70 181H71V180H70ZM72 181H73V180H72ZM100 181L98 182V184L100 183ZM103 181H104V180H103ZM114 181H115V180H114ZM114 181H113V182H114ZM123 181H121V182H123ZM131 181H132V180H131ZM167 181H168V180H167ZM178 181H180V180H178ZM249 181H250V180H249ZM251 181H252V180H251ZM256 181H257V180H256ZM9 182H10V181H9ZM32 182H33V181H32ZM32 182L30 183V185L32 184ZM37 182H38V181H37ZM40 182H41V180H40ZM40 182H39V183H40ZM45 182H46V180H45ZM45 182H43V183H45ZM53 182H52V183H53ZM57 182H56V183H57ZM62 182H64V181H62ZM62 182H59V183L61 184ZM74 182H75V180H74ZM91 182H92V179H91ZM93 182H94V180H93ZM215 182H216V183H215ZM245 182H247V181H245ZM253 182H254V181H253ZM257 182H258V181H257ZM260 182H261V181H260ZM4 183H5L4 180H2L1 177H0V199H1L2 197H6V194H7V193H6L7 190H6V187H5V184H4ZM10 183H11V182H10ZM10 183H8L9 186H10ZM14 183H15V182H14ZM14 183H13V184H14ZM34 183H35V182H34ZM34 183H33V184H34ZM39 183H38V184H39ZM43 183H42V184H43ZM46 183H48V182H46ZM59 183H58V184H59ZM71 183H72V182H71ZM71 183L69 182V185H70ZM77 183H79V182H77ZM86 183H87V182H86ZM89 183H90V181H89ZM102 183H103V182H102ZM102 183H101V184H102ZM105 183H106V182H105ZM116 183H117V182H116ZM132 183H135V182L133 181ZM136 183H139V182L137 181ZM143 183H144V182H143ZM143 183H142V184H143ZM163 183H164V182H163ZM217 183H218L219 185H217ZM232 183H230V184H232ZM242 183H243V182H242ZM263 183H264V181H263ZM263 183H262V184H263ZM8 184L6 183V185H8ZM33 184H32V185H33ZM35 184H36V183H35ZM50 184H51V183H49V185H50ZM63 184H66V183H63ZM67 184H68V183H67ZM106 184H108V186H110V183H106ZM112 184H113V183H112ZM117 184H118V183H117ZM140 184H141V183H140ZM154 184H155V183H154ZM164 184H165V183H164ZM164 184H163V185H164ZM170 184H171V183H170ZM191 184H190V185H191ZM246 184H247V183H246ZM14 185H15V184H14ZM28 185H29V184H28ZM28 185H27V186H28ZM47 185H48V184H47ZM52 185H54V184H52ZM80 185H81V184H80ZM84 185H86V184H83V187H85ZM90 185H91V184H90ZM103 185H104V183H103ZM118 185H119V184H118ZM118 185H117V186H118ZM125 185H127V184H125ZM136 185H137V184H136ZM143 185H144V184H143ZM151 185H152V184H151ZM158 185H160V184H158ZM161 185H162V184H161ZM249 185H251V183H250ZM258 185H259V184H258ZM9 186H7V187H9ZM33 186H34V185H33ZM60 186H61V185H60ZM78 186H79V185H78ZM98 186H99V185H98ZM100 186H101V185H100ZM105 186H106V185H105ZM108 186H107V187H108ZM128 186H130V185H128ZM128 186H125V187L129 188ZM140 186H141V185H140ZM145 186H146V185H145ZM155 186H156V185H155ZM182 186H183V185H182ZM243 186H245V185H242V187H243ZM11 187H12V186H11ZM15 187H16V186H15ZM29 187H30V186H29ZM31 187H32V186H31ZM37 187H38V186H37ZM42 187H43V186H42ZM55 187H58V186H55ZM55 187H54V188H55ZM66 187H67V186H66ZM66 187H65V188H66ZM73 187H75V184H73ZM76 187H77V186H76ZM86 187H87V186H86ZM86 187H85V188H86ZM89 187H90V186H89ZM96 187H97V186H96ZM133 187H134V186H133ZM135 187H136V186H135ZM142 187H143V186H142ZM198 187H200L201 189H199ZM247 187H249V186H247ZM252 187H253V186H252ZM26 188H27V187H26ZM46 188H47V186H46ZM48 188H49V187H48ZM50 188H51V187H50ZM50 188H49V189H50ZM80 188H81V189H80ZM80 188H79V190H81V195H82V190H83V189H82V187H80ZM99 188H100V187H99ZM112 188H113V187H110L108 190H110V189H112ZM117 188H118V187H117ZM138 188H139V187H138ZM138 188H136V189L138 190ZM152 188H153V187H152ZM164 188H165V187H164ZM174 188H175V187H174ZM185 188H187V187H185ZM190 188H191V187H190ZM190 188L188 187V190H187L188 192H189V189H190ZM240 188H241V187H240ZM15 189H16V188H15ZM42 189H44V188H42ZM52 189H53V187H52ZM71 189H72V188H71ZM91 189H92V188H91ZM101 189H102V187H101ZM104 189H105V188H104ZM113 189H114V188H113ZM123 189H124V185H123ZM125 189H126V188H125ZM140 189H141V188H140ZM171 189H172V188H171ZM183 189H184V188H183ZM250 189H251V188H250ZM54 190H55V189H54ZM61 190H62V189H61ZM66 190H67V188H66ZM77 190H78V189H77ZM85 190H86V189H85ZM85 190H84V192H85ZM87 190H88V189H87ZM102 190H103V189H102ZM106 190H107V188H106ZM192 190H193V189H192ZM22 191H23V190H22ZM22 191H21V192H22ZM35 191H36V188H35ZM44 191H45V190H44ZM44 191H43V192H44ZM46 191H47V190H46ZM56 191H57V190H56ZM71 191H73V189H72ZM93 191H94V189H93ZM117 191H118V190H117ZM125 191H126V190H125ZM125 191H123V193H124ZM135 191H136V190H135ZM158 191H159V190H158ZM160 191H161V190H160ZM176 191H177V190H176ZM178 191H179V190H178ZM178 191H177V192H178ZM193 191H194V190H193ZM193 191H190L191 193H188V195H190V196L194 195L195 191H194V192H193ZM196 191H197V190H196ZM23 192H24V191H23ZM49 192H50V191L48 190V193H49ZM57 192H58V191H57ZM66 192H68V190H67ZM66 192H65V193H66ZM74 192H76V191H73V193H74ZM96 192H97V191H96ZM103 192H104V190H103ZM106 192L108 193V191H106ZM114 192H115V191H114ZM150 192H151V191H150ZM39 193H40V192H39ZM46 193H47V192H46ZM46 193H45V194H46ZM53 193H55V192L53 191ZM58 193H60V189H59V192H58ZM61 193H64V192L62 191ZM71 193H72V192H71ZM87 193H88V192H87ZM94 193H95V192H94ZM109 193H110V192H109ZM109 193H108V194H109ZM127 193H128V192H127ZM132 193H134V192H132ZM155 193H156V192H155ZM165 193H166V192H165ZM29 194H30V193H29ZM31 194H32V193H31ZM42 194H43V193H42ZM42 194H41V195H42ZM49 194H50V193H49ZM56 194H57V193H56ZM66 194H68V193H66ZM78 194H79V193H77V195H78ZM103 194H104V193H103ZM103 194H102V196H103ZM116 194H117L116 197L119 196V195H118L119 193H116ZM125 194H126V193H125ZM179 194H180V193H179ZM179 194H178V195H179ZM36 195H37V194H36ZM62 195H64V194H62ZM62 195H60V196H62ZM69 195H70V193H69ZM75 195H76V194H75ZM87 195H88V194H87ZM92 195H93V194H92ZM95 195L98 196L97 193H96ZM110 195H112V194H110ZM110 195H109V197H110ZM138 195H139V194H138ZM144 195H145V194H144ZM154 195H157V194H154ZM169 195H170V193H169ZM171 195H172L171 197L174 199V196H173L172 193H171ZM174 195H176V194H174ZM178 195H177V196H178ZM182 195H184V194H182ZM185 195H187V193H186ZM25 196H26V195H25ZM39 196H40V195H39ZM42 196H43V195H42ZM44 196H45V195H44ZM47 196H48V195H47ZM54 196H55V195H54ZM82 196H84V194H83ZM85 196H86V195H85ZM114 196H115V195H114ZM126 196H127V194H126ZM128 196H130V195H128ZM140 196H141V194H140ZM151 196H152V195H151ZM165 196L168 197L166 194H165ZM165 196H164V197H165ZM177 196H175V199H174V200H175V203H176V202H179V201L176 199ZM8 197H9V196H8ZM55 197H56V196H55ZM55 197H54V199H55ZM66 197H67V195H65L64 198H66ZM86 197H87V196H86ZM93 197H94V196H93ZM105 197H106V196H105ZM112 197H113V195H112ZM119 197H120V196H119ZM132 197H134V196H132ZM161 197H162V196H161ZM166 197H165V198H166ZM180 197H182V196H180ZM180 197L178 196V199H179ZM186 197H187V196H185L184 198H186ZM252 197H255V198H256V201H255V203L252 205V207H249L248 204H249L250 202H248V201H249V200H252ZM10 198H11V197H10ZM45 198H47V197H45ZM45 198H43V199H45ZM59 198H60V197H59ZM70 198H71V197H70ZM70 198H69L68 200H70ZM79 198H80V197H79ZM87 198H88V197H87ZM90 198H92V196H91ZM96 198H97V197H96ZM99 198H100V197H99ZM110 198H111V197H110ZM110 198H109V200H110ZM120 198H121V197H120ZM125 198H126V197H125ZM142 198H143V197H142ZM147 198H148V197H147ZM169 198H170V197H168V199H169ZM172 198H171V199H172ZM191 198H192V197H191ZM39 199H41V197H40ZM39 199H37V200H39ZM60 199H61V198H60ZM60 199H59V200H60ZM73 199H74V198H73ZM81 199H82V198H81ZM83 199H84V197H83ZM92 199H93V198H92ZM102 199H103V198L101 197V200H102ZM131 199H132V198H131ZM144 199H145V198H144ZM144 199H143V200H144ZM154 199H155V198H154ZM166 199H167V198H166ZM173 199H172V200H173ZM192 199H193V198H192ZM206 199H207V200H206ZM32 200H33V199H32ZM63 200H65V199H63ZM68 200H65V201L68 202ZM87 200L89 201V199H87ZM104 200H105V201L102 200V202H106V199H104ZM117 200H118V199H117ZM117 200H115V201H117ZM121 200H123V199L121 198ZM121 200H120V201H121ZM125 200H126V199H125ZM137 200H138V199H137ZM143 200H142V201H143ZM159 200H160V199H159ZM162 200H164V199L162 198ZM179 200H181V201H180L181 203H182V201H185V199H184V200L179 199ZM187 200H188V199H186V201H187ZM201 200H202L201 198H200V200H198V204L200 203L199 201H201ZM12 201H13V200H12ZM49 201H50V200H49ZM51 201H53V200H51ZM54 201H55V200H54ZM54 201H53V202H54ZM60 201H62V200H60ZM65 201H63V202H65ZM70 201H71V200H70ZM70 201H69V202H70ZM72 201H73V200H72ZM72 201H71V202H72ZM76 201H77V200H76ZM76 201L73 202L74 206H75ZM85 201H86V200H85ZM95 201H96V200H95ZM112 201H113V199H112ZM115 201H114V203H111V204H115ZM123 201H124V200H123ZM123 201H122V202H123ZM153 201H154V200H153ZM160 201H161V200H160ZM164 201H165V200H164ZM168 201H169V200H168ZM168 201H167V202H168ZM189 201H191V199H190ZM205 201L207 202V204H206ZM258 201H260L261 203H259ZM9 202H11V200H10ZM17 202H18V201H17ZM29 202H30V200H29ZM40 202H41V200H40ZM58 202H59V201H58ZM69 202H68V203H69ZM78 202H79V201H78ZM109 202H110V201H109ZM161 202H162V201H161ZM247 202H248V203H247ZM4 203H5V202H4ZM18 203H19V202H18ZM35 203H36V201H35ZM43 203H44V202H43ZM46 203H48V201L45 202L44 204H46ZM56 203H57V201H56ZM56 203H55V204H56ZM61 203H62V202H61ZM61 203H60V204H61ZM79 203H81V202H79ZM91 203H92V202H91ZM107 203H108V202H107ZM136 203H138V202H136ZM149 203H150V201H149ZM153 203H154V202H153ZM159 203H160V202H159ZM169 203H170V202H169ZM169 203H168V204H169ZM171 203H172V202H171ZM171 203H170V204H171ZM185 203H186V202H185ZM188 203H189V202H187L186 204H188ZM190 203H191V202H190ZM192 203H191V204H192ZM30 204H31V203H30ZM36 204H37V203H36ZM41 204H42V202H41ZM41 204L39 205V201H38V206H39V207L41 206ZM50 204H51V203H50ZM64 204H65V203H64ZM73 204H70V205L72 206ZM92 204H93V203H92ZM92 204H91V205H92ZM97 204H98V203H97ZM109 204H110V203H109ZM111 204H110V205H111ZM118 204H119V200H118ZM121 204H122V203H120V205H119L120 207H121ZM173 204H174V203H173ZM183 204H184V203H183ZM183 204H181L182 207H183ZM191 204H190V205H191ZM4 205H5V204H4ZM31 205H32V204H31ZM46 205H47V204H46ZM48 205H49V204H48ZM58 205H59V204H58ZM61 205H62V204H61ZM68 205H69V204H68ZM103 205H104V204H103ZM103 205H101V204H100V205L98 204V206H97V205H95V206L92 205V206H94V207H92L91 209H92V211L96 214V215H94V217L97 216V218H91V219H94L93 221H99V222H102L103 229H104V227H105V229H107L108 231H110V233L112 232V236H111V235H109V236L107 235L108 237L105 239V241L103 242V244H101L102 242L100 241L99 245H97V246L94 245V246L92 247V245H93V243H92L91 247L93 248V252L95 251L94 249H98V248H99V249H100V248L103 249V250H104V251L102 250L103 252H105L106 249H108V250L111 249V250H112L113 248H115V247H113L114 245L118 246L117 244H119V241H121V240L124 239V242H127L126 240H129V237H128V236H126V237H128V239H126V238L123 236L124 234L122 235L123 238H122L121 240H119L120 237L117 238V237L119 236L117 230H118V229H121V228H119L118 226H120L121 223H118V220H116V219H117V216H118L119 214L122 215L120 212H119V214L117 213L118 215L115 216V219H113L114 221H116V222L118 223L117 226L115 225L114 221H113V223L111 222V219H112V218H110V219L107 218V217H106V218H103L104 215H102L103 217H101V215L98 216V215L100 214L99 212H101L100 210H101L102 208L105 207V206L103 207ZM107 205H108V204H106V206H107ZM181 205H180V207H181ZM188 205H189V204H188ZM190 205H189V206H190ZM199 205H200V204H199ZM250 205H251V203H250ZM10 206H11V205H10ZM62 206H63V205H62ZM79 206H80V205H79ZM113 206H117V205H113ZM127 206H128V204H127ZM134 206H136V205H134ZM142 206H143V204H142ZM156 206H157V205H156ZM163 206H166V201L163 203ZM163 206H162V207H163ZM167 206H168V205H167ZM167 206H166V207H167ZM189 206L187 207L188 209L185 207L184 210H185V209L189 210V209H190ZM209 206H211V209L209 208L210 212H208V210H207V208H208ZM11 207H12V206H11ZM13 207H14V206H13ZM13 207H12V208H13ZM33 207H34V205H33ZM33 207H32V211H33L34 208H36V206H35L34 208H33ZM39 207H38V208H39ZM51 207L53 208V206H51ZM54 207H55V206H54ZM59 207H60V206H58V209H59ZM66 207H67V206H65L64 208H66ZM72 207H73V206H72ZM72 207H70V209H71ZM75 207H76V206H75ZM75 207H74V208H75ZM81 207H84V206H81ZM109 207H110V206H109ZM111 207H112V206H111ZM137 207H139V206H137ZM152 207H154V205H153ZM175 207H176V208H175ZM175 207H174V208L177 209V211H178V208H177L178 205H176ZM16 208H17V207H16ZM56 208H57V207H56ZM56 208H55V209H56ZM62 208H63V207H62ZM74 208H73V209H74ZM77 208H78V206H77ZM79 208H80V207H79ZM79 208H78V210H79ZM117 208H118V206H117ZM126 208H127V207H126ZM132 208H133V207H132ZM17 209H18V208H17ZM17 209H16V211H17ZM19 209H20V208H19ZM55 209H54V210H55ZM109 209H110V208H109ZM114 209H115V207H114ZM164 209H165V207H164ZM164 209H162V210H164ZM179 209L181 210V208H179ZM14 210H15V209H14ZM27 210H28V209H27ZM39 210H40V208H39ZM44 210H47V208H45ZM48 210H51V209L49 208ZM54 210H53V211H54ZM56 210H57V209H56ZM76 210H77V209H76ZM76 210H72V212H74V211H76ZM81 210H82V209H81ZM81 210H80V211H81ZM89 210H90V209H89ZM89 210H88V211H89ZM104 210H105V209H104ZM104 210H103V211H104ZM107 210H108V209H107ZM118 210H119V209H118ZM122 210H123V209H122ZM127 210H128V209H127ZM127 210H126V211H127ZM160 210H161V209H160ZM171 210H172V209H171ZM173 210H174V209H173ZM182 210H183V209H182ZM3 211H5V210H3ZM23 211H24V210H23ZM30 211H31V210H30ZM32 211H31V213H34V212H32ZM34 211H35V210H34ZM57 211H58V210H57ZM61 211H62V210H60L59 212H61ZM67 211H68V208H67ZM70 211H71V210H70ZM84 211L86 212V210H84ZM109 211H111V212H112V211H113V212H114V211H115V212H118L116 209H115V210H111V209H110ZM164 211H165V213L167 212V210H164ZM168 211H169V209H168ZM12 212H13V211H12ZM19 212H20V211H19ZM36 212H37V211H36ZM39 212H40V211H39ZM43 212L45 213V211H43ZM46 212H47V211H46ZM50 212H51V211H50ZM55 212H56V211H55ZM55 212H54V215H55ZM59 212H58V213H59ZM63 212H64V211H63ZM76 212H78V211H76ZM76 212H75V213H76ZM90 212H91V211H90ZM106 212H107V211H106ZM111 212H109V213H111ZM115 212H114V213H115ZM151 212H152V211H151ZM173 212H174V211H173ZM185 212H186V211H185ZM0 213H3V212H0ZM20 213H21V212H20ZM37 213H38V212H37ZM37 213H36V214H37ZM48 213H49V211H48ZM48 213H47V214H48ZM68 213H69V211H68ZM75 213L72 214V215H76V216H77L78 213H77V214H75ZM82 213H83V210H82ZM82 213H81V214H82ZM161 213H162V212H161ZM167 213H169V212H167ZM170 213H171V212H170ZM175 213H176V212H175ZM175 213H173V214L175 215ZM179 213H183V211H181V212H179ZM207 213H208V214H207ZM209 213H210V214H209ZM11 214H12V213H11ZM15 214H16V213H15ZM18 214H19V213H18ZM23 214H24V212H23ZM26 214H27V213H26ZM49 214H50V213H49ZM51 214H52V213H51ZM64 214H65V213H64ZM83 214L85 215V216H83V217H84V221H85V218H86V216H87V215H86L87 213H86V214L83 213ZM101 214H103V212H102ZM111 214H112V213H111ZM111 214H109V215L105 214V215L113 217V215H111ZM126 214H127V213L125 212V215H126ZM129 214H131V213L129 212ZM137 214H138V212H137ZM143 214H144V213H143ZM146 214H147V213H145V215H146ZM148 214H149V213H148ZM163 214H164V213H163ZM232 214H231V217H232ZM5 215H6V214H5ZM13 215H14V214H13ZM16 215H17V214H16ZM31 215H32V214H31ZM31 215L29 216V214H28L29 217H31ZM40 215H41V213H40ZM43 215H44V214H43ZM52 215H53V214H52ZM54 215H53V216H54ZM60 215H61V213H60ZM79 215H80V213H79ZM89 215H90V214H89ZM89 215H88L87 218H89ZM92 215H93V214H92ZM127 215H128V214H127ZM127 215H126V216H127ZM149 215H152V214H149ZM160 215H161V214H160ZM164 215H165V214H164ZM170 215H171V214H170ZM183 215H184V214H183ZM11 216H12V215H11ZM18 216H19V215H18ZM35 216H36V215H35ZM68 216H69V215H68ZM70 216H71V215H70ZM122 216H123V217H122V221H123V220H125V219H123L125 216H124V215H122ZM133 216H134V218H136V217H135L136 215L133 214ZM133 216H129L130 219H131V217H133ZM143 216H144V215H143ZM147 216H148V215H147ZM147 216H145V217H146V218H144L145 220H147V219L150 217V216H149V217L147 218ZM165 216H166V215H165ZM177 216H178V215H177ZM177 216H175V217L177 218ZM179 216H180V215H179ZM210 216L213 217V219H211V222H209ZM2 217H4V216H2ZM47 217H48V216H47ZM47 217H46V218H47ZM54 217H55V216H54ZM59 217H60V216H59ZM64 217L66 218L65 215H64ZM77 217H78V216H77ZM83 217H81V215H80V220H81ZM92 217H93V216H92ZM127 217H128V216H127ZM127 217H126L125 222L128 221V220H130V219H127ZM137 217H138V216H137ZM163 217H164V216L162 215V218H163ZM170 217H171V216H170ZM186 217H187V216H186ZM25 218H26V217H25ZM40 218H41V217H40ZM51 218H52V217H51ZM51 218H50V220H51ZM68 218H69V217H68ZM87 218H86V219H87ZM101 218H102V219H101ZM118 218H121V216L118 217ZM162 218H161V219H162ZM173 218H174V217H173ZM173 218H172V219H173ZM179 218H180V217H179ZM179 218H178V219H179ZM184 218H185V217H184ZM189 218H188V219H189ZM0 219H1V218H0ZM4 219H5V218H4ZM72 219H73V218H72ZM76 219H77V218H76ZM76 219H75V220H76ZM78 219H79V218H78ZM78 219H77V220H78ZM89 219H90V218H89ZM132 219H133V218H132ZM141 219H142V218H141ZM141 219H140V220H141ZM144 219H142L141 221H143ZM152 219H153V218H152ZM163 219H164V218H163ZM165 219H166V217H165ZM167 219L170 220V218H168V216H167ZM167 219H166V220H167ZM172 219H171V220H172ZM178 219H177V221H180V220H178ZM182 219H183V218H182ZM182 219H181V220H182ZM222 219H223V220H222ZM20 220H21V219H20ZM20 220H19V221H20ZM22 220H23V219H22ZM26 220H27V219H26ZM48 220H49V219H48ZM67 220H68V219H67ZM87 220H88V219H87ZM100 220H102V221H100ZM135 220L137 221V219H134V221H135ZM138 220H139V218H138ZM166 220H164V223H167V222H165ZM168 220H167V221H168ZM185 220H186V219H184V221H185ZM236 220H237V219H236ZM14 221H15V220H14ZM30 221H31V220H30ZM56 221H57V220H56ZM56 221H55V222H56ZM59 221H61V220H59ZM81 221H83V219H82ZM81 221H80V222H81ZM172 221H173V220H172ZM186 221H187V220H186ZM186 221H185V222H186ZM15 222H17V219H16ZM21 222H22V221H21ZM24 222H25V221H24ZM37 222H38V221H37ZM47 222H48V221H47ZM52 222H53V221H52ZM65 222H66V221H65ZM72 222H73V220H72ZM72 222H71V223H72ZM86 222H87V221H86ZM131 222H132V220L130 221V223H131ZM144 222H145V221H144ZM159 222H160V221H159ZM162 222H163V221H162ZM168 222H169V221H168ZM182 222H183V221H182ZM187 222H188V221H187ZM187 222H186V223H187ZM189 222H190V221H189ZM205 222H207V223H205ZM232 222H233V221H232ZM237 222H238V221H237ZM240 222H242V221H240ZM18 223H19V222H17V224H18ZM75 223H76V221H75ZM83 223H84V222H83ZM95 223L98 224L97 222H95ZM122 223H124V222H122ZM133 223L136 224L135 222H133ZM133 223H131V224H132V225H131V226H132V229H134V227H133ZM137 223H138L139 226H140L141 223H142V225H143V222H141V223L139 224V222L137 221ZM172 223H173V222H172ZM211 223H212V224H211ZM223 223H224V222H223ZM1 224H2V223H1ZM20 224H21V223H20ZM23 224H24V223H23ZM40 224H41V223H40ZM51 224H52V223H51ZM61 224H62V223H61ZM63 224H64V223H63ZM69 224H70V223H69ZM69 224L67 223V225H69ZM87 224H88L89 226L91 225V224H89V223H87ZM92 224H93V223H92ZM126 224L128 225V223H126ZM151 224H152V223H150V226H151ZM161 224H162V223H161ZM167 224H168V223H167ZM180 224H182V223L180 222ZM180 224H179V225H180ZM184 224H185V223H184ZM184 224H183V225H184ZM220 224H221V223H220ZM2 225H3V224H2ZM14 225H15V224H14ZM24 225H25V224H24ZM27 225H28V224H27ZM34 225H35V224H34ZM34 225H33V226H34ZM36 225H38V223H36ZM54 225H55V224H54ZM67 225H65V226H67ZM80 225H81V224H80ZM80 225H79L78 222H77V227H79ZM84 225H86V224L84 223ZM122 225H125V224H121V227H122ZM127 225H125L126 228H127ZM159 225H160V224H158V225H154V226H155L154 228H157ZM164 225H165V224H164ZM170 225H171V223L169 222V227H170ZM179 225H177V226H179ZM185 225H186V224H185ZM188 225H189V224H188ZM229 225H230V224H229ZM33 226H32V227H33ZM40 226H41V225H40ZM56 226H57V225H56ZM63 226H64V225H63ZM73 226H75V224H74ZM135 226L137 227L136 229L139 228V226H137V224H136ZM152 226H153V224H152ZM171 226H172V225H171ZM175 226H176V223H175ZM175 226H174V223H173V227H175ZM225 226H226V225H225ZM20 227H21V226H20ZM22 227H23V226H22ZM32 227H31V228H32ZM47 227H48V226H47ZM47 227H45V228H47ZM68 227L73 228L72 226H67V227H65V228H67V229H66V233H67ZM80 227H81V226H80ZM87 227H88V226H86V228H87ZM91 227L93 228V225H92ZM117 227H118V228H117ZM129 227H130V225H129ZM140 227H141V226H140ZM143 227H144V226H143ZM143 227H141V230H142ZM161 227H163V225H162ZM161 227L159 226L158 228H161ZM166 227H167V225H166ZM169 227H167V228H169ZM181 227H183V226H180V228H181ZM227 227H228V226H227ZM13 228H15V227H13ZM18 228H19V227H18ZM60 228H61V227H60ZM94 228H98V225H97V226L95 225ZM94 228H93V229H94ZM101 228H102V227H101ZM151 228H153V227H151ZM163 228H164V227H163ZM167 228H166V229H167ZM171 228H172V227H171ZM175 228H179V227H175ZM228 228H229V227H228ZM228 228H227V229H228ZM232 228H235V227H232ZM7 229L10 230L9 228H7ZM15 229H16V228H15ZM33 229H35V228H33ZM56 229H57V228H56ZM61 229H62V228H61ZM63 229H64V228H63ZM73 229H74V228H73ZM78 229H79V228H78ZM87 229H89V228H87ZM93 229H90V231L93 230ZM128 229H129V228H128ZM145 229H146V228H145ZM164 229H165V228H164ZM169 229H170V228H169ZM172 229H174V228H172ZM196 229H195V230H196ZM207 229H208V230H207ZM13 230H14V229H13ZM36 230H37V229H36ZM47 230H48V229H47ZM57 230H58V229H57ZM71 230H72V229H71ZM83 230H84V229H83ZM125 230H126V229H125ZM125 230H124V231H125ZM130 230H131V227H130ZM130 230H129V231H128V230L125 231V233H128V232H129V234H131V232H133V230H132V231H130ZM162 230H163V229H162ZM162 230H161V231H162ZM191 230H190L188 233H190ZM199 230H202V231H199ZM234 230H235V229H234ZM37 231H39V230H37ZM40 231H41V230H40ZM59 231H61V230H59ZM80 231H81V228H80ZM80 231H79V232H80ZM84 231H85V230H84ZM84 231H83V232H84ZM94 231H95V229H94ZM94 231H93V232H94ZM101 231H102V230H101ZM120 231H121V230H120ZM142 231H143V230H142ZM142 231H141V233H142ZM149 231H150V230H149ZM169 231L171 232V230H169ZM237 231H238V229H237ZM15 232H16V231H15ZM15 232H14V233H15ZM47 232H48V231H47ZM56 232H57V231H56ZM62 232H63V230H62ZM76 232H77V228H76ZM85 232H87V231H85ZM105 232H106V231H105ZM105 232H104L102 235H104ZM121 232H123V230H122ZM134 232H135V235H138V234L140 233V232H139L138 234H136V231H135V230H134ZM147 232H148V231H147ZM147 232H145V233H147ZM150 232H151V231H150ZM162 232H164V231H162ZM178 232H179V231H178ZM193 232H194V231H193ZM2 233H3V232H2ZM33 233H34V232H33ZM37 233H38V232H37ZM52 233H53V232H52ZM63 233H64L63 236L65 237L66 234H65V232H63ZM68 233H69V230H68ZM73 233H74V231H73ZM91 233H92V232H91ZM94 233H95V232H94ZM97 233H99V230H98ZM97 233H96V234H97ZM107 233H108V232H107ZM123 233H124V232H123ZM148 233H149V232H148ZM148 233L145 234V236L148 235ZM158 233H159V231H158ZM160 233H161V232H160ZM5 234H6V233H5ZM46 234H47V233H46ZM54 234H56V233H54ZM58 234H60V233H58ZM77 234H78V232H77ZM99 234H100V233H99ZM99 234H98V235H99ZM108 234H109V233H108ZM133 234H134V233H132V235H133ZM149 234H150V233H149ZM168 234H169V233H168ZM168 234H167V235H168ZM251 234L254 235V236L251 237V236H250ZM24 235H25V234H24ZM73 235H75V234H72V237H73ZM79 235L81 236L82 234H79ZM83 235H84V233H83ZM83 235H82V236H83ZM87 235H88V232H87ZM90 235H92V234H90ZM94 235H95V234H94ZM153 235L155 236L156 234H153ZM165 235H166V233H165ZM165 235H164V236H165ZM6 236H7V235H6ZM11 236H12V235H11ZM35 236H36V235H35ZM66 236H68V234H67ZM69 236H71L70 233H69ZM84 236H85V235H84ZM84 236H83V237H84ZM141 236H142V235H141ZM145 236H143V238H144ZM151 236H152V234H151ZM160 236H161V235H160ZM160 236L157 235V237H160ZM168 236H169V235H168ZM170 236H171V235H170ZM182 236H183V235H182ZM2 237H4V236H2ZM17 237H18V236H17ZM39 237H40V236H39ZM72 237H71V238H72ZM75 237H76V236H75ZM87 237H88V236H87ZM89 237L91 238V236H89ZM94 237H95V236H94ZM96 237H97V236H96ZM100 237H101V236H100ZM100 237H99V238H100ZM130 237H132V236L130 235ZM135 237L137 238V236H135ZM175 237H176V235H175ZM209 237H211V239H210ZM249 237H248V238H249ZM12 238H13V236H12ZM37 238H38V237H37ZM46 238H47V237H46ZM51 238H52V237H51ZM51 238H50V239H51ZM55 238H56V236H55ZM55 238H53V239H55ZM57 238H58V236H57ZM59 238H60V236H59ZM67 238H69V237H67ZM80 238H82V237H80ZM85 238H86V237H85ZM132 238H133V240L135 239L134 236H133ZM149 238H150V236H149ZM153 238H154V237H152V239H153ZM166 238H167V236L164 237V240H165ZM170 238H171V237H170ZM187 238H188V237H187ZM248 238H247V239H248ZM47 239H49V238H47ZM60 239H62V236H61ZM63 239H64V238H63ZM65 239H66V237H65ZM69 239H70V238H69ZM69 239H68V240H69ZM78 239H79V237H78ZM88 239H89V238H87V240H88ZM95 239H97V238H95ZM102 239H103V238H102ZM116 239H118L119 241L116 240ZM137 239H138V238H137ZM137 239H136V240H137ZM140 239H142V238H140ZM140 239H139V240H140ZM159 239H160V238H159ZM159 239H158V240H159ZM173 239H175V238H173ZM177 239H179V237H178ZM182 239H183V238H182ZM215 239L217 240V238H215ZM236 239H237V238H236ZM247 239H246V240H247ZM14 240H15V239H14ZM16 240H17V239H16ZM34 240H35V239H34ZM39 240H40V239H39ZM56 240H57V239H56ZM68 240H66V241H68ZM70 240H74V239H70ZM82 240H83V239H82ZM92 240H93V242H94V238H93ZM97 240H99V239H97ZM133 240H130V241L132 242ZM136 240H135V241H136ZM156 240H157V239H156ZM161 240H163V239H161ZM175 240H176V239H175ZM185 240H186V238H185ZM185 240H183V243H184ZM48 241H49L50 243L52 242V240H51V241L48 240ZM53 241H55V240H53ZM58 241H59V240H58ZM61 241H62V240H61ZM64 241H65V240H64ZM64 241H63V242H64ZM74 241H76V239H75ZM79 241H81V239H80ZM102 241H103V240H102ZM130 241H129V242H130ZM144 241H147V240L144 239ZM154 241H155V239H154ZM159 241H160V240H159ZM168 241H169V240H168ZM179 241H180V239H179ZM196 241H197V242H196ZM222 241H224V240H222ZM234 241H236L235 238H234ZM238 241H239V240H238ZM7 242H8V241H7ZM14 242H15V241H14ZM29 242H30V241H29ZM40 242H41V241H40ZM63 242H62V243H63ZM69 242H70V241H69ZM69 242H68V243H69ZM76 242H78V241H76ZM81 242H82V241H81ZM81 242H78V243H81ZM86 242H87V241L84 240L82 245L86 244ZM88 242L90 243V239H89ZM91 242H92V241H91ZM97 242H98V241H97ZM131 242H130V243H131ZM171 242H172V241H171ZM171 242H170V244H171ZM174 242H175V241H173V245L177 243V242H175V243H174ZM181 242H182V241H181ZM190 242H191V241H190ZM226 242H227V241H226ZM226 242H225V243H226ZM37 243H39V241H38ZM56 243H57V242H56ZM64 243H65V242H64ZM66 243H67V242H66ZM120 243H121V242H120ZM127 243H128V242H127ZM132 243H134V241H133ZM140 243H141V242H140ZM140 243H138V244L140 245ZM147 243H148V242H147ZM155 243H157V242H155ZM155 243H154V244H155ZM166 243H167V239H166ZM168 243H169V242H168ZM222 243H223V242H222ZM252 243H254V242H252ZM252 243L250 242V245H251ZM259 243H260V242H259ZM11 244H12V242H11ZM17 244H18V243H17ZM35 244H36V242H35ZM41 244H42V243H41ZM53 244H54L55 246H54V247L52 246V247L55 248V247H56V244H55V243H52V245H53ZM72 244H74L73 241H72ZM72 244H71V245H72ZM95 244H96V243H95ZM97 244H98V243H97ZM100 244H101V245H100ZM105 244H106L107 247H105ZM107 244H109V245H107ZM121 244H122V243H121ZM121 244H120L118 247H121L122 250H123V248L126 249V246L122 248ZM135 244H136V242H135ZM135 244H134V245H135ZM143 244H144V243H143ZM145 244H146V243H145ZM145 244H144V245H145ZM150 244H152V243H150ZM154 244H153V246H154ZM170 244H169V245H170ZM185 244H186V243H185ZM187 244H188V243H187ZM189 244H190V243H189ZM191 244H192V243H191ZM227 244H228V243H227ZM5 245H6V244H5ZM25 245H26V243H25ZM59 245H60V242H59ZM59 245H57V246H59ZM75 245H77V244H75ZM87 245H88V244H87ZM103 245H104V246H103ZM127 245L129 246V244H127ZM132 245H133V244H132ZM136 245H137V244H136ZM148 245H149V244H148ZM148 245H147V247H148ZM165 245H166V244H165ZM169 245H168V246H169ZM180 245H181V244H180ZM180 245H179V246H180ZM214 245H215V244H214ZM228 245H229V244H228ZM254 245H256V244H254ZM79 246H80V245H79ZM128 246H127V247H128ZM130 246H131V244H130ZM150 246H151V245H150ZM163 246H164V245H162V242H160V243L158 242V243L156 244V246H154V247H155L156 249H159V248H161V247H163ZM175 246H177V245H175ZM218 246H219V245H218ZM247 246H248V244H247ZM1 247H2V246H1ZM72 247H73V246H72ZM85 247H86V246H84V248H85ZM88 247H90V246H88ZM88 247H87V248H88ZM131 247H132V246H131ZM134 247H135V246H134ZM144 247H145V246H144ZM144 247H143V248H144ZM165 247H166V246H165ZM165 247H164V248H165ZM170 247H171V245H170ZM183 247H184V244H183ZM212 247H213V246H212ZM250 247H251V246H250ZM252 247H253V246H252ZM21 248H22V246H21ZM44 248H45V246H44ZM79 248H81V246H80ZM84 248H83V250H84ZM87 248H86V250H87ZM138 248H139V246H138ZM155 248H154V249H155ZM167 248H168V247H167ZM175 248H176V247H175ZM175 248H174V250H175ZM208 248H209V247H208ZM213 248H216V247H213ZM253 248H254V247H253ZM258 248H259V247H258ZM31 249H32V248H31ZM47 249H48V248H47ZM57 249H58V247H57ZM63 249H65V248H63ZM72 249H73V248H72ZM119 249H120V248H119ZM127 249H128V248H127ZM129 249H130V248H129ZM135 249H136V248H135ZM135 249H133V250H135ZM140 249H141V247H140ZM162 249H163V248H162ZM165 249H166V248H165ZM165 249H164V251H165ZM171 249H172V248H171ZM181 249H182V248H181ZM217 249H218V248H217ZM83 250H82V251H83ZM111 250H110V251H111ZM116 250H118V249L115 248L114 251H116ZM144 250H148V248H147V249H144ZM178 250H179V248H178ZM200 250H199V251H200ZM207 250H208V249H207ZM209 250H208V251H209ZM256 250H259V249H256ZM1 251H2V250H1ZM3 251H4V250H3ZM3 251H2V253H3ZM17 251H18V250H17ZM30 251H31V250H30ZM30 251H28V252H30ZM43 251H44V250H43ZM73 251H74V250H73ZM76 251H77V250H76ZM88 251H90L89 248H88ZM88 251H87V252H88ZM119 251H121V250H119ZM124 251H125V250H124ZM127 251H128V250H127ZM127 251H126V252H127ZM130 251H131V250H130ZM130 251H129V252H130ZM140 251H141V250H140ZM140 251H139V252H140ZM160 251H162V250H160ZM194 251H195V250H194ZM205 251H206V250H205ZM21 252H22V251H21ZM24 252H25V251H24ZM31 252H32V251H31ZM38 252H39V251H38ZM61 252H62V250H61ZM79 252L81 253V251H79ZM99 252H100V251H99ZM106 252H108V251H106ZM112 252H113V251H112ZM134 252H135V251H134ZM142 252H145V251H142ZM168 252H169V251H168ZM170 252H171V251H170ZM215 252H216V250H215ZM263 252H264V251H263ZM63 253H64V252H63ZM66 253H67V252H66ZM73 253H75V252H73ZM83 253H85V252H83ZM83 253H82L81 255H83ZM91 253H92V252H91ZM122 253H123V252H121V254H122ZM127 253H128V252H127ZM132 253H133V251H132ZM146 253H147V252H145L144 259L142 258L143 261H141V262H144V263H146V264H153V263H151V261H150V262L147 261V259H148L149 257H148V254H146ZM148 253H149V251H148ZM158 253H160V252H158ZM175 253H176V252H175ZM177 253H178V252H177ZM245 253H246V255L243 257V255H244ZM259 253H260V252H259ZM12 254H13V253H12ZM26 254H27V253H26ZM33 254H34V253H33ZM56 254H57V253H56ZM59 254H60V253H59ZM59 254H57V255H59ZM64 254H65V253H64ZM85 254H86V253H85ZM121 254H120V259H121ZM135 254H136V253H135ZM135 254H134V255H135ZM142 254H143V253H142ZM151 254H152V253H151ZM155 254H156V253H155ZM189 254H190V253H189ZM189 254H185V255L188 256ZM197 254H198V253H197ZM206 254H207V252H206ZM254 254H253V255H254ZM260 254H264V253L261 252ZM3 255H4V254H3ZM10 255H11V254H10ZM16 255H17V253H16ZM35 255H36V254H35ZM67 255H68V254H67ZM67 255L65 254L64 257H66ZM72 255H74V254H72ZM72 255H70V256L72 257ZM99 255H100V254H99ZM129 255H130V254H129ZM129 255H128V256H129ZM137 255H138V249H137ZM153 255H154V254H153ZM191 255H192V254H190V256H191ZM51 256H52V255H51ZM54 256H55V254H54ZM60 256H63V255H60ZM60 256H59V257H60ZM70 256L68 255V257H70ZM75 256H78V255L76 254ZM84 256H85V255H84ZM88 256H89V255H88ZM97 256H98V255H97ZM97 256H96V257H97ZM103 256H104V255H103ZM124 256H125V254H124ZM124 256H123V254H122V257H124ZM130 256H131V255H130ZM154 256H156V255H154ZM166 256H167V255H166ZM182 256H183V255H182ZM203 256H204V255H203ZM207 256H208V255H207ZM251 256H252V255H251ZM257 256H258V255H257ZM261 256H264V255H261ZM2 257H3V256H2ZM9 257H10V256H9ZM39 257H40V256H39ZM46 257H47V256H46ZM48 257H49V256H48ZM64 257H63V259H64ZM71 257H70V258H71ZM105 257H106V256H105ZM135 257H137V256H135ZM141 257H142V255H141ZM163 257H165V256H163ZM163 257H162V258H163ZM169 257H170V256H169ZM169 257H167V258H169ZM200 257H201V256H200ZM205 257H206V256L201 257V258H204L203 260H205ZM208 257H212L211 254H210ZM246 257H247V256H246ZM13 258H15V257H13ZM29 258H30V257H29ZM31 258H32V257H31ZM36 258H37V256H36ZM44 258H45V257H44ZM50 258H51V257H50ZM55 258H56V257H55ZM61 258H62V257H61ZM72 258H73V260L75 259V257H72ZM72 258H71V260H72ZM79 258H80V255L78 256L77 259H79ZM93 258H94V257H93ZM107 258H108V257H107ZM118 258H119V257H118ZM118 258H116V259H118ZM127 258H128V262H127V264H128L129 262H131V261H134V260L136 259V258H135L134 260H132V256H131V260L129 261V258H130V257H127ZM127 258H126V259H127ZM138 258H139V255H138ZM155 258H156V257H155ZM158 258H159V257H158ZM165 258H166V257H165ZM167 258H166V260H167ZM171 258H172V257H171ZM173 258H174V257H173ZM214 258L212 257V259H211L212 262L214 261V260H213ZM242 258H243V259H242ZM249 258H250V257H249ZM251 258H252V257H251ZM251 258H250V260H251ZM259 258H260V257H259ZM20 259H21V258H20ZM24 259H25V258H24ZM27 259H28V258H27ZM27 259H26V260H27ZM42 259H43V258H42ZM48 259H49V258H48ZM67 259H69V258H67ZM67 259H66V260H67ZM77 259H76V261H77ZM99 259H100V258H99ZM123 259H124V258H123ZM123 259H121V260H123ZM142 259H141V260H142ZM151 259L153 260V258H151ZM169 259H170V258H169ZM175 259H176V258H175ZM189 259H190V258H189ZM192 259H193V258H192ZM198 259H200V258H198ZM241 259H242V261H241ZM9 260H10V259H9ZM13 260H14V259H13ZM16 260H17V259H16ZM26 260H25V261H26ZM30 260H31V259H30ZM43 260H44V259H43ZM60 260H61V259H60ZM60 260H59V262H60ZM69 260H70V259H69ZM69 260H68L67 262H68V263H72V262H70ZM83 260H84V259H83ZM101 260H103V259H101ZM108 260H109V259H108ZM118 260H119V259H118ZM156 260H157V258H156ZM159 260H160V259H159ZM164 260H165V259H164ZM203 260H202V261H203ZM209 260H210V259H209ZM209 260H207V261L209 262ZM263 260H264V259H263ZM17 261H18V260H17ZM28 261H29V260H28ZM32 261H33V260H32ZM32 261H31V262H32ZM47 261H48V260H47ZM74 261H75V260H74ZM80 261H81V260H80ZM87 261H88V260H87ZM94 261H95V260H94ZM94 261H93V262H94ZM162 261H163V260H162ZM181 261H182V260H180V263L182 264L183 262H181ZM188 261H189V260H188ZM195 261H196V260H195ZM200 261H201V260H200ZM256 261H258V260H256ZM12 262H13V261H12ZM33 262H34V261H33ZM48 262H49V261H48ZM51 262H52V261L50 260L49 263H51ZM55 262H56V261H55ZM77 262H79V261H77ZM77 262H76V264H77ZM93 262H92V263H93ZM108 262H109V261H108ZM117 262H118V261H117ZM123 262H124V260H123ZM125 262H126V260H125ZM137 262H139V261H137ZM153 262H154V261H153ZM160 262H161V261H160ZM160 262H157L156 264H159ZM177 262H179V261H177ZM185 262H186V261H185ZM250 262H251V261H250ZM250 262H249V263H250ZM13 263H14V262H13ZM28 263H29V262H28ZM90 263H91V262H90ZM103 263H104V262H103ZM132 263H133V262H132ZM162 263H163V262H162ZM167 263H168V261H167ZM167 263H165V264H167ZM188 263H189V262H188ZM190 263H191V262H190ZM201 263H202V262H201ZM205 263H206V262H205ZM209 263H210V262H209ZM257 263H258V262H257ZM16 264H17V263H16ZM22 264H23V263H22ZM24 264H26V263H24ZM80 264H81V262H80ZM96 264H97V263H96ZM124 264H126V263H124ZM130 264H131V263H130ZM134 264H137V263H136V260H135V263H134ZM138 264H139V263H138ZM160 264H161V263H160ZM168 264H169V263H168ZM178 264H179V263H178ZM202 264H203V263H202ZM206 264H208V263H206ZM252 264H253V263H252ZM262 264H263V263H262Z\"/></svg>",
	"mask_w": 264,
	"mask_h": 264
}]
</instances>
